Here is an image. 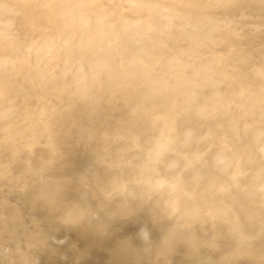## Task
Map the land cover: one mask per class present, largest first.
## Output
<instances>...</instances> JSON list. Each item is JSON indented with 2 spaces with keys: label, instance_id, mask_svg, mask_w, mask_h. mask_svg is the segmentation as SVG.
<instances>
[{
  "label": "rangeland",
  "instance_id": "374dc122",
  "mask_svg": "<svg viewBox=\"0 0 264 264\" xmlns=\"http://www.w3.org/2000/svg\"><path fill=\"white\" fill-rule=\"evenodd\" d=\"M23 1V3L21 2V0H19V4H17L18 3V1L17 0H15V1H12V0H0V48L2 49V50H0L1 52L3 51V50H8V51H10V52H13V50H15V52L18 50V53L16 52H13L11 55H15L16 56V58L18 57V61H11L10 59H11V57H10V53H8V51H7V53L9 54V60L8 59H5V57L3 56V54L4 55H6L4 52H6V51H3L2 53L3 54H0V55H2V57H4V60H5V63L6 62H8L10 65H13V63L12 62H14V64L16 65L17 64V66H15V67H17V68H14V66H7L8 65V63H6V64H4V62L2 61V63L3 64H1V65H3L4 67H5V65L10 69L11 67L12 68H14V69H16V70H18V72H17V75H18V78H21L20 80H19V82H21V80H22V77H24L25 79H23L22 80V85H21V83H19L18 82V80H16V79H18L17 77H16V74L14 73V72H16V70L14 71V69H11L12 71H14L13 73H12V71L10 70L9 71V69L8 70H6V72L7 73H5L4 74V72L5 71H1V70H5V69H0V80L2 81V84H1V81H0V88L3 90V91H6L5 92V94L7 93V89H8V91H9V93H10V91L12 90L13 92H17V90H19L20 89V91H23V92H21V93H25L27 96H28V93L30 94V93H32V92H35V90H36V93H32L31 95H29L30 97H25L23 94V96L21 95V93H20V91L18 92V93H20V94H18V93H14L13 94V92L11 93V95L12 96H10V94L8 95V93H7V96L10 98V97H13L14 95H16L17 96V94H18V99L22 96V99H23V97H25V99H27V100H23L21 103H20V101H21V98L19 99L20 101L18 102V100H17V98H16V100H17V102L18 103H20L21 104V106H20V109H19V111L17 110V106H19L18 105V103L16 102V104H17V106L16 105H14V107L16 106V110L17 111H14V110H12V109H14V108H11L10 109V107H13V105H12V99H15V97L16 96H14L13 98H10V100H11V102L10 101H7V99H8V97H5V98H7V99H4V97L2 98V103H4L3 104V107L1 108L0 107V116H1V118H0V125L2 124V128H3V132H2V129H0V264H4L5 262H7L6 264H15V262H17L16 264H25V263H27V264H47V263H49V264H54V263H57V264H154V263H159V262H162V264H163V262L164 261H169V260H171L170 261V264H241L242 262V264H264V174H262L263 172H261V171H263L264 170V168H262L263 167V165H264V124H263V122H264V95H261L263 92H264V88H263V85H264V83L262 84L261 82L263 81L264 82V79H261V77L262 78H264L262 75H264V72H263V74H262V72L261 71H263L264 70V40H262V39H264V14H263V7H264V0H262V2L260 3V1L261 0H247V1H245V0H238L237 1V3L235 2L236 0H214V2H221V4L220 3H218L217 2V4H219V5H217L216 3H214L212 0H210V3H211V1H212V4H215L214 5V7L212 8V6H207V8L206 7H204L205 8V10L206 11H204V10H202L203 9V6L202 5H205V4H208L209 3V1L208 0H205V1H207V2H204V0H203V2L204 3H201V0H199V2H198V0H193V2H198L199 3V6H200V9L198 8V6L196 5V7H194L195 6V4H194V6H191V5H193L192 4V1L191 0H184V1H186V3L184 2V1H179V0H143V2L141 1V0H132L135 4H137L138 2V4L137 5H139V6H137V5H132V7H131V9L129 8V3L127 2V1H131V0H127L126 1V3H124V2H120L121 0H109L108 2H107V0H101V2H99L100 0H91V1H89V0H81L82 2H81V4H82V6L83 7H79L80 9V13H78L77 14V10L78 9H76V8H78V6L79 5H81L80 4V2H75L76 0H74V2L76 3H71L72 1H70V0H64V2H63V0H54V2H51V3H56L55 4V6L56 7H52V6H54V4H51V3H49V1L47 2V0H39V1H37L36 0V2H34L33 0H30L31 2L30 3H28V1L29 0H22ZM33 1V2H32ZM41 1V2H40ZM53 1V0H52ZM65 1H70V3H71V5H74V8H72V9H76L75 10V12L76 13H74V10H72V13L70 12L71 10L70 9H68L67 7H69V5L68 6H66L65 7V5L64 6H62L64 3H65ZM86 1V2H85ZM88 1V2H87ZM92 1H95L94 3L92 2ZM98 1V2H97ZM125 1V0H124ZM131 1V4L133 3ZM135 1H138V2H135ZM176 1V2H175ZM178 1V2H177ZM189 1H191L190 3H191V5H189L188 4V2ZM246 2V4H245V2ZM248 1H249V3H248ZM254 1V2H253ZM259 3H258V2ZM9 2H11V3H9ZM14 2H15V5H14ZM22 4H21V3ZM47 2V3H46ZM63 2V3H62ZM96 2L97 3H99L100 5L102 4L103 5V3L105 2L106 4H104L103 6H102V8L103 7H105V11H106V13H107V10L109 11V16L106 14V16L104 15V13H105V11L102 13V14H99L100 12H102L101 10H102V8H95L96 6L95 5H97L96 4ZM111 2H112V4H111ZM160 2V3H159ZM163 4H162V3ZM180 2V3H179ZM181 2H183V3H181ZM196 2V4H198ZM226 4V6L229 8H225V5L223 4ZM232 2H233V4H235V5H233L232 4ZM235 2V3H234ZM241 2V3H240ZM9 3V4H8ZM33 3H34V5H33ZM43 3H45L46 5H45V12L44 13H42V11H41V8L42 7H44L43 5ZM93 5H91V4ZM108 3H110L111 5H114L115 7L117 6V8H113L111 5H107ZM120 3H121V5H123V3H124V6H127V5H129V6H127L128 7V13H127V15L128 14H130V12L131 13H133V15L132 14H130V16H132V17H130L131 19H130V21L128 20V18H129V15L128 16H125V15H123L122 13H125V9L127 8V7H125V9H124V6L123 7H121V5H120ZM209 3V4H210ZM241 5V7H240V5ZM66 4V3H65ZM68 4V3H67ZM89 4V5H88ZM98 4V5H99ZM162 4V5H161ZM183 4H187L186 6L185 5H183ZM231 4V6H229ZM244 4V5H243ZM261 4V5H260ZM8 5H10V6H8ZM20 5V6H19ZM36 5V6H35ZM38 5V6H37ZM48 5L50 6V7H52L53 9L52 10H55L54 12H56L55 13V17H54V12L53 11H51V10H49L50 9V7H48ZM77 5V6H76ZM85 5H87L86 7H88V9H89V11L87 10V8L85 7ZM107 5V6H106ZM140 5H141V7H140ZM144 7H143V6ZM181 5V6H180ZM189 5V6H188ZM211 5V4H210ZM224 5V7L222 8V6ZM232 5L234 6V7H237L238 5H239V7L240 8H236L235 10L234 9H231L232 8ZM254 5V6H253ZM15 6V7H14ZM47 6V7H46ZM76 6V7H75ZM90 6H92V7H90ZM179 6V7H178ZM244 6V7H243ZM251 6V7H250ZM256 6V7H255ZM259 6H261L260 8H261V10L259 11V9L260 8H258ZM1 7H4V8H1ZM7 7V9L9 10H6L5 8ZM10 7V8H9ZM20 7V8H19ZM38 7H41V8H38ZM63 7H65V8H67V9H65L64 8V10H63ZM71 7V6H70ZM99 7V6H98ZM106 7H109V8H106ZM158 7V8H157ZM170 7V8H169ZM187 9H186V8ZM208 7H210V10L209 11H212L211 9H213L214 10V8L216 7H220L219 9H220V11L219 12H217L219 9H217L216 10V8H215V12H214V14L211 12H207L208 10ZM245 7H247V8H245ZM24 8H26V10L24 9ZM36 8V9H35ZM82 8L86 11V13H85V11H82ZM86 8V9H85ZM90 8L92 9L91 10V12H90ZM111 8L113 9V11H110L111 10ZM118 8L121 10V8H122V10L121 11H123V9H124V11L121 13L122 14V18L120 17V15L121 14H119V15H117L118 17L117 18H121L122 19V22H121V19L118 21L117 20V18H116V16H114V14L118 11L119 13H120V10H118ZM145 8V9H144ZM190 8V9H189ZM225 8V10H226V12H225V10H221V9H224ZM252 10H251V9ZM256 8V9H255ZM10 9H11V12H10ZM19 9H23V10H19ZM49 11H48V10ZM93 9H94V11H93ZM100 10V12H98V14H97V11L98 10ZM117 11H116V10ZM142 9H144V10H142ZM149 9V10H148ZM198 9V10H197ZM231 9V10H230ZM239 9V10H238ZM248 9V10H247ZM254 9V10H253ZM42 10H43V8H42ZM65 10H67V11H69L68 13H67V15H66V12L67 11H65ZM127 10V9H126ZM195 13V15H194V13L192 12V11ZM202 10V11H201ZM230 10V12L228 13V11ZM239 12H238V11ZM241 10V11H240ZM5 11H7V13H8V15H6L7 13L5 12ZM16 11H18V13L16 12ZM24 12V13H21V12ZM47 11H48V13H47ZM92 11L95 13H92ZM116 11V12H115ZM143 11V12H142ZM155 11V12H154ZM162 11V12H161ZM174 11V12H173ZM200 11V12H199ZM223 11V12H222ZM231 11H236L234 14H233V12H231ZM250 11V12H249ZM255 11H256V13H257V17H256V13H255ZM65 13V15H61V14H63V13ZM111 12V13H110ZM113 12H114V14H113ZM127 12V11H126ZM135 12V13H134ZM152 12H154V13H152ZM198 12H199V14H198ZM220 12H221V14H220ZM245 12V13H244ZM19 13H20V15H19ZM38 13V14H37ZM40 13V14H39ZM52 14V15H49V14ZM70 13L71 14H74V15H72V16H74V17H76V18H74V19H77V18H80V20L79 19H77V20H75L76 22L78 21V25H77V23L76 24H74V23H72L71 21H74V20H72V19H70L71 17H67L68 15H70ZM94 14V15H92V14ZM142 13L144 14V16L142 15ZM146 13V14H145ZM193 13V14H192ZM204 13H205V15H204ZM217 13H218V15H217ZM222 13H224V15L222 16ZM227 13L230 15V17L232 18H230L229 16H227ZM230 13H232V14H230ZM241 13V14H240ZM250 13V14H249ZM258 13H260V16L261 15H263L262 17H260L259 18V14ZM9 14H11V15H9ZM75 14H77L76 16H75ZM91 14V15H90ZM111 14V15H110ZM135 14H137V15H135ZM142 15V16H140V15ZM150 15L148 18H146L145 17V15ZM213 14V15H212ZM246 15V17L244 16V15ZM255 14V15H254ZM40 15H42V16H40ZM84 15V16H83ZM96 15V16H95ZM116 15V14H115ZM163 15H164V17H163ZM192 15H194V17H192ZM196 15H198V16H196ZM199 15H201V16H199ZM238 15V16H237ZM240 15V16H239ZM250 15H253V16H250ZM46 16V17H45ZM52 16V17H51ZM61 16V17H60ZM65 16V17H64ZM81 16V17H80ZM108 16V17H107ZM113 16L116 18V19H114L113 18ZM134 16V17H133ZM135 16H138V17H135ZM140 16V17H139ZM158 16V17H157ZM167 16V17H166ZM168 16H170V18L168 17ZM191 18H190V17ZM202 16H203V18L204 19H202ZM206 16V17H205ZM235 18H234V17ZM249 16L251 17V18H249ZM62 17H64V19L65 18H67L68 20L70 19V22L71 23H69L68 25H71V26H68V25H64V23H65V21H67L66 19H65V21H63L64 23H63V25H64V29H63V25H61L62 24ZM83 17H85V18H83ZM107 17V18H106ZM110 17V18H109ZM114 20H116L114 23L116 24L117 22V25H115L116 26V28L115 29H113V27H112V25L110 24L109 25V22H111L113 19ZM123 17L124 18H126V20L128 21H125L124 20V22H127V23H124L123 22ZM151 17V18H150ZM154 17H156L155 19L158 21L159 19V21H161V23L159 22H157L155 19H153ZM198 17H200V20L198 19ZM208 17H210L209 19H208ZM214 17V18H213ZM226 17H228V18H230V19H227ZM236 17H238L237 18V20H236ZM239 17H241V18H243V20L241 19V18H239ZM246 19H245V18ZM248 17V18H247ZM254 17V18H253ZM88 18V19H87ZM108 18L109 19H111V21H109L108 20ZM144 18L147 20V19H149L148 21H145L144 20ZM193 18V19H192ZM197 18V19H196ZM263 18V19H262ZM7 19V20H6ZM81 19H82V21L84 22V23H82V21H81ZM106 19H107V21H109L108 23H107V21H106ZM139 22V21H141L142 20V22L144 21V24H145V26L146 27H144V24L142 23V22H139L140 23V25H136L137 23H135V21L136 20ZM139 19V20H138ZM150 19H153V20H155V21H153L154 23L152 24V22L150 21ZM166 19L169 21H167V22H165L166 21ZM170 19H172V20H170ZM204 20L206 23H207V25H206V23L205 22H203L202 20ZM224 19H226V20H224ZM234 19V20H233ZM240 19V20H239ZM262 19V20H261ZM61 20V21H60ZM93 21V20H98V22H97V24L95 23V24H93L94 22H90V21ZM113 20V21H114ZM132 20V21H131ZM229 21V23H228V21ZM232 20H233V22H232ZM59 21L61 22V24L59 23ZM88 21V22H87ZM113 21L111 22L112 24H113ZM163 21V22H162ZM173 21V22H172ZM174 21H175V23H174ZM193 21H194V23H193ZM199 21V22H198ZM201 21H202V23H201ZM224 21H227V22H224ZM235 21V22H234ZM245 21V22H244ZM261 21V22H260ZM263 21V22H262ZM122 23V25H121V23ZM147 22H150V24H152V25H148V23ZM165 22V23H164ZM197 22V23H196ZM218 22V23H217ZM220 22H222V23H220ZM230 22H232V23H230ZM85 23H87V24H85ZM89 23V24H88ZM120 23V25H121V27H120V25H118ZM132 23V24H131ZM134 23H135V25H134ZM138 23V24H139ZM142 23V24H141ZM158 23V25H156V24ZM166 23H168L167 25H166ZM173 23V24H172ZM191 23V24H190ZM227 23V24H226ZM246 23V24H245ZM250 23H251V25H250ZM263 23V24H262ZM66 24V23H65ZM160 24L162 25V27L160 26ZM176 26H175V25ZM203 24V25H202ZM244 24V25H243ZM249 24V25H248ZM253 24V25H252ZM255 24H256V26H255ZM74 25H76V26H78V27H76V28H78L79 29V31L77 30V29H75V26ZM94 25V26H93ZM98 25H99V27H98ZM129 25H131V26H129ZM143 26V27H139V26ZM158 26L157 28L155 27V26ZM166 25V26H165ZM169 25V26H168ZM170 25H172L173 26V29L171 30L170 29ZM200 25V26H199ZM257 25H258V27H257ZM61 26V27H60ZM65 26H68V27H65ZM72 26H74V27H72ZM103 26V27H102ZM113 26H114V24H113ZM120 28H119V27ZM128 26V27H127ZM137 26V27H136ZM153 26V30H152V27ZM164 26V27H163ZM168 26V27H167ZM172 26H171V28H172ZM178 26H181V27H178ZM190 26H191V28H190ZM194 26V27H193ZM207 26V27H206ZM245 26H246V28H245ZM74 28V29H72V30H75V31H72L71 29H69V28ZM95 27V28H94ZM112 29H111V28ZM127 27V28H126ZM133 27H134V29H133ZM167 27V29H165ZM193 27V28H192ZM68 28V29H67ZM105 29V31L107 32H104V34H105V36L107 37V34L109 35V37H108V39L104 36V34H103V32L101 31V29ZM137 28V29H136ZM140 28V29H139ZM143 30H142V29ZM145 28V29H144ZM148 28V29H147ZM156 28V29H155ZM161 28V30L162 29H165V31L164 30H162L161 32H163L162 34L159 32L160 30L159 29ZM184 28V29H183ZM203 28V29H202ZM65 29H67V32H65ZM104 29H103V31H104ZM117 29V30H116ZM119 29V30H118ZM122 29H124V31L122 30ZM149 29H151V30H149ZM159 30L158 32L156 31L155 32V30ZM179 29V30H178ZM183 29V30H182ZM188 29H189V31H188ZM250 29V30H249ZM256 29V30H255ZM68 30H70V31H68ZM77 30V31H76ZM98 30V31H97ZM116 30V31H115ZM140 30H141V32H140ZM145 30H148V32H146ZM176 30H178L179 31V36H181V37H179L178 36V33H176V32H178V31H176ZM184 30H186V31H184ZM190 30H191V32H192V34L191 33H189L190 32ZM248 30V31H247ZM82 31V32H81ZM101 31V32H100ZM114 31V32H113ZM152 31V32H151ZM171 31V32H170ZM175 33H174V32ZM75 32H77V33H75ZM117 33V35H116V33ZM128 32V33H127ZM139 32V33H138ZM142 32H144V33H142ZM167 32V33H166ZM173 32V33H172ZM186 32V33H185ZM196 32V33H195ZM256 32V33H255ZM115 33V34H114ZM121 33V34H120ZM135 33H136V35H135ZM141 33H142V35H141ZM153 35H152V34ZM160 34V35H158L157 36V34ZM172 33V34H171ZM181 33V34H180ZM187 34V33H189V35L187 36V35H185V34ZM259 33V34H258ZM261 33V34H260ZM75 34H76V36H75ZM98 34V35H97ZM119 34V35H118ZM144 34V35H143ZM149 34H151V35H149ZM168 34V35H167ZM176 34V35H175ZM198 34V35H197ZM111 35V36H110ZM134 37H133V36ZM138 35V36H137ZM141 37H140V36ZM163 35H165V38L163 37ZM170 35H173V36H170ZM191 35H193L192 36V39H191V37L189 38L191 41H192V43H191V41L188 39V37L189 36H191ZM194 35H196V36H194ZM80 36H82L83 37V42H82V38L80 37ZM90 36V37H89ZM103 36V37H102ZM118 36H120V37H118ZM147 38H145V37ZM149 36H150V38H149ZM167 36V37H166ZM176 36V37H175ZM203 36H205V38L203 37ZM229 36H230V38H229ZM81 38L80 39V41L82 42L81 44H80V42H78L77 40H79V39H75V38ZM95 37V38H94ZM99 37V38H98ZM100 37H102V38H100ZM114 37V38H113ZM139 37H140V39H143V40H145V41H141L140 39H139ZM155 37V38H154ZM169 37H170V39H171V41H170V39H169ZM175 37V38H174ZM178 37H179V39H178ZM184 37H185V39H184ZM187 37V38H186ZM195 39H194V38ZM60 38H62V40L60 39ZM64 38V39H63ZM85 38L87 39V40H85ZM88 38H91V40H89ZM104 38H105V40H104ZM117 38H118V40H117ZM126 38V39H125ZM145 38V39H144ZM169 40H168V39ZM174 38V39H173ZM181 38H183V39H181ZM204 38V39H203ZM70 39V40H69ZM97 39H99L100 41H101V43H99L100 41L99 40H97ZM102 39V40H101ZM157 39H158V41H157ZM162 39V40H161ZM178 39V40H177ZM183 41H181V40ZM187 39H188V41H187ZM194 39V40H193ZM88 40H89V42H88ZM107 40V41H106ZM136 40V41H135ZM152 40V41H151ZM165 40H166V42H165ZM177 40V43H175V41ZM180 40V41H179ZM187 42H186V41ZM62 41H67V42H65V44H67V43H71V44H68V45H65L64 43H62ZM75 41H76V43H75ZM93 41V42H92ZM94 41H95V43H94ZM154 42V43H151V42ZM163 41H164V43H163ZM195 41L196 42H198V43H201L199 46L197 45L198 43H195ZM203 41V42H202ZM52 42H59L60 44H61V48L63 49V51H62V49H61V51L60 50H52V52L55 54H57L58 52L59 53H62L63 55L65 54V56H63L62 58H64L63 60H65V57L68 59V56H66V53H65V51H67V53L69 54V57L70 58H72V57H74V55H75V58L78 60H85V61H87V63H85V61H83V63L87 66H84V65H82L81 66V64H83V63H81L80 64V62L81 61H79V62H77L78 64H79V66L76 64V62L75 61H72V60H75V59H68L69 60V62H71V63H69V62H66V61H68V60H66L65 62H62L63 63V65H68L69 67H71L69 64H72V63H75V65H77V66H72V67H74V68H76V71L78 72L76 75V78L78 79V77H79V79H80V81H81V84H82V87H84V89H83V92H82V94L83 93H85L86 94V92H87V95H86V97H83V95L81 96L80 94H79V97H76L75 96V94L80 90V93H81V87H77L78 85H74V84H72V85H74V86H72L71 85V83H72V80L70 81V79H72V78H75V73H76V71H72V69H74V68H70L71 70L69 71V68L66 66V67H64V66H62V69H60V67L59 66H61V65H59V63L61 64V62H58V61H60L61 60V57L60 56H62V54L61 55H59L58 56V60L55 62V61H53V63H51V59H49V58H51L52 56H50L51 54H53V53H47V52H49L50 50L49 49H59V48H56V46L59 44H57L56 43V45H54ZM89 44H88V43ZM98 42V43H97ZM113 42V43H112ZM119 42V43H118ZM138 42V43H137ZM144 42V43H143ZM145 42H147V43H145ZM170 42H172L173 44H179L180 42V46L178 45H176V46H173V48H175V50L176 51H174V49H172V51H174V53L173 52H170V50H171V48H172V46H171V44L172 43H170ZM189 42V43H188ZM204 42H207V46H206V43H204ZM220 42V43H219ZM43 43V44H42ZM45 43V44H44ZM76 44V46L78 45V44H80V45H78V47L77 48H79V46H80V48H82V49H80V50H83V51H80L79 50V52H77V48H76V51H75V48L74 49H72V47H75V45L74 46H72V44ZM91 43V44H90ZM141 43V44H140ZM163 43V44H162ZM166 43H168L167 45H166ZM184 43V46L186 47L185 49H184V46H182V44ZM188 43V44H187ZM191 43V44H190ZM194 43V46H189V44L190 45H192ZM32 44V45H31ZM40 44H42V46L40 45ZM50 44V45H49ZM59 44V45H60ZM87 44V45H86ZM109 44V45H108ZM143 44V45H142ZM153 44H154V47H155V49H154V47H153ZM170 44V45H169ZM186 44V45H185ZM238 44V45H237ZM244 44L246 45V46H244ZM27 45H28V47H29V45H31L32 47H33V49H34V47H36V46H39L40 47V49L42 48V50L43 49H46V50H44L45 51V53L42 51L41 52V50L39 49V48H37V49H39L40 50V52H38L39 54H41V53H43V55L41 56V55H39V57H37V55H38V53H36V51H37V49H34V53L32 54V55H29V54H31L30 53V51H32V47H31V50L29 51V49H28V51H29V53L27 52V49H25L24 48V46L27 48ZM45 45V46H44ZM49 45V46H48ZM66 46V48L68 49L69 48V50H67V49H65V51H64V47L63 46ZM87 47H86V46ZM95 45V46H94ZM104 45H106V46H104ZM126 45V46H125ZM130 45V46H129ZM142 45V46H141ZM163 45H164V47H163ZM187 45L189 46V47H187ZM211 47H210V46ZM47 46H48V48H47ZM52 48H51V47ZM69 46V47H68ZM72 46V47H71ZM83 46H85V48L83 47ZM94 46V47H93ZM143 46L145 47V49L143 48ZM147 46V47H146ZM171 46V47H170ZM182 46V47H181ZM198 46V47H197ZM205 46V47H204ZM17 47L19 48V47H21V48H19V49H24L23 50V52H22V56H23V53L25 52V50H26V52L24 53V56L23 57H25L27 54L26 53H28V56L30 57V56H34L33 58L32 57H30V59H28L27 57L28 56H26L25 57V59H28V60H26V61H22L24 58L22 57V56H19L20 54H19V49H17ZM57 47H59V46H57ZM90 47V48H89ZM106 47H107V49H106ZM130 47H132V48H130ZM152 47H153V50H152ZM157 47V48H156ZM166 47V48H165ZM167 47H168V49H167ZM179 47L181 48V51L180 52H177V49H178V51H179ZM192 47H195V49L194 48H192ZM203 47V48H202ZM88 48H89V50H88ZM95 48V49H94ZM100 48V49H99ZM135 48H136V50H135ZM150 48V49H149ZM163 48V49H162ZM177 48V49H176ZM192 50H191V49ZM199 49V48H202L201 50H203V52L201 51L200 52V49H199V51L197 50V49ZM204 48H206V49H204ZM211 48V49H210ZM85 49L87 50V51H85ZM115 49V50H114ZM160 49V50H159ZM163 51H162V50ZM170 49V50H169ZM182 49H183V51H182ZM188 49V50H187ZM190 49V50H189ZM214 49V50H213ZM38 50V51H39ZM100 50V51H99ZM110 50V51H109ZM142 50V51H141ZM159 50V51H158ZM185 50H187V51H185ZM193 50H195V51H193ZM197 50V51H196ZM58 51V52H57ZM90 51H92V52H94L95 51V53H91ZM98 51V52H97ZM105 51V52H104ZM135 51H136V53H135ZM144 51V52H143ZM145 51H147V52H145ZM165 55V57H164V55H161L162 53ZM167 51V52H166ZM189 51H192V52H189ZM210 51V53H208ZM64 52V53H63ZM77 52V53H76ZM82 53V55H83V57H81V56H79L81 53ZM87 52V53H86ZM101 52V53H100ZM109 52V53H108ZM157 53L158 52V54H156L155 55V53ZM160 52V53H159ZM168 52L169 53H172V54H169L168 55ZM177 52V53H176ZM182 52H184L183 54H189L190 53V55H191V57H192V60H189L188 59V57L190 58V55H187V57H185V55H183L182 54ZM186 52V53H185ZM188 52V53H187ZM193 52H195V53H193ZM217 52H219V53H216ZM72 53H75V54H72ZM79 53V55H77ZM85 53V54H84ZM90 53H91V55L93 54V56H91L90 57ZM117 53V54H116ZM119 53V54H118ZM139 53V54H138ZM144 53V54H143ZM152 53V54H151ZM199 53H202V55H198ZM204 53H205V55H204ZM222 53H224V54H222L223 55V59L221 58V60H220V57L219 56H222L221 54ZM259 53V54H258ZM26 54V55H25ZM37 54V55H36ZM45 54H47V55H49V58L48 57H46V56H44ZM53 54V56H54V58L53 59H55V56H57L56 54L54 55ZM72 54V55H71ZM110 54V55H109ZM136 54V55H135ZM138 54V55H137ZM161 55V56H158V55ZM166 54H167V57L169 56V59L171 58L173 61H171V60H167L168 58L166 57ZM181 54V55H180ZM195 55L194 57H193V55ZM207 54V55H206ZM218 56V54H219V56L217 57L216 55ZM13 55V56H14ZM18 55V56H17ZM35 55H36V58H38L37 60H36V58H35ZM77 55V56H76ZM97 55V56H96ZM117 55H118V57H117ZM149 55H150V57H149ZM154 55V56H153ZM171 55V56H170ZM175 55H177V56H175ZM179 55L181 56L180 58H178L179 57ZM211 57L212 55V60H211V58H208L209 56ZM224 55H226L225 57H224ZM6 56H8V55H6ZM15 56L13 57V58H15ZM72 56V57H71ZM94 56H96L98 59L96 60V58L94 57ZM99 56V57H98ZM133 56V57H132ZM175 57V58H173V57ZM185 57L183 60L185 61V62H183L182 60H181V58H183V57ZM200 56V57H199ZM202 56L203 57H205V58H207V59H205V58H203V59H201L202 58ZM208 56V57H207ZM42 57V58H41ZM59 57H60V59H59ZM89 58L90 57V59L92 60V62H91V60H86L85 58ZM104 57V58H103ZM156 57V58H155ZM161 57V58H160ZM197 57H198V59H197ZM213 57H215V59L216 58H218L219 60H218V62H216L217 60H214V58ZM12 58V59H13ZM20 58H23V59H20ZM87 58V59H88ZM103 58V59H102ZM132 58V59H131ZM137 58H141V60H139V59H137ZM162 59V61H160L159 59ZM167 58V59H166ZM187 58V59H186ZM197 59V61H198V63H197V61H195L196 59ZM224 58H226L225 60H224ZM260 59V60H258V59ZM34 59V60H33ZM52 59V60H53ZM57 59V58H56ZM93 59H94V61H93ZM131 59V60H130ZM136 59V60H135ZM143 59H145V60H143ZM156 59L160 62V64L158 63V62H156ZM164 59H165V61H164ZM177 59L179 60V62L177 61ZM191 59V58H190ZM204 60L203 62H199V60ZM257 59V60H256ZM0 60H2V59H0ZM17 60V59H16ZM36 60V61H35ZM63 60H61V61H63ZM132 60H134V61H132ZM151 60H153V61H151ZM180 60H181V62H180ZM189 61V63H190V61H191V66H190V64L189 63H187L188 61ZM205 60L206 61H209L208 63H207V66L209 67V65H210V63H211V61L213 62V60L216 62H214L215 64H211L210 66H212V67H209V69H207V68H205ZM34 63V65H35V68H37L38 66L40 67V65L44 68V70L42 69V71H44L45 73H50V70H51V66H53V64H54V67H56V63H57V65H59V66H57V67H59V68H57V69H60V72H61V70L63 71V73H61V74H57L58 73V71L56 70V72H55V70L52 68V70L53 71H51V72H53V73H50L51 75L52 74H54L55 75V77L57 78V81H55L56 79L54 78V81L53 82H51L52 80H53V77H54V75H50L51 77H49L48 76V73H47V77H49L50 79L49 80H51V78H52V80L50 81V83L49 84H52V83H55V82H57L56 84V88H57V90L56 89H54V91H56V93L53 91V95L51 94V92H52V90H53V88L55 87H53V86H51V85H49L48 84V82H49V80H48V78L45 80V78H46V74L43 72V74H45L44 75V77H43V79H41L42 78V76H43V74H41L42 76H41V78L39 77V75H37L38 74V71H39V74L41 73V67H40V69H39V67L37 68L38 69V71L36 72V70L34 71L33 69V64H32V62ZM40 61V62H39ZM132 61V62H131ZM137 61H139L140 63H138ZM151 61V62H150ZM166 61H169V64L172 62V64H168L167 65V63H166ZM193 61H195L197 64H196V66H195V62H193ZM220 61V62H219ZM258 61H261V63L260 62H258ZM17 62V63H16ZM21 64V63H23L21 66L19 65V63ZM30 64V65H32V66H30L28 63ZM35 62H37V64L35 63ZM96 62H98V63H96ZM110 62V63H109ZM131 62V63H130ZM137 62V63H136ZM142 62V63H141ZM146 62V63H145ZM163 62H165V63H163ZM182 62H183V64H182ZM193 62V63H192ZM221 62L223 63V62H226V63H224V64H221ZM0 63H1V61H0ZM12 63V64H11ZM27 63V65H29V67L27 68V69H29V68H33V69H29L30 70V72L26 69V68H24V67H26L25 66V64ZM97 65H100V66H97ZM103 63H106V64H103ZM136 63V64H135ZM161 63H163L162 65H163V67H160V66H162L161 65ZM181 63V64H180ZM218 63H220V64H218ZM259 63V64H258ZM52 64V65H51ZM140 64V65H139ZM159 64V65H158ZM173 64H176V67L175 66H172ZM186 64V65H185ZM190 66V68L188 67V65ZM193 64H194V67H192L193 66ZM199 64V65H198ZM202 64V65H201ZM218 64V65H217ZM1 65H0V68H2L1 67ZM24 65V66H23ZM38 65V66H37ZM93 65H95L96 67H94L93 68ZM133 65V66H132ZM197 65H198V71H197ZM201 65V66H200ZM217 65V66H216ZM220 65V66H219ZM222 65V66H221ZM19 66L22 68V69H26L25 71H27L26 73H24L25 71H23L21 68H19ZM37 66V67H36ZM102 66V67H101ZM106 66H107V68H106ZM159 66V67H158ZM169 66V67H168ZM172 66V67H171ZM182 66H185V67H183V70H184V68H185V70H187L186 68H188V70H193L192 72L194 73V76L193 77H195V80H193V82H190V81H188V79H190V75H192L190 72L191 71H182ZM204 66V67H203ZM213 66H215V68H213ZM229 66H230V68H229ZM91 67V68H90ZM100 67V68H99ZM164 67H167V68H165V70L167 69V71H168V69H169V71H171L169 74H170V76H171V78H170V76L168 77L169 78V81L166 79V76L165 75H167L168 74V72L167 71H164ZM171 67V68H170ZM173 67H175L174 69H172ZM178 67V68H177ZM192 67V68H191ZM217 67H219V69H220V67L222 68L221 70H219ZM235 67H236V69H235ZM261 67V68H260ZM67 68V69H66ZM87 68H89V69H87ZM95 69V71L94 70H91V69ZM97 68V69H96ZM103 68V69H102ZM104 68H105V70L106 69H108V70H106V73H105V70H104ZM163 69V70H161V69ZM202 68V69H201ZM204 68V69H203ZM211 68H213V72L211 71L212 69ZM224 68H227V69H224ZM240 70L238 73H240V74H238V73H236L237 71H238V69ZM263 68V69H262ZM21 69V70H20ZM56 69V68H55ZM65 69V70H64ZM160 69V70H159ZM176 69H178L179 70V72H177L178 70H176ZM180 69H181V71H182V73H185V74H181L180 73ZM200 69V70H199ZM207 69V70H206ZM215 69V70H214ZM219 70L218 71V77H217V70ZM224 69V70H223ZM233 69H234V71H233ZM257 69H259L258 71L261 73V74H259V72L257 71ZM68 71V73L66 72H64V71ZM75 70V69H74ZM80 70H82V71H80ZM90 70V71H89ZM102 70V71H101ZM133 70V71H132ZM173 70H174V72L176 73L177 72V75L175 74V73H173ZM225 71H227L228 70V72L226 73V75L224 74V72ZM230 70V71H229ZM248 70H249V72H248ZM8 71H9V74H8ZM19 71H21V74H20V72ZM23 71V72H22ZM33 71V72H32ZM84 71V72H83ZM86 71V72H85ZM97 71H98V73H97ZM100 71V72H99ZM134 71H135V73H134ZM162 71V72H161ZM195 71H197V73L199 74H196L195 73ZM200 71H202L201 73L203 74H208V72L210 73V74H208L207 76H206V79H204L205 77H203V79H201L200 81H199V79H200V75H202V74H200ZM206 71H207V73H206ZM211 71V72H210ZM242 71H244L243 73H242ZM257 71V72H256ZM12 73V75H11V73ZM32 72V73H31ZM34 72H36V75H35V73ZM71 72H74V73H71ZM82 72V73H81ZM92 72V73H91ZM108 72V73H107ZM162 74H161V73ZM163 72H164V75H163ZM166 72H167V74H166ZM190 74V75H187L188 73ZM215 72V73H214ZM220 72H221V74H220ZM230 72L232 73V74H234L235 76H236V78L234 79V75H232V74H230ZM235 72V73H234ZM255 72V73H254ZM22 73H24V74H22ZM29 73H31V75L29 74ZM34 73V74H33ZM57 75H59V76H57ZM71 73V74H70ZM89 73V74H88ZM93 73H95L98 77H99V79H98V77L97 76H93ZM101 73V74H100ZM134 73V74H133ZM148 73H150L151 75H152V73H153V75L151 76L150 74L149 75H146V74H148ZM173 75H172V74ZM179 73H180V75H179ZM211 73H214V74H211ZM228 73H229V76L231 75V78L228 76ZM241 73L243 74V76L245 75V77L244 78H251V81H250V85H251V83H252V86L255 88V86L257 87V85H260V83L262 84V87L260 86V87H257V88H255V89H253V87L251 86L250 87V85L249 86H247L246 84H249L248 82H249V79H247V80H245L244 78H243V76L241 75ZM246 73H247V75H246ZM253 73V74H252ZM258 75H257V74ZM2 74H4L5 75V77H4V75H2ZM15 74V75H14ZM25 74H27V76H32V79H30L31 77L29 76L28 78H29V80L27 81V76L25 77ZM29 74V75H28ZM65 74V75H64ZM67 74L68 75H70V76H68L69 77V79H67L68 77H64V76H67ZM78 74H80V75H78ZM86 74V75H85ZM88 74V75H87ZM94 74V75H95ZM168 74V75H169ZM204 74H203V76H204ZM226 76V78H227V80H229L230 79V81L232 82L233 81V83H232V85L233 84H235L236 83V87L233 85V87H232V85H231V82L230 81H227L226 80V78H225V76ZM8 75V76H7ZM22 75H24V76H22ZM83 77H82V76ZM128 75V76H127ZM185 76V78H183V76ZM210 75H213V77L212 76H210ZM218 78V79H221V77L223 76V78H222V80H221V82H220V80H218L217 78H215V76ZM238 75L240 76L241 75V77H240V81L242 82V87L243 88H249V89H247V90H249V91H246V89H242V87L240 86V84H239V82H238ZM252 75H253V77H252ZM2 76V77H1ZM10 76V77H9ZM19 76H22V77H19ZM72 76H74V77H72ZM152 77L153 78V76H154V78L152 79V78H148V77ZM162 76V78H163V80H162V78H160ZM164 76H165V78H164ZM172 76H173V78H172ZM177 78V80H178V78H180V76L182 77V79L180 80V81H177L176 79H175V77ZM178 76V77H177ZM186 76H187V78H186ZM190 76V77H189ZM196 76H197V79H198V81H199V84L202 82V84H203V82L205 81V86H204V84H203V88H202V86L200 87V85L199 84H192V83H194V82H196ZM209 76V78H214L213 80L214 81H212L211 79H207V77ZM38 77V78H37ZM87 77V79L89 80H86L85 78ZM89 77H91V78H89ZM94 77V78H93ZM104 77V78H103ZM115 77V78H114ZM138 78V80H137V78ZM143 77V78H142ZM193 77H191V80L192 79H194ZM6 78H8V79H6ZM14 78H16V79H14ZM36 80H34V79ZM82 78H84V79H82ZM96 78H97V80H96ZM110 78V79H109ZM122 78V79H121ZM125 78V79H124ZM132 78H133V80H132ZM145 78V79H144ZM146 78L149 80V79H152L151 80V83L149 82V81H147L146 80ZM158 78V79H157ZM202 78V77H201ZM225 78V79H224ZM242 78V79H241ZM11 79H12V81H14V80H16V81H14V83L11 81ZM40 79V80H39ZM65 79H66V82L68 83H66V82H64L65 81ZM96 81H95V80ZM103 79V80H102ZM116 79H118L117 81H116ZM143 80V82H140V81H142ZM154 79H155V81H159L158 83H159V85L157 84L156 85V83H155V81H154ZM160 79L162 80V81H160ZM168 81H166V80ZM170 79H171V81H170ZM173 79H175V80H173ZM185 79V80H184ZM232 79V80H231ZM236 79H237V81H236ZM4 80V81H3ZM9 80H10V82H9ZM30 80H34V82H30ZM44 80V82L46 81V83H44V85L42 86V81ZM60 80H62L61 82H58V81H60ZM75 80V79H74ZM85 80H86V83H85ZM94 80V81H93ZM100 80V81H99ZM102 80V81H101ZM111 80L113 81V82H116V83H114L115 85V87H113V86H111V85H113L112 84V82H111ZM126 80V82H124ZM137 80V81H136ZM146 80V81H145ZM185 81L186 82V80L188 81V82H190V83H188V85H191V86H187V83H184V82H182V81ZM202 80H204V81H202ZM209 80V81H208ZM225 80H226V83H229L230 82V84H228V85H226V83L225 84H223L224 82H225ZM254 82H253V81ZM23 81H24V83H23ZM25 81H27V82H25ZM38 81L40 82V83H38ZM92 81H93V83H92ZM110 81V82H109ZM122 81H123V84L122 85H120L121 83H122ZM127 81H129V83H131V81H133L130 85H132V84H134V83H136V85H132V86H134V88H135V90H133V88L131 89V87L129 86V87H127V85H126V83H127ZM145 81V82H144ZM165 81V83H161V82H164ZM173 81H174V83H176L175 85H177L176 87H174L175 85H174V83H173ZM211 81V82H210ZM216 81V82H215ZM246 82V84H245V82ZM261 81V82H260ZM16 82H17V87H19L20 85L23 87V84L26 86V87H29V88H27V90L29 89V90H31V92L29 91H26L25 92V86H24V90L22 89V88H19V89H15L14 87L16 86ZM62 82H64V83H62ZM76 82V83H75ZM74 83L75 84H78V82L79 81H75ZM91 82V83H90ZM121 82V83H120ZM138 82H140V83H138ZM146 82H148L149 84H151V86H149V84L147 85V83ZM169 82H171L172 84H170V85H168V86H166L167 85V83H169ZM179 82H182V83H184L183 85H180V83ZM211 84H210V83ZM222 83L223 84V86L220 84H218L217 83V85H216V87L218 86V88H217V90L218 89H220L219 91L221 92V93H219V91H218V93L220 94V95H218L219 97H221V98H219V97H217V91H215V89H214V84L213 83ZM256 82H257V84H256ZM5 83H7L6 85H5ZM11 83H12V86H10L11 85ZM28 83V84H27ZM31 83V84H30ZM35 83V84H34ZM60 83V84H59ZM64 85V88L65 87H67V91L66 90H64V88L62 87L63 85ZM95 83V84H94ZM99 83V85H97ZM124 83H125V85H124ZM142 83V84H141ZM146 83V84H145ZM153 83H154V85H156L157 86V88H156V86H154L153 85ZM181 83V84H182ZM198 83V82H197ZM18 84H20V85H18ZM34 84V85H33ZM48 86H47V85ZM65 84H66V86H65ZM70 84V85H69ZM108 84H110V85H108ZM163 85V87H162V89H161V86ZM178 84L180 85V86H182L181 88H182V90L184 89L185 90V87L187 88H191V89H188V93H189V95L190 96H188V93H187V89L183 92V93H185V96H184V94L183 95H180V96H178L180 93H178L179 91H180V86H178ZM237 84H239L238 86L240 87V90H238V92H236V93H238V95L235 93V91H237V89L236 88H238L239 89V87L237 86ZM7 87V85H9L10 87L9 88H7L6 89V87ZM13 85H14V87H13ZM33 85V86H32ZM46 85V87H47V89H49L48 91H44V89L45 90H47L44 86ZM54 85V84H53ZM69 85V86H68ZM87 85V86H86ZM118 87H117V86ZM120 85V86H119ZM129 85V84H128ZM142 87H141V86ZM146 85H147V87L148 88H146ZM161 85V86H160ZM164 85H165V89H163L164 88ZM174 85V86H173ZM199 85V86H198ZM244 85V86H243ZM2 86H4L3 88L5 89H3L2 88ZM20 86V87H21ZM38 86V89H36L35 87H37ZM49 86H51L52 87V89H50L51 87H49ZM80 86V85H79ZM92 87V88H90V87ZM105 86H107V87H105ZM110 86V87H109ZM125 87V89H126V91H124V89H122L123 87ZM136 86V87H135ZM158 86H159V90H161V91H165L166 92V90L167 89H169L170 88V86H173L174 87V89H173V87H171L170 89H172L173 91L171 92L172 94H174V96H175V99L176 100H174V96L172 95H170L171 93H168L169 91H170V89H169V91H167L166 93L165 92H163V93H165V97H166V100L167 101H169L168 99L170 98V96L172 97L171 99H173V100H171V102H165V98H164V94H163V96H162V92L161 91H159L158 90ZM192 86H193V88L195 87L196 88V86H198L197 87V90H192ZM211 86H212V88H211ZM224 86H225V88L227 89H225L224 88ZM230 87V89H231V92L233 91L232 89L235 87V89H234V92L231 94V92H229L228 91V87ZM11 87H13V89H15V90H13ZM33 87H34V90H33ZM68 87H72L71 89H74L75 91H77L76 93H74V95H72V93L70 94V92L69 91H71V89L69 88V90H68ZM114 88V91L112 90V88ZM120 87V88H119ZM127 87V88H126ZM139 88L138 90L136 89V88ZM151 87L152 88H154V89H151ZM168 87V88H167ZM177 87H179L178 89V92L176 91L177 89H175V88H177ZM184 87V88H183ZM201 88V93H200V88ZM207 87L209 88V90L210 91H208L207 90ZM220 87V88H219ZM41 88V89H40ZM98 88H99V90H98ZM103 88V89H102ZM116 88V89H115ZM129 88V89H128ZM141 88H143V90L145 91V93H144V91H142V89ZM146 88V89H145ZM167 88V89H166ZM251 88H252V91H251ZM261 89V92H262V89H263V92L261 93L260 91V95L262 96V98H261V96L259 97V96H257L256 95V97H255V94L258 92V90L259 89ZM11 89V90H10ZM40 89V91H41V93H43V94H45V95H47V93H50L49 95L51 96L50 98L52 99V97H54V99H52V101H50L49 102V100H50V98L48 97L49 95H47V97H48V100H47V97H45V96H43V98H42V95L43 94H41L40 93V91H38ZM77 89V90H76ZM105 89V90H104ZM107 89V90H106ZM110 89V90H109ZM131 89V90H130ZM199 89V90H198ZM204 89H205V91H204ZM257 89V90H256ZM86 92H85V91ZM109 90V91H108ZM132 91L131 92V94H130V92L129 93H127V91ZM147 90H149V92L147 91ZM150 90H151V92L153 93V92H155L154 94H152L151 92H150ZM175 90V91H174ZM203 90V91H202ZM212 90V91H211ZM228 91V92H225V97L227 96V97H229V95H230V97L232 96V98L233 97H238L237 99L235 98V100H234V98L233 99H231V100H234L233 102L235 103V105H234V103L233 104H229L228 102H231L230 100H228V99H226L225 97H222L224 94H223V92L224 91ZM241 90H245V92L244 93H248V92H251L250 93V97H248L247 95L246 96H244L245 94L243 93V91H241ZM253 90H255L254 92L255 93H253ZM113 91V92H112ZM192 91V92H191ZM195 91V92H194ZM197 91H198V93L199 94H202V92H204L203 94L205 95V97L207 96L208 98H209V96H208V92L210 93V92H212L213 94L211 95V93L209 94L210 95V98L208 99L207 97L205 98L203 95L201 96V95H199L198 93H197ZM207 91V92H206ZM223 91V92H222ZM104 92V93H103ZM112 92V93H111ZM115 92H117L118 94H116ZM125 92V93H124ZM161 92V93H160ZM174 92V93H173ZM176 92H177V94H176ZM241 92V94H239ZM259 92L257 93V94H259ZM3 93V92H2ZM110 93L113 95H110ZM114 93V94H113ZM149 94V96H152V98H150L151 100H152V102H151V100H149V98H148V94ZM158 93V94H157ZM167 93L169 94L168 96H169V98L166 96L167 95ZM187 93V94H186ZM214 93H216V94H214ZM34 94H36V96L34 95ZM38 94V95H37ZM72 95V97L70 96V95ZM85 94H84V96H85ZM121 94V95H120ZM130 94V95H129ZM144 94V95H143ZM147 94V95H146ZM151 94V95H150ZM194 94V95H193ZM197 94V95H196ZM223 94V95H222ZM252 94H253V96H252ZM264 94V93H263ZM19 95H21L20 97H19ZM70 96V98H68L69 96ZM77 95V94H76ZM89 95V96H88ZM119 97H118V96ZM124 95V96H123ZM155 95V96H154ZM159 97H158V96ZM191 95H193V97L191 96ZM214 95H215V99H214ZM222 95V96H221ZM234 95H236V96H234ZM241 95V96H240ZM3 96H4V94H3ZM33 96H35V97H37V96H40V97H37V98H35V97H33ZM126 96V97H125ZM145 96V97H144ZM162 96V97H161ZM182 96H184L183 97V99H182ZM190 97V99H197V98H199V99H197L198 100V103H199V107L200 106H202V108L205 110L206 108L205 107H207V109H206V111L205 112H203L204 110H202V108L201 109H199V107H198V103H196L197 102V100L195 101V100H192V101H190L189 99H188V97ZM241 98H240V97ZM1 97H2V95H1ZM76 97V98H75ZM142 97H144L143 99H144V101H143V99H142ZM181 97V98H180ZM192 97V98H191ZM197 97V98H196ZM202 97V98H201ZM212 97V98H211ZM253 97V98H252ZM255 97V98H254ZM31 100H33V101H30L29 102V100L30 99ZM33 98V99H32ZM38 98H39V100H38ZM79 99V103H78V99ZM83 98L85 99L86 98V100L84 101L83 100ZM158 98V99H157ZM161 98V101H162V98L164 99L163 101L165 102V104H163L164 102L162 101V103H161V101L159 102V104L161 103V104H163V105H165V109L161 106V104H160V108L158 109V107H157V104H158V102L156 103V101H159V99ZM168 98V99H167ZM185 98V99H184ZM186 98H187V100L190 102H188V101H186ZM224 98V99H223ZM239 98H240V100L241 101H237V100H239ZM246 98H247V100H246ZM248 98H249V100H248ZM251 98L253 99V100H251ZM257 98V100H259V101H261V102H256L255 104H251L250 103V101H252V102H254V99H256ZM4 99V100H3ZM29 99V100H28ZM37 99V102L38 101H42V103H41V101L39 102V103H37V104H35L36 103V101L35 100ZM46 99V101H48V103L47 102H45L44 100ZM64 99H65V101H64ZM75 99V100H74ZM82 101H81V100ZM87 99H88V101H87ZM142 99V100H141ZM155 99H157V100H155ZM180 99H182L181 101H179ZM201 99H205L206 101H208L209 100V102H213L212 103V107H210L209 106V102H207L208 103V105H207V103L206 102H204V100H202L203 102H201ZM212 99H214V100H212ZM218 99V100H217ZM221 99V100H220ZM228 100L227 101V104H225L224 105V107H222L223 109H225V107L227 108L225 111H223L222 112V108H220L221 106H223V104L224 103H222V101L223 100ZM245 99V100H244ZM6 100V101H5ZM9 100V99H8ZM66 100H67V102H69L68 103V105H70L72 108H69V107H67V106H63L62 107V103H66ZM77 100V101H76ZM94 100V101H93ZM145 100H146V102H145ZM257 100H255V101H257ZM0 101H1V98H0ZM35 101V102H34ZM77 103H76V102ZM83 101L86 103V101H87V103H88V105H89V107H90V109H89V111L87 110V111H85L87 108H89V107H87L86 105H85V103L83 104ZM111 101H112V103H111ZM114 101V102H113ZM148 101V102H147ZM155 101V102H154ZM178 101V103H176ZM194 101V102H193ZM200 101V102H199ZM216 101V102H215ZM220 101V102H219ZM242 101H243V103H242ZM247 102L248 104H246V105H249L248 107H250V108H248L246 105H245V102ZM249 101V102H248ZM263 101V102H262ZM15 102V101H14ZM32 102H34V104L32 103ZM45 102V103H44ZM59 102V103H58ZM116 102V103H115ZM132 102V104L133 105H131L130 103ZM150 102H151V104H150ZM218 102V103H217ZM224 102V101H223ZM238 102L240 103L239 105H237L238 104ZM2 103H0V106L2 105ZM8 105H7V104ZM28 103H30V105H35V107L37 108H35L36 110H38L39 109V111H38V113H37V111H36V114H32L31 112H33V110H34V106H32L33 107V109H32V107L28 104ZM32 103V104H31ZM43 103H44V107H43ZM55 103V104H54ZM76 103V104H75ZM80 103H82L81 105H84V106H81L80 105ZM86 103V104H87ZM116 104V105H114V104ZM146 103V104H145ZM153 103V104H152ZM168 103V104H167ZM173 103H175V104H182V105H180L179 106V108H178V105H175L177 108L175 109L174 107V105H172ZM184 103V104H183ZM187 103H189V104H187ZM195 103V104H194ZM202 103V104H201ZM204 103H206V105L205 106H203L204 105ZM215 103H217V104H215ZM221 105H220V104ZM225 103H226V101H225ZM250 103V104H249ZM260 103H261V105H260ZM6 104V105H5ZM9 104H11V105H9ZM39 104V105H38ZM51 104L52 106H50V107H54V111H56L55 112V114L56 115H58L57 113L60 111L61 112V110L60 109H64V110H62V112L64 111V112H66V116L65 117H62V115L64 114L65 115V113H63L62 114V112H61V117L58 115V117L57 118H55V123L52 125V127H54L53 129H54V132H53V129H51V131L49 132V130H48V132H46V133H49V135L51 134V132L52 133H54L55 134V136H54V138L55 139H59V141L60 142H62V140H64V144L63 143H61L60 144V142H58V144L57 143H55V141L56 140H54V142L52 141V142H50V141H48V140H51L52 138H53V136H52V134H51V138L49 139V138H47V135H46V138L44 137V133L42 132L41 133V127H42V129L44 130V132L45 131H47V123H50L49 125H51L52 123V121L54 120L53 118H54V114L52 113V112H50L51 110H52V108H50L49 107V105ZM61 104V105H60ZM67 104V103H66ZM187 104V106H185ZM191 104V105H190ZM242 104V105H241ZM258 104V105H257ZM5 105V106H4ZM41 106L40 108H38L37 106ZM45 105H48L47 106V108L45 107ZM57 105V106H56ZM60 105V106H59ZM92 105V106H91ZM166 105H168V107H166ZM169 105H172V106H170V107H172L173 109H171L170 107H169ZM184 105V108L182 107ZM216 107H215V106ZM217 105H219L218 107H217ZM251 105H253V106H258L257 107V109H259V110H257L256 109V107H253L252 108V106ZM259 105H260V107H259ZM6 106H8V108L6 107ZM79 106V107H78ZM87 108H86V107ZM159 106V105H158ZM174 106V107H173ZM228 106H229V110H228ZM235 106L237 107L238 106V108H235ZM241 106H243L242 108H243V111H242V109H241ZM43 107V108H42ZM49 107V108H48ZM57 107V109H55ZM61 107V108H60ZM65 107H67V109H65ZM82 109H81V108ZM94 107V108H93ZM185 107H187V108H185ZM198 107V108H197ZM231 107H234V109H232ZM19 108V107H18ZM44 108H46L45 109V111L48 109V110H50V111H48V113H47V111L45 112L44 111ZM68 108L69 109H72V112H74L75 111V113H77L78 114V112H79V114L81 113V114H84V115H82V116H85V114H87L88 116H85V118L83 117V119H82V116L81 115H79L80 117H78L77 119L75 118V117H77L76 115L77 114H75V113H68L66 110H68ZM76 108V109H75ZM85 108V110H83ZM168 108H170L169 110H168ZM209 108V109H208ZM211 108V109H210ZM216 108V109H215ZM220 108V109H219ZM245 108H247L248 110H246ZM5 109V111L4 112H2L3 110ZM79 109H81L82 111L80 112L79 111ZM91 109H93V110H91ZM158 109V110H157ZM161 109V110H160ZM162 109H164L165 111H163ZM167 109V110H166ZM183 109V110H182ZM189 109V111H187L186 112V110H188ZM215 109V110H214ZM236 109V110H235ZM252 109V110H251ZM255 109V110H254ZM30 110V111H29ZM40 110H42V111H44V113H42ZM107 110H109V112H110V114H109V112L107 111ZM173 110V112L175 113H178V114H174V117L172 116L173 114H170L168 111H172ZM174 110H176V111H174ZM178 110H180V111H178ZM201 110V111H200ZM209 110V111H208ZM210 110H211V113L212 112H214L215 114H210L209 115V113H210ZM214 110V111H213ZM238 110H240L239 112H238ZM245 110H246V112H245ZM262 110H263V113H262ZM11 111H13V113L11 112ZM53 111V110H52ZM70 111V110H69ZM77 111V112H76ZM83 111H85V113L83 112ZM148 111H149V113H148ZM158 111V112H157ZM208 111V112H207ZM222 113H224V114H222ZM231 113H230V112ZM248 111H250L249 112V114H248ZM254 111H260V112H257L258 114H256V112H254ZM5 112H6V114H5ZM59 112V113H60ZM89 112H90V115H89ZM151 112V113H150ZM155 112H157V114L155 113ZM179 112H180V115H179ZM200 112V113H199ZM201 112H203V113H201ZM218 112V113H217ZM236 112H238V114L236 113ZM252 112V113H251ZM16 113V114H15ZM19 113V114H18ZM35 113V112H34ZM50 113V114H49ZM67 113H68V115H67ZM91 113H93V115L91 114ZM102 113H104V114H102ZM152 113H154V114H152ZM158 113H162L160 116H161V118H159L158 116H159V114ZM164 113H165V116H164ZM172 113V112H171ZM184 113V115H183V117L185 116V114H186V116H185V118H183V117H181V114H183ZM206 113H207V116H205L206 115ZM220 113H221V116H220V118L217 116V115H220ZM245 113H247L246 114V116H245ZM254 113H255V115H254ZM10 115V116H8V115ZM16 115V116H18V115H23V116H20L21 118H27V119H32V121L33 120H35V122L36 123H38V121H37V119H36V117H38L39 116V119H41L40 121H41V123H38V124H35V122L34 123H32L33 125L32 126H30V127H28L29 128V130H31V127H32V130L30 131V132H27V131H29V130H27L28 128L26 127V129L23 127V125H22V128H24L25 130H26V132H24L25 134H22V132H21V130H20V133H21V136L23 137V135H24V137H26V140H25V138L23 139L24 141H23V143H21V141L19 142V140H20V135H18V137H16V135L14 136V133L15 134H17L16 133V130H14L13 128V126H14V124L13 123H17V124H19L20 125V123H23L24 121H26L27 119H22V121L23 122H21V119H20V117H17V119L16 120H18V119H20V121H18V122H16V121H12V120H14L12 117H11V115ZM32 114V115H31ZM38 114H41V115H38ZM44 114V115H43ZM53 114V115H52ZM69 114H72L71 115V117L69 116ZM75 114V115H74ZM107 114V116H105ZM168 114V115H167ZM201 114H205L204 116L203 115H201ZM230 114V115H229ZM241 114V115H240ZM245 116V117H243V115ZM253 114V115H252ZM260 114H261V116H260ZM2 115H6V117L8 116V117H10V118H12V119H7L5 116H2ZM29 115H31V117H33V118H31ZM35 115H36V117H35ZM63 115V116H64ZM102 115H104V116H102ZM108 115H109V117H108ZM111 115V116H110ZM152 115V116H151ZM153 115H156L155 117H157V123H156V121H155V117L153 116ZM177 115V116H176ZM189 115V116H188ZM208 115H209V117H208ZM213 115V116H212ZM227 115H229L227 118H226V116ZM233 115V116H232ZM236 115V116H235ZM248 115H252L253 117H254V119H253V117H251L250 116V118L252 119V121L253 122H255V123H252V121H250L249 120V116ZM258 115H259V117H258ZM52 116H53V118H52ZM75 116V117H74ZM100 116V117H99ZM164 116V117H163ZM169 116H172L173 118H170ZM190 116H192L193 118H191ZM223 116V117H222ZM263 116V117H262ZM46 117H49V118H47L46 119ZM60 117V118H59ZM67 117V118H66ZM103 117L105 118V119H103ZM155 119H154V118ZM175 117H178V118H175ZM189 117V118H188ZM204 117H206L207 119H205ZM233 117V118H232ZM235 117V118H234ZM238 117V119H236ZM240 117H243V118H240ZM63 118V119H62ZM75 118V119H74ZM159 118V119H158ZM163 118V119H162ZM164 118H166V119H164ZM179 118H181L182 120H184V123H183V121H181L180 122V119ZM187 118H188V120L190 121V119H192V121H188L187 120ZM195 118V119H194ZM212 118V119H211ZM216 118H219V120L221 119V121H219V120H217ZM230 118V120H228V122H225V120L227 121V119H229ZM240 118V119H239ZM244 118H246V119H244ZM256 118H258V120H256ZM260 118V119H259ZM1 119H3V121L1 120ZM7 119V120H6ZM45 119V120H44ZM59 119H62V120H67V122L69 121V123L70 122H72V123H67V125H65L63 122H61V123H63L62 125L60 124V121H62V120H60L59 121ZM69 119V120H68ZM72 119H74V121H72ZM80 119H82L81 121H79ZM109 119H112V120H110L109 122H112L113 124H108L109 122H108V120ZM168 119L170 120V121H168ZM177 119H179V121L176 120ZM210 119V120H209ZM215 119V121H213ZM223 119H225V120H223ZM261 119H262V121H261ZM4 120H6V121H4ZM29 120H27L28 121V123L30 122ZM44 120V121H43ZM58 120V121H57ZM65 120V121H66ZM85 120V121H84ZM159 120H160V124H159ZM166 120V121H165ZM174 120V121H173ZM208 120H209V122H208ZM212 120V125H210L211 124V121ZM217 120V121H216ZM233 120V121H232ZM236 120V121H235ZM242 120V121H241ZM11 121V122H10ZM59 122V125H61V126H58L56 123L57 122ZM82 122L83 121V125H82V123H79V122ZM104 121H105V123H106V121H107V123L106 124H104ZM154 121V122H153ZM162 121V122H161ZM164 121L166 122L165 124H166V126H165V124H164ZM194 121V122H193ZM204 121H205V123H204ZM224 123H223V122ZM241 121V123H242V128H241V123H239ZM247 121V122H246ZM256 121H258V123L256 124ZM2 122V123H1ZM10 122V123H9ZM47 122V123H46ZM76 122L79 124H77L76 126H80V127H76V126H74V127H72V125H75L76 124ZM168 122H170V124H168ZM175 122V123H174ZM180 122V123H179ZM186 122V123H185ZM187 122H188V124H187ZM192 122V123H191ZM206 122L207 123H210V124H207V125H209V127H210V129H209V127L208 126H205V124H206ZM214 122H219L218 124L216 123H214ZM231 122V124L229 125V123ZM236 122H238V123H236ZM246 124H245V123ZM261 124H260V123ZM4 123H6L5 125H4ZM25 123V122H24ZM23 123V124H24ZM31 123V122H30ZM29 123V125H31ZM101 123H103V124H101ZM162 123V124H161ZM183 123V124H182ZM193 123H195V124H197V127H195V128H197V129H195L194 128V126H195V124H193ZM233 123V124H232ZM10 124V125H9ZM16 124V125H17ZM35 124V125H34ZM44 124H46L44 127H43V125ZM56 124V125H55ZM108 124V125H107ZM155 124V125H154ZM171 124H172V126H171ZM174 124H175V126H174ZM176 124H178V125H176ZM182 124V126H180ZM187 126H186V125ZM221 124V125H220ZM225 124V125H224ZM228 124V125H227ZM239 124V125H238ZM247 124H249V125H247ZM252 124H253V127H252ZM260 124V125H259ZM6 125H8V126H6ZM28 125V124H27ZM64 125L66 126V127H64ZM71 125V128H74L77 132H75V131H71V130H68V129H66V128H69V126ZM115 125V126H114ZM162 125V126H161ZM169 125V126H168ZM185 125V126H184ZM190 125H191V127H190ZM214 125V126H213ZM216 125V126H215ZM218 125V126H217ZM223 125V126H222ZM236 125H237V127H236ZM255 125V126H254ZM39 128V130L40 131H37L38 130V128ZM55 126H56V128H55ZM58 126V127H57ZM62 126H63V128H65L66 129V131H65V129H63L62 128ZM83 127V129H82V127ZM106 126V127H105ZM158 126V127H157ZM171 126V128H169L168 129V127H170ZM177 126V127H176ZM192 126H193V128H192ZM227 127V126H229V127H227V129H230L229 131L225 128V127ZM231 126H233V128L231 127ZM259 126V127H258ZM17 127V126H16ZM16 127H15V129H16ZM34 127H36V128H34ZM45 127H46V130H45ZM51 127V126H50ZM59 127L60 128H62V130L61 129H59ZM86 127V128H85ZM103 127H105V128H103ZM164 127H166L167 129H165ZM173 127H176V128H179V129H173L172 130V128ZM183 127H185V128H183V130L184 131H182V130H180V129H182ZM189 127V128H188ZM208 128L207 129V131L208 130H211V132H209L208 133V135L209 134H211V133H213V134H211V135H209L208 137H205L204 135H206L207 136V133L205 134V130H206V128ZM211 127H213V128H211ZM217 127V128H216ZM222 127H224V128H222ZM247 127H248V129H247ZM250 127V128H249ZM18 128H20V126L19 127H17V132H19L18 130ZM22 128H20V129H22ZM58 128V129H57ZM70 128V129H71ZM79 128H81V129H79ZM85 128V129H84ZM161 128H163V129H161ZM190 128H192V129H190ZM256 128V129H255ZM33 129H35V130H33ZM37 129V130H36ZM50 129V128H49ZM110 129H111V131H110ZM171 129V130H170ZM194 129L197 131H194ZM215 129L217 130H219V129H224V130H217L216 132H215ZM225 129H226V133H225ZM239 131H238V130ZM241 129L243 130V131H245L244 133L241 131ZM261 129H263V130H261ZM81 130V131H80ZM86 131V132H84V131ZM160 130V131H159ZM162 130V131H161ZM166 130H167V132H166ZM168 130H170V133H171V135H170V133H169V131ZM175 130V131H174ZM179 130V131H178ZM191 130H193V131H191ZM214 130V131H213ZM234 130H236V131H234ZM67 133V134H65V132ZM72 133H71V132ZM79 131H80V133H79ZM83 131V132H82ZM159 131V132H158ZM171 131H173L174 133H172ZM177 131V132H176ZM187 131L190 133V131H191V134H189V133H187ZM221 131V132H220ZM232 132V134L231 133H229L228 134V132ZM14 132V133H13ZM32 132H34L35 134H37L38 132H40V135L41 134H43V135H41L40 137L42 138V139H47V140H39V142H36V141H38L37 139H36V136L32 133ZM37 132V133H36ZM71 134H70V133ZM82 132V133H81ZM113 132V133H112ZM163 132H165L164 134H163ZM186 132V134H184ZM198 132H200V133H198ZM217 132H218V134H217ZM226 134V138H228V139H226L225 140V138H224V133ZM246 132H247V134H246ZM254 132V133H253ZM19 133V134H20ZM32 133V134H31ZM58 133H59V135H58ZM74 133H75V135H74ZM84 133V134H83ZM112 133V134H111ZM160 133H162L163 135H165V136H163L162 134L160 135ZM166 133H167V135H166ZM180 133V134H179ZM182 133H183V136H182ZM194 133H196V134H194ZM204 133V134H203ZM221 133V134H220ZM235 133V134H234ZM236 133H237V135H236ZM243 133V134H242ZM252 133V134H251ZM31 134V135H30ZM53 134V135H54ZM66 135V137H68V138H66L65 137V135ZM69 134V135H68ZM79 134V135H78ZM198 134H201V135H199L198 136ZM214 134H215V136H214ZM220 134V135H219ZM244 134H245V136H244ZM56 135H58V138H57V136ZM63 136L62 137V139L61 138H59L60 136ZM79 136V137H77V136ZM110 135H112V136H110ZM156 135V136H155ZM178 135V136H177ZM185 135H186V137H185ZM192 135V136H191ZM195 135V136H194ZM213 135V136H212ZM217 135V136H216ZM233 135V136H232ZM239 135V136H238ZM27 136H30V137H32V138H29V137H27ZM35 136V137H34ZM43 136V137H42ZM71 136H72V138H71ZM75 136L77 137V138H75ZM156 137V138H154V137ZM164 137L163 138V140H162V138H160V137ZM170 136V137H169ZM175 136V137H174ZM180 136H181V138H182V140H180L181 138H180ZM188 136V137H187ZM190 136V137H189ZM197 136V137H196ZM211 136V137H210ZM219 136H220V138H219ZM230 136H231V138H230ZM242 136V137H241ZM243 136H244V138H243ZM13 137V138H12ZM21 137V138H22ZM38 137H39V135H38ZM37 137V138H38ZM39 137V138H40ZM50 137V136H49ZM158 137V138H157ZM166 137V138H165ZM175 138V140H174V138ZM177 137V138H176ZM179 137V138H178ZM201 137H203V139H200ZM204 137H205V139H204ZM223 137V138H222ZM235 137V138H234ZM19 140H18V139ZM29 138V139H28ZM53 138V139H54ZM169 138H171V139H169ZM173 138V139H172ZM207 138V139H206ZM212 138H214L213 139V142H211V146L209 145V143H210V141H212ZM217 138V139H216ZM234 138V139H233ZM237 138H240V139H237ZM251 138V139H250ZM52 139V140H53ZM61 139V140H60ZM70 139V140H69ZM75 139H77V140H75ZM189 139H190V142H189ZM197 139H200V140H197ZM224 139V140H223ZM242 139V142L240 141ZM16 140H18V141H16ZM36 140V141H35ZM154 140H158V141H155V143H153V145L154 146H156L157 148H160V146H161V144L160 143H162V146H163V148L161 147V151H160V149L158 150L157 148H155L156 149V151H155V149H154V147H153V145L151 144V142L150 141H152V142H154ZM160 140L162 141V142H160ZM166 140V141H165ZM173 140V141H172ZM178 140V141H177ZM180 140V141H179ZM186 140V141H185ZM193 142H192V141ZM197 140V141H196ZM207 140H208V142H207ZM216 140V141H215ZM251 140V141H250ZM253 140V141H252ZM15 141L18 143L19 142V144H16L15 143ZM27 143H26V142ZM28 141H29V143L30 142H33V141H35V142H33V145H36L37 143H38V145H36V146H34V147H30V146H33V145H31L32 143H28ZM42 141L43 142H45L44 144L42 143ZM66 141V142H65ZM163 141H165V142H163ZM170 141H172V142H170ZM200 141H202V142H200ZM203 141H205L206 142V144H202L203 143ZM223 141V142H222ZM231 141V142H230ZM233 141V142H232ZM235 141V142H234ZM236 141L238 142V143H236ZM240 141V142H239ZM246 141V142H245ZM255 141V142H254ZM48 142H49V146H47L48 145ZM70 142V143H69ZM157 142V143H156ZM158 142H159V145H158ZM168 142V143H167ZM176 142V143H175ZM200 142V144H197V143H199ZM229 142V143H228ZM27 145H26V144ZM36 143V144H35ZM40 143V144H39ZM50 143H51V145L52 146H56V148H55V146L54 147H52V146H50ZM53 143H54V145H53ZM67 143V144H66ZM172 144V145H170V144ZM189 143L191 144V146H189ZM194 143V144H193ZM219 143V144H218ZM242 143H243V145H242ZM252 143V144H251ZM259 143V144H258ZM20 144H23V145H20ZM29 144V145H28ZM63 144V145H62ZM164 144V145H163ZM176 144H177V146H176ZM185 144V148H186V150L185 149H183L184 148V145ZM188 144V145H187ZM197 144V145H196ZM221 144H222V146H223V148H222V146H221ZM229 144H230V146L231 147H229ZM231 144H233V146L231 145ZM25 145V149H24V146ZM61 145V146H60ZM65 145H66V147H65ZM145 145V146H144ZM180 145V146H179ZM195 145V146H194ZM199 145H200V149H198L199 148ZM213 145H215L214 147H213ZM217 145V146H216ZM219 145V146H218ZM240 145H241V147H240ZM254 145V146H253ZM260 145V146H259ZM262 145H263V147H262ZM28 148H30L29 149V151L26 149L27 147ZM60 146V147H59ZM63 146V147H62ZM172 147V149H173V151H172V149H171V147ZM175 146V148H173ZM182 146V147H181ZM202 146H205V147H202ZM207 146V147H206ZM224 146H225V148H224ZM247 146V147H246ZM251 146V147H250ZM36 147V148H35ZM39 148V150H37L38 148ZM64 148V149H62V148ZM147 147V148H146ZM153 148V150L151 151H149V149H152ZM165 147V148H164ZM188 147V148H187ZM192 147H194V149L192 148ZM208 147H209V149H208ZM210 147H213L214 149H212L211 148V150L212 151H210ZM219 147V148H218ZM233 147V148H232ZM238 147V148H237ZM245 147V148H244ZM250 147V148H249ZM253 147V148H252ZM257 147V148H256ZM262 147V148H261ZM34 148H35V150H37V151H35L34 150ZM51 148V149H50ZM142 148H146V149H142ZM171 149V150H169V149ZM181 148H182V150H181ZM192 148V149H191ZM202 148H204L203 150H201ZM206 148V149H205ZM217 148V149H216ZM220 148H221V151H219L220 150ZM53 149V150H52ZM164 149V150H163ZM166 149H168V150H166ZM177 149V150H176ZM188 149L190 150V151H188ZM196 149H197V151L198 152H201V153H198V152H195L196 151ZM224 149H226V150H224ZM230 149V150H229ZM237 149V150H236ZM252 149V150H251ZM257 149V150H256ZM259 149V150H258ZM27 150V151H26ZM30 150H32V151H30ZM55 150V151H54ZM59 150V151H58ZM145 152H144V151ZM163 150V151H162ZM179 150V151H178ZM192 150V151H191ZM199 150H201V151H199ZM209 151V153H207L206 151ZM216 151V152H218L217 154H216V152H214V151ZM232 150V151H231ZM249 150V151H248ZM33 151H34V153H33ZM38 151H40V155L39 154H37L36 155V152L38 153ZM54 151V152H53ZM148 151V153H146ZM175 151H177L176 153H175ZM185 151V152H184ZM196 153L194 156H192L191 154H194V152ZM248 151V152H247ZM259 151V152H258ZM152 153L151 155H150V153ZM160 152V153H159ZM183 152V153H182ZM191 154H190V153ZM205 152V156L203 155L202 156V154ZM210 152H211V154H210ZM228 152V153H227ZM236 152V153H235ZM238 152V153H237ZM30 153H32V154H34V156H35V158L33 157V155L32 154H30ZM69 153V154H68ZM168 153V154H170L169 156L168 155H166V154ZM185 153V154H184ZM187 153H188V155H187ZM221 153H223V155L221 154ZM254 153V154H253ZM125 154V155H124ZM157 154H160V155H157ZM162 154H165L164 156H161ZM182 154H184L183 156H182ZM199 154H200V156H199ZM215 154H216V156H215ZM221 154V155H220ZM226 154V155H225ZM39 155V156H38ZM43 155V156H42ZM145 155V156H144ZM147 155H150V157L149 156H147ZM153 155L155 156V157H153ZM157 155V156H156ZM175 155V156H174ZM187 155V156H186ZM197 155V156H196ZM207 155V156H206ZM225 155V156H224ZM231 155V156H230ZM245 155V156H244ZM253 155H254V157H253ZM257 155V156H256ZM37 156V157H36ZM135 156V157H134ZM146 156H147V158H146ZM151 156H152V158H156L155 160L154 159H152L151 158ZM161 156V157H160ZM167 156V157H166ZM173 156V157H172ZM178 157V159H177V157ZM180 156L182 157V158H180ZM186 158H185V157ZM213 156V157H212ZM219 156V157H218ZM244 156V157H243ZM38 157H40L39 159H38ZM42 157V158H41ZM149 157V158H148ZM168 157H169V160H168ZM172 157V158H171ZM176 157V158H175ZM184 157V158H183ZM194 157H195V160H194ZM197 157V158H196ZM200 157V158H199ZM205 157V158H204ZM208 157V162H207V160H206V158ZM225 157H226V159H225ZM131 158V160L129 161V159ZM143 158V159H142ZM160 158L161 159H163L164 160V158H165V161H164V163H163V165H162V163L161 162H163V160L161 161L160 160ZM190 158V159H189ZM200 160H199V159ZM204 158V159H203ZM231 160H230V159ZM238 158V159H237ZM125 159H126V161H125ZM140 159H141V161L142 160H145V161H142V163H141V161H140ZM151 159V160H150ZM158 159H159V161H158ZM176 160V162H175V160ZM192 159H193V161H192ZM225 159V160H224ZM235 159H237L236 160V163H234V165H233V162L235 161ZM247 159V160H246ZM252 159V160H251ZM262 159V160H261ZM153 160V161H152ZM172 160H174V161H172ZM180 160V161H179ZM183 160H184V162H183ZM186 160V161H185ZM198 160V161H197ZM206 160V161H205ZM215 162H214V161ZM234 160V161H233ZM137 163H136V162ZM155 161V162H154ZM170 163H169V162ZM192 161V162H191ZM211 161V162H210ZM213 161V162H212ZM226 161V162H225ZM129 162H130V164H129ZM140 162V163H139ZM145 162H147V164L149 163V162H152V163H154V164H156V166L154 165V164H152V166H150L151 165V163L149 164V165H147ZM186 162L188 163V162H190V163H192V164H190V163H188V165L186 164ZM196 162V164H194ZM252 162V163H251ZM138 163H139V165H138ZM179 163V164H178ZM197 163H198V165H197ZM200 163V164H199ZM207 163H209V165L207 164ZM213 163V164H212ZM220 163H221V166H220ZM231 163V164H230ZM247 163V164H246ZM133 164V165H132ZM187 166H186V165ZM207 166H206V165ZM226 164H229V165H226ZM239 164V165H238ZM242 164H243V167H240V166H242ZM136 165V166H135ZM145 165H147V166H145ZM171 165V166H170ZM180 165V166H179ZM183 165V166H182ZM192 165V166H191ZM203 165V166H202ZM247 167H245V166ZM256 165V166H255ZM259 165V166H258ZM142 166H143V168H142ZM156 167V169H157V171H156V169L154 168V167ZM185 166V167H184ZM190 166V167H189ZM195 166H197V167H195ZM206 166V167H205ZM212 166V167H211ZM231 166H233V168L231 167ZM252 166V167H251ZM262 166V167H261ZM136 167L138 168L139 167V169L141 170V172H140V170L139 169H137L136 170ZM148 167V168H147ZM162 167L164 168V169H162ZM171 167V168H170ZM183 167V168H182ZM194 167V168H193ZM218 167V168H217ZM224 167V168H223ZM235 167V168H234ZM238 167V168H237ZM251 167V168H250ZM256 167H259L257 170H256ZM129 168V169H128ZM134 168V169H133ZM145 168H146V171H145ZM176 168V169H175ZM188 168V169H187ZM193 168V169H192ZM199 168V169H198ZM227 168V169H226ZM237 168V170H235ZM241 168V169H240ZM250 170H249V169ZM253 168V169H252ZM133 169V170H132ZM147 169H148V171H147ZM153 169V170H152ZM186 169V170H185ZM196 169V170H195ZM216 169H218V170H216ZM234 169V170H233ZM245 169V170H244ZM261 171H260V170ZM129 170V171H128ZM135 170V171H134ZM178 170H180V171H178ZM183 172H182V171ZM194 170H195V173H196V175L199 177V179H198V177L196 176V179L194 180V179H191V180H188V177H191V176H193L195 173H194ZM203 170H207V171H203ZM209 170V171H208ZM226 170H227V173H226ZM233 170V171H232ZM242 170H244V172L245 173H247V174H245V173H243V171ZM247 170H249V171H247ZM44 171V172H43ZM138 171V172H137ZM173 171V172H172ZM192 171H193V173H192ZM214 171V172H213ZM229 171H231V172H229ZM237 171V172H236ZM241 171V172H240ZM259 171V172H258ZM35 172V173H34ZM138 174H137V173ZM142 172L144 173V174H142ZM146 172V173H145ZM148 172V173H147ZM162 172V173H161ZM175 172V173H174ZM188 172V173H187ZM201 175V176H199L198 175V173ZM207 172V173H206ZM209 172H211V173H209ZM225 172V173H224ZM229 172V173H228ZM248 172H249V174H248ZM178 173V174H177ZM192 173V174H191ZM205 173V174H204ZM238 173H240L241 175L238 177V179H236L237 178V176L239 175ZM141 176H140V175ZM156 174H157V176H159V177H157L156 176ZM176 174V175H175ZM189 174V175H188ZM238 174V175H237ZM144 175H146V176H144ZM148 175V176H147ZM149 175H150V179H149ZM163 175V176H162ZM188 175V176H187ZM203 175V176H202ZM227 175V176H226ZM231 175H233V176H231ZM237 175V176H236ZM243 175L245 176V177H243ZM47 176V177H46ZM138 176V177H137ZM177 176V177H176ZM178 176H181V177H187V180L186 181H179V178H178ZM211 176V177H210ZM225 176V177H224ZM235 176H236V178H235ZM253 176V177H252ZM126 177V178H125ZM141 177V178H140ZM145 177H147V179L145 178ZM155 177H156V179H155ZM165 177V178H164ZM204 177V178H203ZM233 177V178H232ZM240 177H241V179H240ZM243 177V178H242ZM49 178V179H48ZM114 178V179H113ZM129 178V179H128ZM136 178V179H135ZM152 178H153V180H152ZM162 178H164V180H162ZM212 178V179H211ZM230 178V179H229ZM236 179V182L237 183H233V180L235 181V179ZM246 178V179H245ZM28 179V180H27ZM134 180V182L133 181H131V180ZM139 179V180H138ZM141 179V180H140ZM143 179H145L144 181L145 182H142L143 181ZM203 179V180H202ZM224 179H227V181H229L228 182V184L230 185H228V184H226V180L224 181ZM232 179V180H231ZM113 180V181H112ZM117 180H118V182H117ZM138 182H137V181ZM147 180H148V182H147ZM150 180V181H149ZM155 180V181H154ZM211 180V181H210ZM218 180V181H217ZM231 180V181H230ZM238 180V181H237ZM241 180V181H240ZM122 181V182H121ZM123 181H125V182H123ZM131 181V182H130ZM158 181V182H157ZM162 181V182H161ZM167 181V182H166ZM177 181H179V182H177ZM210 181V182H209ZM225 183H224V182ZM258 181V182H257ZM112 182V183H111ZM121 182V183H120ZM160 182V183H159ZM169 182V183H168ZM213 182V183H212ZM239 182L241 183V184H239ZM263 182V183H262ZM119 183V184H118ZM125 183V184H124ZM143 183V184H142ZM173 183V184H172ZM185 183V184H184ZM111 184H113L112 186H111ZM116 184V185H115ZM124 184V185H123ZM127 184H129L128 185V187H127ZM137 184V185H136ZM141 184H142V186H141ZM145 184V185H144ZM154 184V185H153ZM159 184V185H158ZM162 184V185H161ZM173 186H172V185ZM178 184V185H177ZM211 184V185H210ZM220 184H222V185H220ZM237 186H236V185ZM135 185V186H134ZM168 186L169 187V189H168V187L166 186L165 188H164V186ZM182 185V186H181ZM132 186H134V187H132ZM146 186V187H145ZM148 186V187H147ZM150 186L153 188V187H155L154 189H152V188H150ZM157 186L159 187L158 189H157ZM175 186V187H174ZM189 186V187H188ZM263 186V187H262ZM24 187V188H23ZM118 187V188H117ZM120 187V188H119ZM125 187V188H124ZM162 187V188H161ZM188 187V188H187ZM260 187V188H259ZM130 188V189H129ZM134 188V189H133ZM140 188V189H139ZM145 188V189H144ZM173 188V189H172ZM197 188V189H196ZM125 189V190H124ZM139 189V190H138ZM164 189V190H163ZM135 190V191H134ZM137 190H138V192H137ZM142 190V191H141ZM155 190H157V191H155ZM169 190H170V192H169ZM197 190V191H196ZM59 191V192H58ZM117 191V192H116ZM119 191V192H118ZM140 191V192H139ZM168 191V192H167ZM132 192H134V193H132ZM142 192V193H141ZM148 192H149V194H148ZM163 192V193H162ZM165 192V193H164ZM172 192V193H171ZM175 194H174V193ZM34 193V194H33ZM38 193V194H37ZM110 195H109V194ZM123 193V194H122ZM126 193V194H125ZM129 193V194H128ZM138 193V194H137ZM146 193V194H145ZM157 193V194H156ZM196 193H197V195H196ZM141 194H143V195H141ZM196 196H195V195ZM114 195H115V197H114ZM135 195V196H134ZM136 195H137V197H136ZM141 195V196H140ZM145 195V196H144ZM157 195V196H156ZM162 195V196H161ZM170 195V196H169ZM20 196V198H18ZM150 196V197H149ZM173 196V197H172ZM181 196V197H180ZM45 197H47V198H45ZM61 197H62V199H61ZM110 197V198H109ZM120 197V198H119ZM122 197V198H121ZM148 197V198H147ZM166 197H167V199L169 200H167L166 199ZM207 197H216V198H218V199H216L217 201H214V200H212V201H208V200H206V198ZM54 198H56V199H54ZM57 198L59 199H61V200H57ZM108 198V199H107ZM124 198H126L127 200H125ZM144 199V202H143V199ZM165 198V199H164ZM170 198V199H169ZM176 198V199H175ZM121 199V200H120ZM150 199H152V200H150ZM52 200H53V202H52ZM54 200H56V201H54ZM62 200H64V201H62ZM125 200V201H124ZM153 200H154V202H153ZM164 200V201H163ZM175 200V201H174ZM179 201V202H178ZM58 202V203H57ZM82 202H83V204H82ZM135 202V203H134ZM149 202V203H148ZM219 202V203H218ZM52 203V205H50ZM61 204V205H59L60 207L62 206V208H64V210H65V213H66V207H68L69 205V207H72V208H69V209H71L70 211H72V212H70V211H67V214H65L64 213V215H68V217L70 216L71 217V219L70 218H68L67 216V218L68 219H70V221L68 222V221H66V217L65 218H63L65 221H63L61 218L62 217H64V215L62 214L63 212H64V210H63V212H62V210H58L57 208H60V207H58V204ZM64 203V204H63ZM66 203L68 204V205H66ZM81 205H80V204ZM101 203V204H100ZM160 203V204H159ZM170 203V204H169ZM176 203V204H175ZM54 204H55V206H56V209L55 208H53V207H55L54 206ZM77 204V205H76ZM88 204V205H87ZM99 204V205H98ZM152 204V205H151ZM186 204L188 205V206H190L191 207V209H192V211L191 212H194L193 214H195V216H194V221H195V225H193L191 228H188V229H186L185 231H184V233H183V237L181 238V240L178 242H175L174 244H172V246H170V247H168V248H166V249H168L167 251H166V249H163V250H161L159 247L161 246V244H163L164 243V241H162V237H160V236H162L163 235V232L165 231V230H167V229H169L173 224L175 225V224H180V223H183L184 221H186V219L188 220H190V219H192V215H190L191 213H188V214H184V213H177L176 215L174 214L173 215V213H171L170 212V209L172 210L173 208H174V210L176 209V208H179V207H184V206H186ZM97 205V206H96ZM118 205V206H117ZM122 205V206H121ZM126 205V206H125ZM155 205V206H154ZM168 205H169V207H168ZM21 206V207H20ZM23 206V207H22ZM53 206V207H52ZM82 206V207H81ZM87 206V207H86ZM89 206V207H88ZM101 206V207H100ZM102 206H104L105 208H107L106 210H105V208H103ZM110 206V207H109ZM151 208H150V207ZM42 207V208H41ZM46 209H45V208ZM52 207V209L53 210H55L56 211V213L52 210V209H50V208ZM79 207V208H78ZM100 209H99V208ZM121 207H123V208H121ZM158 207V208H157ZM167 207V208H166ZM172 207V208H171ZM214 207H218L217 208V211H218V213H217V215L216 216H213V217H210L211 219H209V220H207V221H201L202 220V214L201 213H205V212H213V210L215 211V208ZM10 208V209H9ZM38 208L41 210V213L39 214L38 213V211H36V209L38 210ZM95 208H98V209H95ZM125 208V209H124ZM140 208V209H139ZM157 208V209H156ZM23 209V211H21ZM43 209H44V211H43ZM52 210V212L50 213V211ZM69 209H67V210H69ZM82 209V210H81ZM84 209V210H83ZM89 209V210H88ZM109 209V210H108ZM162 209V210H161ZM200 209V212L198 213L197 211ZM35 210V211H34ZM39 210V211H40ZM48 212H46V211ZM76 212H75V211ZM81 210V211H80ZM86 210H88V211H86ZM113 210V211H112ZM131 210V211H130ZM135 210V211H134ZM167 210V211H166ZM43 211V212H42ZM58 211V212H57ZM60 211V212H59ZM110 211V212H109ZM159 211V212H158ZM161 211V212H160ZM23 212V213H22ZM80 212V213H79ZM131 212V213H130ZM150 212V213H149ZM166 212H168V213H166ZM197 212V213H196ZM25 213H27V215L25 214ZM30 213V214H29ZM34 213H38V215H39V217H37ZM48 214V215H46V216H44V214ZM61 213V214H60ZM69 213V214H68ZM87 213V214H86ZM133 213H134V215H133ZM140 213V214H139ZM164 213H165V215H164ZM29 214V215H28ZM52 214H53V216H52ZM55 214H58V215H55ZM72 214V215H71ZM74 214H76V215H74ZM81 216H80V215ZM113 214V215H112ZM120 214V215H119ZM126 214H128V215H126ZM146 214V215H145ZM170 214V215H169ZM201 214V215H200ZM35 215V216H34ZM41 215H42V217L44 218V219H38V218H40L41 217ZM59 215H63L60 219L62 220V222L64 223H62L61 222V220H58L59 219ZM79 215V216H78ZM131 215V216H130ZM145 215V216H144ZM169 215V216H168ZM22 216V217H21ZM34 216V217H33ZM49 216V217H48ZM51 216V217H50ZM55 216V217H54ZM77 216V217H76ZM21 217V218H20ZM30 217H32L31 219L33 220V218H35L36 219V217H37V219L35 220V222H36V226H35V223L33 222V224H32V222L29 224V221H31L30 220ZM41 217V218H42ZM72 217H74V218H72ZM127 217V218H126ZM219 217V218H218ZM20 218V219H19ZM53 218V219H52ZM81 218V219H80ZM162 218V219H161ZM214 218V219H213ZM224 218H225V220H224ZM22 219V223H24V222H27V223H25L26 225H28V227H26L25 226V224H22L19 220H21ZM57 219V221H55V220ZM74 219H75V221H74ZM148 219V220H147ZM155 219V220H154ZM198 219V220H197ZM220 219V220H219ZM46 220H48V221H46ZM78 220V221H77ZM183 220V221H182ZM98 222V223H96V222ZM154 221H155V225H154ZM226 221L227 222H229V225L226 223ZM20 222V223H19ZM39 224H38V223ZM49 222V223H48ZM52 222V223H51ZM61 222V223H60ZM66 222V223H65ZM72 222H74V223H72ZM112 224H111V223ZM219 222V223H218ZM68 223V224H67ZM77 223V224H76ZM106 223V224H105ZM149 223V224H148ZM169 223V224H168ZM208 223V224H207ZM20 224H22V225H20ZM51 224V225H50ZM67 226H66V225ZM71 224V225H70ZM122 224V225H121ZM202 224V225H201ZM18 225V227L17 228H15L16 226ZM32 225H33V227H32ZM72 225H74V226H72ZM109 225V226H108ZM120 225V226H119ZM207 225V226H206ZM212 225V226H211ZM213 226H215L214 228H213ZM21 227V228H20ZM23 227H25L26 229H24V230H27L26 232H28V230H29V233L31 234V232L33 233L32 235H30L29 233H28V235H27V237H26V233L24 234V232L22 231V229H23ZM51 227V228H50ZM117 229H116V228ZM135 227V228H134ZM148 227V228H147ZM194 227V228H193ZM206 227V228H205ZM210 227V228H209ZM28 228H30V229H28ZM46 228V229H45ZM102 228V229H101ZM111 228V229H110ZM123 228V229H122ZM132 228V229H131ZM144 228V229H143ZM213 228V229H212ZM215 228H216V231H220V232H222L224 235H225V237L227 236V238H224V239H221V242L217 245V248L216 249H211V248H208V247H202V246H191V236L193 235V234H195V233H201V234H203V235H208V234H210L212 231H214L215 230ZM218 228V229H217ZM238 228V229H237ZM241 228V229H240ZM44 229H45V231H44ZM50 229V230H49ZM220 229V230H219ZM222 229V230H221ZM235 229H237V230H235ZM11 230L13 231V232H11ZM30 230H31V232H30ZM36 230V234L40 237V240H39V237L37 236H35V232H33V231H35ZM38 230H40L39 232H38ZM42 230H43V236H42V238H41V232H42ZM52 230V231H51ZM84 230V231H83ZM95 230V231H94ZM120 230V231H119ZM129 230V231H128ZM189 230H190V232H189ZM229 230H230V233H229ZM17 233H16V232ZM47 231V232H46ZM87 231V232H86ZM110 231V232H109ZM118 231V232H117ZM149 231H151V232H149ZM227 231V232H226ZM16 234H15V233ZM154 232V233H153ZM192 232V233H191ZM11 233L13 234H15V236L17 237H15L14 239L16 240H13V239H11L10 237L12 236L13 237V235H11ZM21 233V234H20ZM63 233V234H62ZM76 233V234H75ZM90 233V234H89ZM130 233V234H129ZM237 233V234H236ZM243 233V234H242ZM25 235V237H24V235ZM96 236H95V235ZM119 234V235H118ZM187 236H186V235ZM229 236H228V235ZM234 234V235H233ZM239 234V235H238ZM248 234V235H247ZM35 236V238L38 240V242H37V240L35 241L34 240V238H33V240L32 241H34L33 243H31L30 244V242H29V240H26V239H29L30 237L29 236H32V237H34ZM243 235V236H242ZM254 235V236H253ZM24 238H23V237ZM45 236V237H44ZM53 236V237H52ZM230 236H234V238L232 239V238H230ZM249 236V237H248ZM7 237H8V239H7ZM20 237H21V239H20ZM29 237V238H28ZM31 237V238H32ZM92 237V238H91ZM106 237V238H105ZM118 237V238H117ZM129 237V238H128ZM189 237V238H188ZM238 237V238H237ZM90 238V239H89ZM125 238H126V240H125ZM235 238H236V240H235ZM239 238H240V240H239ZM45 239V240H44ZM71 239V240H70ZM92 239V240H91ZM186 239V240H185ZM228 239V240H227ZM243 239H246V240H243ZM11 240V241H10ZM12 240H13V243L15 244L14 246H13V244H6V242L8 243H12ZM25 240V241H24ZM68 240H69V242H68ZM94 240V241H93ZM103 240V241H102ZM129 240V241H128ZM239 240V241H238ZM242 240V241H241ZM6 241V242H5ZM18 241V242H17ZM40 241H43V242H40ZM65 241H66V245H65ZM97 241V242H96ZM120 241H121V243H120ZM236 241V242H235ZM246 241V242H245ZM25 242H29L28 244H30V246L26 243V244H24ZM35 242H37V243H35ZM45 242V244H42V243H44ZM51 242V243H50ZM58 242H60V243H58ZM74 242H76V244L74 243ZM92 242V243H91ZM234 242V243H233ZM244 242V243H243ZM21 243V244H20ZM40 243V245H38L37 246V244H39ZM51 245H50V244ZM90 243V244H89ZM116 243V244H115ZM130 243V244H129ZM238 243L240 244V245H238ZM243 243V244H242ZM32 244L34 245L33 247H31L32 246ZM36 244V245H35ZM47 244V245H46ZM59 244H61L60 245V247L58 246ZM69 244V245H68ZM100 244H101V246H100ZM105 244V245H104ZM230 244V245H229ZM5 245H6V247H5ZM24 245H25V247H24ZM43 245V246H42ZM44 245H46V246H44ZM87 245V246H86ZM103 245V246H102ZM224 245V246H223ZM234 245V246H233ZM249 245V246H248ZM251 245V246H250ZM11 246H13V247H16V249H19V251L18 250H15V248L13 249V247L11 248ZM47 246H49L50 247V249H49V247H47ZM60 249V250H62V251H60L57 247ZM86 246V247H85ZM96 246V247H95ZM187 246H188V248H187ZM2 247H4L3 249H1ZM23 247V248H22ZM30 247V248H29ZM39 248L38 250H37V248ZM43 247H46L45 249L43 248ZM56 247V248H55ZM75 247V248H74ZM102 247V248H101ZM193 247H194V249H193ZM250 247V248H249ZM25 248V249H24ZM27 248V249H26ZM34 248V249H33ZM62 248V249H61ZM66 250H65V249ZM78 248V249H77ZM104 248V249H103ZM128 248V249H127ZM175 248V249H174ZM223 248H225V251H224V249ZM244 248V249H243ZM8 249L10 250V249H13V250H15L16 251V254H14V251H12L11 250V253L12 254H10V255H13L14 254V258L12 257V256H10V255H8L9 253H7L8 252ZM22 249V250H21ZM24 249V250H23ZM42 249H44V250H47V252L46 251H44V250H42ZM55 250V251H53V250ZM68 249H70V250H68ZM72 249V250H71ZM79 249H81V250H79ZM97 249V250H96ZM170 249H171V251H170ZM178 249V250H177ZM189 250L190 252H191V258L188 260V261H186V262H183V260L181 259L182 258V254H183V252L184 251H186V250ZM241 249H243V250H241ZM246 249V250H245ZM2 250H4V251H6V255L4 254V251H3V254H2ZM28 251L27 253L26 252H24V251ZM42 250V252H43V254L45 253V254H49L47 257H46V255L45 256H43V254H42V252H40V251ZM83 250V251H82ZM102 250V251H101ZM158 250V251H157ZM210 250V251H209ZM229 250V251H228ZM240 250V251H239ZM17 251H18V253L20 252V254H18L17 253ZM22 251L25 253V255L26 254H32V255H35V252H36V255L37 254H42V255H38V258H37V256H36V260L39 262H37V261H32L33 260V258L35 257V256H33L32 258L31 257H29V258H27V261L25 260V261H21L20 263H19V259H18V257L21 259V260H23L21 257L23 256V258L25 259V255H23L24 253H22ZM32 251L34 252V254L32 253ZM56 251H58V254L56 253ZM60 251V252H59ZM64 251V252H63ZM71 251H74V253H71ZM76 251L77 252H79V254L78 253H76ZM80 251L82 252V254H83V252L85 253V254H83V255H81V253H80ZM91 251V252H90ZM164 251V252H163ZM176 251V252H175ZM239 251V252H238ZM243 251V252H242ZM245 251V252H244ZM38 252V253H37ZM49 252V253H48ZM87 252V253H86ZM89 252V253H88ZM139 252V253H138ZM195 252V253H194ZM217 252V253H216ZM236 252H237V254H236ZM247 252V253H246ZM57 255H56V254ZM110 253V254H109ZM219 253V254H218ZM244 253V254H243ZM248 253H250V254H248ZM30 254V255H31ZM60 254V255H59ZM91 254V255H90ZM109 254V255H108ZM166 254H167V256H166ZM210 254V255H209ZM224 254V255H223ZM233 254V255H232ZM239 254V255H238ZM18 255H20V256H18ZM52 255V256H51ZM79 255H81V256H79ZM126 255V256H125ZM129 255V256H128ZM133 255V256H132ZM174 255V256H173ZM176 255V256H175ZM194 255H196V256H194ZM242 255V256H241ZM3 256H5V257H3ZM8 256H9V258H10V261L9 260H7V259H9L8 258ZM17 256V257H16ZM29 256V255H28ZM44 257L43 258V261L41 260V258L42 257ZM54 256V257H53ZM67 256V257H66ZM78 256V257H77ZM105 256V257H104ZM111 256V257H110ZM119 256V257H118ZM141 256V257H140ZM158 256V257H157ZM206 256V257H205ZM213 256V257H212ZM234 256V257H233ZM250 256V257H249ZM262 256V257H261ZM39 257H41L40 258V260L41 261H39ZM46 257V258H45ZM67 259H66V258ZM76 257V258H75ZM82 257H84V259H82ZM107 257V258H106ZM5 258V259H4ZM11 258H12V260H11ZM16 258L18 259V260H16ZM31 258V259H30ZM52 258V259H51ZM57 258V259H56ZM64 259V261H63V263H62V261L61 260H63ZM70 258V259H69ZM129 258V259H128ZM136 258V259H135ZM173 258L175 259L174 260V262L172 261L173 260ZM179 258H180V260H179ZM237 258V259H236ZM246 258H247V260H246ZM29 259V260H28ZM50 259V260H49ZM61 259V260H60ZM79 259V260H78ZM102 259V260H101ZM109 259V260H108ZM115 259H117V260H115ZM139 259L141 260V261H139ZM151 259V260H150ZM261 259V260H260ZM15 260V261H14ZM31 260V261H30ZM54 260H56V261H54ZM77 260H78V262H77ZM104 260V261H103ZM111 260V261H110ZM129 260V261H128ZM213 260V261H212ZM215 260V261H214ZM222 260V261H221ZM227 260V261H226ZM239 260V261H238ZM11 261H13L12 263H11ZM53 261V262H52ZM70 261H71V263H70ZM204 261V262H203ZM226 261V262H225ZM231 261V262H230ZM23 262H25V263H23ZM40 262H42V263H40ZM224 262V263H223Z\"/></svg>",
  "mask_w": 264,
  "mask_h": 264
},
{
  "label": "bare ground",
  "instance_id": "6f19581e",
  "mask_svg": "<svg viewBox=\"0 0 264 264\" xmlns=\"http://www.w3.org/2000/svg\"><path fill=\"white\" fill-rule=\"evenodd\" d=\"M12 1H15V0H12ZM17 1H18L17 4H19V0H17ZM26 1H27V0H26ZM33 1L36 2V0H33ZM33 1H32V2H33ZM37 1H39V0H37ZM41 1H42V0H41ZM41 1H40V2H41ZM48 1H49V0H47V2H48ZM70 1H72L71 3H75V2L78 3V2H80V4H81V2H82L83 0H82V1H81V0H76L75 2H74V0H70ZM70 1H65L66 4L64 3L62 6L65 5V7H66V6L69 5V7H67V8L71 10L72 8H74V5H75L76 3H75L74 5H71ZM89 1H91V0H89ZM108 1H109V0H107V2H108ZM111 1H112V0H111ZM126 1H127V0H125V1H124V0H121L120 2H121V3H122V2L126 3ZM131 1H132V0H131ZM131 1H127V2L129 3V5H130V6H129V5H127V6H129L130 9H131V7H132L133 4H134V5H137V4L139 3L138 1H135V2H138L137 4H135V3L132 1L133 3L131 4ZM141 1L143 2V0H141ZM144 1H145V0H144ZM172 1H173V0H172ZM179 1H184V0H179ZM186 1H187V0H186ZM186 1H184V2L186 3ZM191 1H192V4H193V3L195 4V6H194V4L191 5V3H190ZM191 1L188 2V4L190 3L189 5L194 6V7H196V5H197L198 8L200 9V6H201V5L199 6V3H198L199 0H198V2L196 1L198 4H196V2H193V0H191ZM208 1H209V3H210V0H208ZM212 1L214 2V0H212ZM212 1H211V3H210L211 5H210L209 3H208V4H205V5H202V6H203V9H202V10L206 11L204 7L207 8L208 5H209V6H212V5H213V6H212V8H213L215 4H212ZM215 1H216V0H215ZM232 1H233V0H232ZM237 1H238V0H236L235 2L237 3ZM242 1H243V0H242ZM245 1H247V0H245ZM245 1H244V2H245ZM249 1H250V0H249ZM249 1H248V3H249ZM255 1H256V0H255ZM21 2L23 3L22 0H21ZM21 2H20V3H21ZM30 2H31V1L29 0L28 3H30ZM47 2H46V3H47ZM51 2H54V0H53V1H52V0L49 1V3H51ZM63 2H64V0H63ZM63 2H62V3H63ZM85 2H86V1H85ZM87 2H88V1H87ZM92 2L94 3L95 1H92ZM97 2H98V1H97ZM97 2H96L97 5H95V6H96L95 8H99V9L102 8V6H103L104 4H106V3L104 2L103 5L101 4V5H102V6H101V5H100L99 3H97ZM99 2H101V0H100ZM175 2H176V1H175ZM177 2H178V1H177ZM204 2H207V1L204 0ZM204 2H203V0H201V3H204ZM217 2H218V1H217ZM217 2H214V3L217 4ZM235 2H234V3H235ZM250 2H251V1H250ZM253 2H254V1H253ZM257 2H258V1H257ZM261 2H262V0L260 1V3H261ZM9 3H11V2H9ZM9 3H8V4H9ZM22 3H21V4H22ZM67 3H68V4H67ZM121 3H120V5H121ZM124 3H123V5H121V7L124 6ZM159 3H160V2H159ZM161 3H162V2H161ZM179 3H180V2H179ZM181 3H183V2H181ZM218 3L221 4L220 1H219ZM222 3H223V2H222ZM240 3H241V2H240ZM251 3H252V2H251ZM258 3H259V2H258ZM43 4H44V5H43L44 7H42L43 10H42L41 7H38V8H41L42 13H44V12H45L44 10L46 9V8H45V5H46V4H45V3H43ZM51 4H54V6H52V7H56V6H55L56 3H51ZM90 4H91V3H90ZM98 4H99V5H98ZM111 4H112V2H111ZM111 4L108 3L107 5L109 6V5H111ZM162 4H163V3H162ZM162 4H161V5H162ZM223 4H224V3H223ZM232 4H233V2H232ZM238 4H239V3H238ZM245 4H246V2H245ZM14 5H15V2H14ZM33 5H34V3H33ZM88 5H89V4H88ZM91 5H92V4H91ZM107 5H106V6H107ZM183 5H185V4H183ZM186 5H187V4H186ZM186 5H185V6H186ZM189 5H188V6H189ZM206 5H207V6H206ZM217 5H219V4H217ZM221 5H222V4H221ZM224 5H225V8L227 9L228 7L226 6V4H224ZM224 5L222 6V8L224 7ZM233 5H235V4H233ZM233 5H232V8H231V9H234V10H235L237 7H238V8L241 7L240 4H239L240 7H239V5H238L237 7H234ZM243 5H244V4H243ZM260 5H261V4H260ZM8 6H10V5H8ZM19 6H20V5H19ZM35 6H36V5H35ZM37 6H38V5H37ZM70 6H71V7H70ZM76 6H77V5H76ZM76 6H75V7H76ZM86 6H87V5H85V7H86ZM92 6H93V5H92ZM92 6H90V7H92ZM98 6H99V7H98ZM104 6H105V5H104ZM111 6H112L113 8L115 7L114 5H111ZM127 6H124V9H125V7H127ZM137 6H139V5H137ZM142 6H143V5H142ZM180 6H181V5H180ZM202 6H201V7H202ZM229 6H231V4H230ZM253 6H254V5H253ZM10 7H11V6H10ZM10 7H9V8H10ZM14 7H15V6H14ZM46 7H47V6H46ZM48 7H50V6L48 5ZM52 7H50L49 10H51V11L54 12L55 10H52V9H53ZM65 7H63V10H64ZM79 7H83L82 4L79 5L78 8H76V9H78V10L76 11L77 14L80 13V10H79L80 8H79ZM88 7H89V6H88ZM88 7H86V8H87V10L89 11ZM140 7H141V5H140ZM143 7H144V6H143ZM178 7H179V6H178ZM243 7H244V6H243ZM250 7H251V6H250ZM255 7H256V6H255ZM260 7H261V6H259L258 8H260ZM1 8H4V7H1ZM19 8H20V7H19ZM67 8H65V9H67ZM86 8H85V9H86ZM106 8H109V7H106ZM115 8H117V6H116ZM157 8H158V7H157ZM169 8H170V7H169ZM185 8H186V7H185ZM215 8H216V7H215ZM215 8H214V10L211 9V10L213 11V12H212V11H209V10H210V7H208V9H207L208 11H207V12H210V13L212 12V13L214 14V12H215ZM219 8H220V7H217L216 10L219 9ZM225 8H224V9H221V10H225ZM229 8H230V7H229ZM229 8H228V9H229ZM245 8H247V7H245ZM263 8H264V7H263ZM5 9L8 10L7 7H6ZM24 9L26 10V8H24ZM35 9H36V8H35ZM76 9H72V10H74V13H76V12H75ZM104 9H105V7L102 8V10H101L102 12H100V10L97 9V10H98V11H97V14H98V12H100L99 14H102V13L105 11ZM109 9H110V8H109ZM124 9H123V11H124ZM126 9H127V10H126ZM126 9H125V13H122V12H123V11H121L122 8H121V10L118 8V10H120V13L115 9V10L117 11V12L115 11V12H116V13H115L116 15L114 14V12H113V14H114V16H116V18L118 17L117 15H119V14H121V13H122L123 15L126 14L125 16H128V15H129L128 20L130 21V19H131L130 17H132V16H130V14L133 15V13H131L133 10L130 12V14L127 15L128 11H129V10H128V7H127ZM144 9H145V8H144ZM144 9H142V10H144ZM186 9H187V8H186ZM189 9H190V8H189ZM231 9H230V10H231ZM250 9H251V8H250ZM255 9H256V8H255ZM19 10L21 11V10H23V9H19ZM47 10H48V9H47ZM49 10H48V11H49ZM72 10L70 11L71 13H72ZM91 10H92V9L90 8V12H91ZM148 10H149V9H148ZM197 10H198V9H197ZM202 10H201V11H202ZM230 10H229V11L227 10L228 13L230 12ZM238 10H239V9H238ZM238 10H237V11H238ZM247 10H248V9H247ZM251 10H252V9H251ZM253 10H254V9H253ZM260 10H261V8L259 9V11H260ZM8 11H9V10H8ZM43 11H44V12H43ZM48 11H47V13H48ZM65 11H67V10H65ZM82 11H85V10L82 8ZM93 11H94V9H93ZM93 11H92V13H94ZM110 11H113V9L111 8ZM126 11H127V12H126ZM191 11H192V10H191ZM219 11H220V9H219L217 12H219ZM240 11H241V10H240ZM263 11H264V9H263ZM5 12L7 13V11H5ZM10 12H11V9H10ZM12 12H13V11H12ZM12 12H11V13H12ZM16 12L18 13V11H16ZM68 12H69V11L66 12V15H67ZM142 12H143V11H142ZM154 12H155V11H154ZM154 12H152V13H154ZM161 12H162V11H161ZM173 12H174V11H173ZM192 12H193V11H192ZM199 12H200V11H199ZM199 12H198V14H199ZM222 12H223V11H222ZM225 12H226V10H225ZM231 12H233V11H231ZM235 12H236V11H234L233 14H234ZM238 12H239V11H238ZM249 12H250V11H249ZM21 13H24V12L22 11ZM45 13H46V12H45ZM55 13H56V12H54V17H55ZM62 13H63V12H62ZM71 13H70V15H68L67 17H68V18L71 17L70 19L74 20V21H71V22L74 23V24L77 23V25H78V21L80 20V18H77V19H79V20L76 22L75 20H77V19H74V18H76V17L72 16V15H74V14H71ZM85 13H86V11H85ZM92 13H91V14H92ZM110 13H111V12H110ZM134 13H135V12H134ZM193 13H194V12H193ZM193 13H192V14H193ZM228 13H227V16L230 17V15H229ZM236 13H237V12H236ZM236 13H235V14H236ZM244 13H245V12H244ZM255 13H256V11H255ZM37 14H38V13H37ZM39 14H40V13H39ZM77 14H75V16H76ZM80 14H81V13H80ZM91 14H90V15H91ZM94 14H95V13H94ZM94 14H92V15H94ZM106 14L109 16V11H108V10H107V13H106V11H105L104 15L106 16ZM122 14L120 15L121 18H122ZM145 14H146V13H145ZM213 14H212V15H213ZM220 14H221V12H220ZM230 14H232V13H230ZM240 14H241V13H240ZM249 14H250V13H249ZM258 14H259V18L263 16V15L260 16V13H258ZM263 14H264V12H263ZM6 15H8V13H7ZM9 15H11V14H9ZM19 15H20V13H19ZM49 15H52V14L50 13ZM61 15L63 16V15H65V13H63V14H61ZM78 15H79V14H78ZM102 15H103V14H102ZM110 15H111V14H110ZM135 15H137V14H135ZM139 15H140V14H139ZM142 15L144 16L143 13H142ZM142 15H140V16H142ZM194 15H195V13H194ZM194 15H192V17H194ZM204 15H205V13H204ZM217 15H218V13H217ZM223 15H224V13H222V16H223ZM243 15H244V14H243ZM254 15H255V14H254ZM40 16H42V15H40ZM83 16H84V15H83ZM95 16H96V15H95ZM108 16H107V17H108ZM114 16H113V18L116 19ZM140 16H139V17H140ZM146 16H147V17H146ZM149 16H150L149 14H148V15H145L146 18H148ZM196 16H198V15H196ZM199 16H201V15H199ZM237 16H238V15H237ZM239 16H240V15H239ZM244 16L246 17V15H244ZM250 16H253V15H250ZM250 16H249V18H251ZM257 16H258V15H257V13H256V17H257ZM45 17H46V16H45ZM51 17H52V16H51ZM60 17H61V16H60ZM64 17H65V16H64ZM64 17H62V19H61V20H62V24H61V22H60L61 20L59 21V23H60L61 25H63V23H64L63 21H65V19H66L67 21H65L66 24L64 23V25H68L69 23H71V22H70V19H69V20H68L67 18L64 19ZM80 17H81V16H80ZM107 17H106V18H107ZM133 17H134V16H133ZM135 17H138V16H135ZM157 17H158V16H157ZM163 17H164V15H163ZM166 17H167V16H166ZM168 17L170 18V16H168ZM189 17H190V16H189ZM205 17H206V16H205ZM233 17H234V16H233ZM245 17H244V18H245ZM83 18H85V17H83ZM109 18H110V17H109ZM109 18H108V20L111 21V19H109ZM111 18H112V17H111ZM113 18H112V19H113ZM121 18H120V19H121ZM150 18H151V17H150ZM155 18H156V17H154L153 19H155ZM164 18H165V17H164ZM190 18H191V17H190ZM209 18H210V17H208V19H209ZM213 18H214V17H213ZM226 18H227V19H230L231 17H230V18L226 17ZM234 18H235V17H234ZM237 18H238V17H236V20H237ZM239 18H241V17H239ZM247 18H248V17H247ZM253 18H254V17H253ZM257 18H258V17H257ZM263 18H264V17H263ZM263 18H262V19H263ZM87 19H88V18H87ZM114 19H113V20H114ZM118 19H119V18H117V20H118ZM120 19H119V20H120ZM153 19H150V21L152 22V24L154 23L153 21L156 20V19H155V20H153ZM192 19H193V18H192ZM196 19H197V18H196ZM198 19L200 20V17H198ZM202 19H204L203 16H202ZM202 19H201V20H202ZM231 19H232V18H231ZM241 19L243 20V18H241ZM245 19H246V18H245ZM262 19H261V20H262ZM6 20H7V19H6ZM113 20H112V21H113ZM119 20H118V21H119ZM124 20L127 21L126 18L123 17V22H124ZM135 20H136V19H135ZM138 20H139V19H138ZM144 20H145V21H148L149 19L146 20V19L144 18ZM159 20H160V19H159ZM159 20H158V21H159ZM170 20H172V19H170ZM224 20H226V19H224ZM233 20H234V19H233ZM233 20H232V22H233ZM239 20H240V19H239ZM81 21H82V19H81ZM89 21H90V20H89ZM106 21H107V19H106ZM109 21H107V23H108ZM112 21H111V22H112ZM115 21H116V20L113 21L114 26H113V24H112L111 22H109V25L111 24L112 27H113V29L116 28L115 25H117V23H118V22H117V23L115 24V23H114ZM131 21H132V20H131ZM156 21H157V20H156ZM156 21H155V22H156ZM158 21H157V22H158ZM167 21H168V20L166 19L165 22H167ZM202 21L205 22L204 20H202ZM202 21H201V23H202ZM227 21H228V20H227ZM227 21H224V22H227ZM87 22H88V21H87ZM90 22H94L93 24H95V23L97 24L98 20H97V21H96V20H93V21H90ZM121 22H122V19H121ZM121 22H120V23H121ZM127 22H128V21H127ZM127 22H124V23H127ZM137 22H138V21L136 20L135 23H137ZM139 22H142V20L139 21ZM139 22H138V23H139ZM159 22L161 23V21H159ZM159 22H158V23H159ZM162 22H163V21H162ZM165 22H164V23H165ZM168 22H169V21H168ZM172 22H173V21H172ZM198 22H199V21H198ZM208 22H209V21H208ZM208 22H207V23H208ZM232 22H230V23H232ZM234 22H235V21H234ZM244 22H245V21H244ZM260 22H261V21H260ZM262 22H263V21H262ZM82 23H84V22L82 21ZM120 23H119L118 25H120ZM135 23H134V25H135ZM138 23L136 24L137 26L140 25V23H139V24H138ZM142 23L144 24V21H143ZM142 23H141V24H142ZM147 23H148V25H152V24H150V22H147ZM158 23H157V24L155 23V24L158 25ZM174 23H175V21H174ZM193 23H194V21H193ZM196 23H197V22H196ZM205 23H206V22H205ZM207 23H206V25H207ZM217 23H218V22H217ZM220 23H222V22H220ZM228 23H229V21H228ZM85 24H87V23H85ZM88 24H89V23H88ZM131 24H132V23H131ZM145 24H146V23H145ZM145 24H144V27H146ZM167 24H168V23H166V25H167ZM172 24H173V23H172ZM190 24H191V23H190ZM226 24H227V23H226ZM245 24H246V23H245ZM262 24H263V23H262ZM64 25H63V29H64ZM71 25H72V24H71ZM71 25H68V26H71ZM121 25H122V23H121ZM121 25H120V27H121ZM166 25H165V26H166ZM174 25H175V24H174ZM202 25H203V24H202ZM243 25H244V24H243ZM248 25H249V24H248ZM250 25H251V23H250ZM252 25H253V24H252ZM68 26H65V27H68ZM74 26H75V29H77V30L79 31V29L76 28V27H78V26H76V25H74ZM74 26H72V27H74ZM93 26H94V25H93ZM122 26H123V25H122ZM129 26H131V25H129ZM137 26H136V27H137ZM154 26H155V25H154ZM160 26L162 27L161 24H160ZM168 26H169V25H168ZM168 26H167V27H168ZM171 26H172V25H170V29L172 30V29H173V26H172V28H171ZM175 26H176V25H175ZM199 26H200V25H199ZM255 26H256V24H255ZM60 27H61V26H60ZM98 27H99V25H98ZM102 27H103V26H102ZM114 27H115V28H114ZM118 27H119V26H118ZM120 27H119V28H120ZM127 27H128V26H127ZM127 27H126V28H127ZM139 27H143V26L141 25V26H139ZM155 27L157 28L158 26H155ZM163 27H164V26H163ZM167 27H166L165 29H167ZM178 27H181V26H178ZM193 27H194V26H193ZM193 27H192V28H193ZM206 27H207V26H206ZM257 27H258V25H257ZM94 28H95V27H94ZM110 28H111V27H110ZM151 28H152V30H153V26H152ZM156 28H155V29H156ZM175 28H176V27H175ZM175 28H174V29H175ZM190 28H191V26H190ZM245 28H246V26H245ZM258 28H259V27H258ZM67 29H68V28H67ZM67 29H65V32H67ZM69 29L72 30V29H74V28H71V27H70ZM103 29H104V28H103ZM103 29H101V31H102L103 34H104V32H106V31H105V29H104V31H103ZM111 29H112V28H111ZM133 29H134V27H133ZM136 29H137V28H136ZM139 29H140V28H139ZM141 29H142V28H141ZM144 29H145V28H144ZM147 29H148V28H147ZM158 29H159V28H158ZM158 29L155 30V32H156V31L158 32V31L160 30L159 32L162 34L163 32H161V31H162V30L165 31V29H162V30H161V28H160L159 30H158ZM174 29H173V30H174ZM183 29H184V28H183ZM183 29H182V30H183ZM202 29H203V28H202ZM77 30H76V31H77ZM116 30H117V29H116ZM116 30H115V31H116ZM118 30H119V29H118ZM122 30L124 31V29H122ZM142 30H143V29H142ZM149 30H151V29H149ZM178 30H179V29H178ZM178 30H176V31H178ZM249 30H250V29H249ZM255 30H256V29H255ZM68 31H70V30H68ZM72 31H75V30H72ZM97 31H98V30H97ZM101 31H100V32H101ZM145 31L148 32V30H145ZM176 31H175V32H176ZM184 31H186V30H184ZM188 31H189V29H188ZM247 31H248V30H247ZM81 32H82V31H81ZM113 32H114V31H113ZM140 32H141V30H140ZM151 32H152V31H151ZM170 32H171V31H170ZM173 32H174V31H173ZM173 32H172V33H173ZM175 32H174V33H175ZM75 33H77V32H75ZM106 33H107V32H106ZM106 33H105V34H106ZM115 33H116V32H115ZM115 33H114V34H115ZM117 33H118V32H117ZM117 33H116V35H117ZM127 33H128V32H127ZM138 33H139V32H138ZM142 33H144V32H142ZM142 33H141V35H142ZM166 33H167V32H166ZM172 33H171V34H172ZM176 33H178V36H179V31L176 32ZM185 33H186V32H185ZM185 33H184V34H185ZM189 33L192 34L191 30H190ZM189 33H187V34L189 35ZM195 33H196V32H195ZM255 33H256V32H255ZM105 34H104V36H105ZM120 34H121V33H120ZM144 34H145V33H144ZM144 34H143V35H144ZM151 34H152V33H151ZM151 34H149V35H151ZM156 34H157V33H156ZM163 34H164V33H163ZM180 34H181V33H180ZM187 34H185V35H187ZM258 34H259V33H258ZM260 34H261V33H260ZM97 35H98V34H97ZM118 35H119V34H118ZM135 35H136V33H135ZM152 35H153V34H152ZM158 35H160V34H157V36H158ZM167 35H168V34H167ZM175 35H176V34H175ZM188 35H187V36H188ZM197 35H198V34H197ZM75 36H76V34H75ZM110 36H111V35H110ZM132 36H133V35H132ZM137 36H138V35H137ZM139 36H140V35H139ZM170 36H173V35H170ZM192 36H193V35L189 36L188 39H189L190 37H191V39H192ZM194 36H196V35H194ZM80 37L82 38V39H81V38H80V39H81L82 42H83V37H82V36H80ZM89 37H90V36H89ZM102 37H103V36H102ZM102 37H100V38H102ZM105 37H106V36H105ZM108 37H109V35L107 34V37H106V38L108 39ZM118 37H120V36H118ZM133 37H134V36H133ZM140 37H141V36H140ZM140 37H139V39H140ZM144 37H145V36H144ZM163 37L165 38V35H163ZM166 37H167V36H166ZM175 37H176V36H175ZM175 37H174V38H175ZM179 37H181V36H179ZM179 37H178V39H179ZM203 37L205 38V36H203ZM94 38H95V37H94ZM98 38H99V37H98ZM113 38H114V37H113ZM145 38H146V37H145ZM145 38H144V39H145ZM149 38H150V36H149ZM154 38H155V37H154ZM174 38H173V39H174ZM186 38H187V37H186ZM193 38H194V37H193ZM204 38H203V39H204ZM229 38H230V36H229ZM60 39L62 40V38H60ZM63 39H64V38H63ZM75 39H79V38L76 37ZM80 39L77 40V41L80 42V44H81L82 42L80 41ZM88 39L91 40V38H88ZM125 39H126V38H125ZM146 39H147V38H146ZM146 39H145V40H146ZM167 39H168V38H167ZM169 39H170V37H169ZM169 39H168V40H169ZM171 39H172V38H171ZM171 39H170V41H171ZM178 39H177V40H178ZM181 39H183V38H181ZM181 39H180V40H181ZM184 39H185V37H184ZM188 39H187V41H188ZM194 39H195V38H194ZM194 39H193V40H194ZM69 40H70V39H69ZM85 40H87V39L85 38ZM89 40H88V42H89ZM97 40H99V39H97ZM101 40H102V39H101ZM104 40H105V38H104ZM117 40H118V38H117ZM140 40H141V41H145V40H143V39H140ZM161 40H162V39H161ZM177 40L175 41V43H177ZM180 40H179V41H180ZM189 40H190V39H189ZM262 40H264V39H262ZM99 41H100V40H99ZM106 41H107V40H106ZM118 41H119V40H118ZM135 41H136V40H135ZM151 41H152V40H151ZM151 41H150V42H151ZM157 41H158V39H157ZM181 41H182V40H181ZM185 41H186V40H185ZM187 41H186V42H187ZM190 41H191V40H190ZM65 42H67V41H65ZM65 42L62 41V43H64V44H65ZM88 42H87V43H88ZM92 42H93V41H92ZM165 42H166V40H165ZM182 42H183V41H182ZM202 42H203V41H202ZM52 43L54 44L55 42H52ZM56 43H57V42H56ZM56 43H55L54 45H56ZM58 43H59V42H58ZM58 43H57V44H58ZM75 43H76V41H75ZM75 43L72 44V46L75 45V47H72V46H71V47H72V49L75 48V51H76V48H77L78 45H80V44H78V45L76 46ZM83 43H84V42H83ZM94 43H95V41H94ZM97 43H98V42H97ZM99 43H101V41H100ZM112 43H113V42H112ZM118 43H119V42H118ZM137 43H138V42H137ZM143 43H144V42H143ZM145 43H147V42H145ZM151 43H154V42H151ZM163 43H164V41H163ZM163 43H162V44H163ZM170 43H172V42H170ZM180 43H181V42H180ZM180 43H179V44H176V45H177V46H178V45L180 46V45H181ZM188 43H189V42H188ZM188 43H187V44H188ZM191 43H192V41H191ZM191 43H190V44H191ZM195 43H198V42L195 41ZM204 43H206V46H207V42H204ZM219 43H220V42H219ZM42 44H43V43H42ZM42 44H40V45L42 46ZM44 44H45V43H44ZM59 44H60V43H59ZM59 44L57 45V46H59V47L56 46V48H59V49H49L50 51L47 52V53H53L52 50H55V51H56V50H60V51H61V49H62V48H61V44H60V45H59ZM68 44H71V43H67V44H65V45H68ZM88 44H89V43H88ZM90 44H91V43H90ZM140 44H141V43H140ZM167 44H168V43H166V45H167ZM190 44H189V46H194V43H193L192 45H190ZM200 44H201V43H198L197 45L199 46ZM31 45H32V44H31ZM31 45H29V47H28V45H27V48L24 46V48L27 49V52H28V53H29V51L31 50V47H32ZM40 45H39V46H40ZM49 45H50V44H49ZM49 45H48V46H49ZM86 45H87V44H86ZM86 45H85V46H86ZM108 45H109V44H108ZM142 45H143V44H142ZM142 45H141V46H142ZM169 45H170V44H169ZM172 45H173V46H176V45L173 44V43L171 44V46H172ZM185 45H186V44H185ZM237 45H238V44H237ZM30 46H31V47H30ZM39 46L34 47V49H37V48L40 49ZM44 46H45V45H44ZM48 46H47V48H48ZM62 46H63V45H62ZM85 46H83V47L85 48ZM94 46H95V45H94ZM94 46H93V47H94ZM104 46H106V45H104ZM125 46H126V45H125ZM129 46H130V45H129ZM171 46H170V47H171ZM173 46H172L171 50H170V49H169V50H170V52H173V53H174V51H176V50H175V48H173ZM177 46H176V47H177ZM182 46H184V43L182 44ZM182 46H181V47H182ZM189 46L187 45V47H189ZM198 46H197V47H198ZM209 46H210V45H209ZM244 46H246V45L244 44ZM50 47H51V46H50ZM63 47H64V51H65V49H67V48H66V46H63ZM68 47H69V46H68ZM86 47H87V46H86ZM146 47H147V46H146ZM153 47H154V44H153ZM153 47H152V50H153ZM163 47H164V45H163ZM204 47H205V46H204ZM210 47H211V46H210ZM19 48H21V47H19ZM19 48L17 47V49H19ZM51 48H52V47H51ZM79 48H80V46H79ZM79 48H77V52H79V50L82 49V48H80V49H79ZM89 48H90V47H89ZM89 48H88V50H89ZM130 48H132V47H130ZM143 48L145 49L144 46H143ZM156 48H157V47H156ZM165 48H166V47H165ZM177 48H178V47H177ZM177 48H176V49H177ZM185 48H186V47L184 46V49H185ZM192 48L195 49V47H192ZM202 48H203V47H202ZM202 48H199V49H200V52H201V51L203 52V50H201ZM28 49H29V51H28ZM34 49H33V47H32V51H30L31 54H29V55H32V54L34 53V52H33ZM39 49H37L36 53L40 52V50H41V52L43 51V52L45 53L44 50H46V49H43V50H42V48H41L40 50H39ZM94 49H95V48H94ZM99 49H100V48H99ZM106 49H107V47H106ZM149 49H150V48H149ZM154 49H155V47H154ZM162 49H163V48H162ZM162 49H161V50H162ZM167 49H168V47H167ZM172 49H174V51H172ZM190 49H191V48H190ZM190 49H189V50H190ZM196 49H197V48H196ZM199 49H197V50L199 51ZM204 49H206V48H204ZM210 49H211V48H210ZM0 50H2V49L0 48ZM15 50H16V49H15ZM15 50H13V52H15ZM19 50H20V51H19V54H20L19 56H22V52H23L24 49H23V50H22V49H19ZM38 50H39V51H38ZM67 50H69V48H68ZM114 50H115V49H114ZM135 50H136V48H135ZM159 50H160V49H159ZM159 50H158V51H159ZM187 50H188V49H187ZM187 50H185V51H187ZM191 50H192V49H191ZM197 50H196V51H197ZM213 50H214V49H213ZM3 51H6V50H3ZM3 51H2V52H3ZM7 51H8V50H7ZM7 51L4 52V53H5L6 55H8V56L4 55L1 51H0V54H3V56L5 57V59H8V60H9V58L11 57V59H10L11 61H18V57L16 58V56H15L16 54H15V55L13 54V55L15 56V58H13L14 56L11 55L13 52H10V51H11V50H10V51H8V53H10V57H9V54L7 53ZM46 51H47V50H46ZM62 51H63V49H62ZM62 51H61V52H62ZM80 51H83V50H80ZM85 51H87V50L85 49ZM99 51H100V50H99ZM109 51H110V50H109ZM141 51H142V50H141ZM153 51H154V50H153ZM162 51H163V50H162ZM180 51H181V48L179 47V51H178V49H177V52H180ZM182 51H183V49H182ZM193 51H195V50H193ZM16 52L18 53V50H17ZM16 52H15V53H16ZM25 52H26V50H25ZM25 52H24V53H25ZM57 52H58V51H57ZM77 52H76V53H77ZM90 52H91V53H95V51H94V52L90 51ZM97 52H98V51H97ZM104 52H105V51H104ZM143 52H144V51H143ZM145 52H147V51H145ZM160 52H161V51H160ZM160 52H159V53H160ZM166 52H167V51H166ZM177 52H176V53H177ZM189 52H192V51H189ZM24 53H23V56H24ZM28 53H26L27 55H26V54H25V55L28 56ZM63 53H64V52H63ZM65 53H66V56H68V59H70V60H71V59H75V60H72V61H75V62H76V61H77V62L81 61L80 64L83 63V61H85V60H79V59L77 60V59H76V58L78 57L77 55H79V53L76 55V56H77L76 58H75V55H74V57L71 56L72 58H70V57H69V54L67 53V51H65ZM80 53H81V52H80ZM86 53H87V52H86ZM91 53H90V57L93 56V54L91 55ZM100 53H101V52H100ZM108 53H109V52H108ZM135 53H136V51H135ZM154 53H155V52H154ZM161 53H162V52H161ZM183 53H184V52H182V54H183ZM185 53H186V52H185ZM187 53H188V52H187ZM193 53H195V52H193ZM208 53H210V51H209ZM215 53H216V52H215ZM217 53H219V52H217ZM217 53H216V54H217ZM34 54H35V53H34ZM41 54L43 55V53H41ZM41 54L38 53V55H37V54H36V55H37V57H39V55H41ZM53 54H54V53H53ZM53 54H51L50 56H52V57L54 58ZM55 54H56V53H55ZM55 54H54V55H55ZM61 54H62V53H59V52H58V53L56 54L57 56H55V59H53L52 57L49 58V55H47V54H45L44 56H46V57H48L49 59H51V63H53V61L56 62V61L58 60V56L61 55ZM72 54H75V53H72ZM72 54H71V55H72ZM84 54H85V53H84ZM116 54H117V53H116ZM118 54H119V53H118ZM138 54H139V53H138ZM138 54H137V55H138ZM143 54H144V53H143ZM151 54H152V53H151ZM156 54H158V52L155 53V55H156ZM169 54H172V53H169V52H168V55H169ZM197 54H198V53H197ZM210 54H211V53H210ZM216 54H215V55H216ZM220 54H221V53H220ZM222 54H224V53H222ZM222 54H221V55H222ZM258 54H259V53H258ZM36 55H35V58H36ZM42 55H41V56H42ZM81 55H82V53H81L79 56H81ZM109 55H110V54H109ZM135 55H136V54H135ZM161 55H164V54L162 53ZM161 55L159 54L158 56H161ZM172 55H173V54H172ZM180 55H181V54H180ZM180 55H179L178 58L181 57ZM183 55H185V54H183ZM187 55H190V53H189V54H186L185 57H187ZM192 55H193V54H192ZM198 55H202V53H199ZM204 55H205V53H204ZM206 55H207V54H206ZM17 56H18V55H17ZM23 56H22V57H23ZM26 56H25V57H26ZM63 56H65V54H64V55L62 54V56H60V57H61V60L64 59V58H62ZM96 56H97V55H96ZM96 56H94V57H95L96 60H97L98 58H97ZM153 56H154V55H153ZM170 56H171V55H170ZM175 56H177V55H175ZM194 56H195V55H193V57H194ZM208 56H209V55H208ZM208 56H207V57H208ZM212 56H213V55H212ZM212 56H211V57L209 56L208 58H211V60H212ZM216 56H217V55H216ZM218 56H219V54H218ZM218 56H217V57H218ZM225 56H226V55H224V57H225ZM4 57H2V55H0V59H2V60H0V61H1L0 65L3 64L2 61L4 62V64L8 63V62L5 63ZM25 57H23L24 59H23V58H20V59H23L22 61H26V60L30 59V57H32V56H30V57L28 56V57H27L28 59H25ZM33 57H34V56H33ZM33 57H32V58H33ZM60 57H59V59H60ZM81 57H83V55H82ZM90 57H89V58L87 57L88 59H87V58H85V59H86V60H91ZM98 57H99V56H98ZM117 57H118V55H117ZM132 57H133V56H132ZM149 57H150V55H149ZM164 57H165V55H164ZM166 57H167V54H166ZM172 57H173V56H172ZM182 57H183V56H182ZM185 57L181 58V60H182L183 62H185V61L183 60ZM199 57H200V56H199ZM219 57H220V60H221V58L223 59V55H222V56H219ZM12 58H13V59H12ZM41 58H42V57H41ZM56 58H57V59H56ZM78 58H79V57H78ZM103 58H104V57H103ZM103 58H102V59H103ZM150 58H151V57H150ZM155 58H156V57H155ZM160 58H161V57H160ZM167 58H168V59H167ZM167 58H166L167 60H171V61H173L171 58L169 59V56H168ZM173 58H175V57H173ZM190 58H191V59H190ZM190 58L188 57L189 60H192L191 55H190ZM203 58H205V57L202 56L201 59H203ZM213 58H214V60H217L216 62H218V60H219L218 58H216V59H215V57H213ZM16 59H17V60H16ZM37 59H38V58H36V60H37ZM52 59H53V60H52ZM68 59L65 57V60H63V61H61V60L58 61V62H61V64L59 63V65H61V66L57 65V63H58V62H57V63H56V67H54V64H53V66H51V67L55 70V72H56V70L58 71V73L56 72L57 74H61V73H63L62 70H61V72H60V69H62V66H64V67L67 66V67L69 68V71L71 70L70 68H71L72 66H77V65L79 66V64H78L77 62H76L77 65H75V63L69 64L71 67H69L68 65H66V66L63 65L62 62H65V61L68 60ZM131 59H132V58H131ZM131 59H130V60H131ZM137 59H139V58H137ZM158 59H159V58H158ZM175 59H176V58H175ZM186 59H187V58H186ZM195 59H196V58H195ZM197 59H198V57H197ZM197 59H196L195 61H197ZM201 59L199 60V62H200V61H201V62L204 61V60L202 61ZM205 59H207V58H205ZM225 59H226V58H224V60H225ZM257 59H258V58H257ZM257 59H256V60H257ZM33 60H34V59H33ZM36 60H35V61H36ZM135 60H136V59H135ZM139 60H141V58H140ZM143 60H145V59H143ZM159 60L162 61V59H159ZM181 60H180V62H181ZM214 60H213V62L211 61L210 65H211L212 63H213V64L216 63ZM258 60H260V59H258ZM37 61H38V60H37ZM93 61H94V59H93ZM132 61H134V60H132ZM132 61H131V62H132ZM151 61H153V60H151ZM151 61H150V62H151ZM164 61H165V59H164ZM177 61L179 62L178 59H177ZM187 61H188V60H187ZM195 61H193V62H195ZM225 61H226V60H225ZM31 62H32V61H31ZM33 62H34V61H33ZM33 62H32L33 66L30 65L31 63L29 64V63L27 62L30 66H32V67L34 68V69H33V68L31 67V68H29V69H33L34 71L36 70V72H37V71H38L37 68H38L39 66L37 65L38 67L36 66L37 68H35V65H34ZM39 62H40V61H39ZM66 62H69V60L66 61ZM66 62H65V63H66ZM91 62H92V60H91ZM131 62H130V63H131ZM134 62H135V61H134ZM137 62L140 63L139 61H137ZM137 62H136V63H137ZM156 62H158V63L160 64V62H159L157 59H156ZM183 62H182V64H183ZM193 62H192V63H193ZM208 62H209V61H206V60H205V62H204V63H205V64H204V65H205V68L208 67V66H207V63H208ZM214 62H215V63H214ZM219 62H220V61H219ZM258 62L261 63V61H258ZM12 63H13V65H10L9 63H8V65H7V64H6V65H7V66H14V65H15L14 62H12ZM12 63H11V64H12ZM16 63H17V62H16ZM18 63H19V62H18ZM23 63H24V62H23ZM23 63H21V64L19 63V65L21 66ZM27 63L25 64L26 67H24V68H26V69L29 67V65H27ZM35 63L37 64V62H35ZM69 63H71V62H69ZM85 63H87V61H85ZM96 63H98V62H96ZM96 63H95V64H96ZM109 63H110V62H109ZM136 63H135V64H136ZM141 63H142V62H141ZM145 63H146V62H145ZM163 63H165V62H163ZM163 63H161V65H162ZM166 63H167V65H168V64H169V61H166ZM166 63H165V64H166ZM187 63H189V61H188ZM190 63H191V61H190ZM190 63H189V64H190ZM197 63H198V61H197ZM197 63L195 62V66H196ZM224 63H226V62H223V63L221 62V64H224ZM103 64H106V63H103ZM159 64H158V65H159ZM170 64H172V62H171ZM170 64H169V65H170ZM180 64H181V63H180ZM218 64H220V63H218ZM218 64H217V65H218ZM258 64H259V63H258ZM6 65H5V67H4L3 65H1L2 68H0V69H5V68L7 67ZM51 65H52V64H51ZM82 65L86 66L84 63L81 64V66H82ZM96 65H97V64H96ZM139 65H140V64H139ZM185 65H186V64H185ZM187 65H188V64H187ZM198 65H199V64H198ZM198 65H197V71H198ZM201 65H202V64H201ZM201 65H200V66H201ZM210 65H209V67H212V66H210ZM217 65H216V66H217ZM15 66H17V64H16ZM15 66H14V68H17V67H18V66H17V67H15ZM20 66H19V68L22 67V66H21V67H20ZM23 66H24V65H23ZM27 66H28V67H27ZM57 66H59L60 69H57V68H59V67H57ZM97 66H100V65H97ZM132 66H133V65H132ZM172 66H175V67H176V64H173ZM172 66H171V67H172ZM190 66H191V64H190ZM190 66L188 65L189 68H190ZM206 66H207V67H206ZM219 66H220V65H219ZM221 66H222V65H221ZM40 67H41V73L39 74V71H40V70H39L37 75H39V77L41 78V76H42L41 74H43V72H44L45 70H44V68H43L41 65H40ZM40 67H39V69H40ZM86 67H87V66H86ZM94 67H96V66L93 65V68H94ZM101 67H102V66H101ZM158 67H159V66H158ZM160 67H163V65L160 66ZM168 67H169V66H168ZM171 67H170V68H171ZM175 67H173L172 69H174ZM183 67H185V66H182V71H183V72L188 70V68H186L187 70H185V68H184V70H183ZM192 67H194V64H193ZM192 67H191V68H192ZM203 67H204V66H203ZM209 67H208L207 69H209ZM7 68H8V67H7ZM7 68H6L5 70H1V71H2V72L5 71V72H4V74H5V73H7L6 70L9 69V68H8V69H7ZM14 68L11 67V68L9 69V71H10L11 69H14ZM52 68H51V70H50V73H53V72H51V71H53ZM55 68H56V69H55ZM72 68H74V67H72ZM90 68H91V67H90ZM93 68H92L91 70H94V71H95V69H93ZM99 68H100V67H99ZM106 68H107V66H106ZM165 68H167V67H164V71H167V69L165 70ZM177 68H178V67H177ZM213 68H215V66H213ZM213 68H211V69H212V70H211L212 72H213ZM217 68L219 69V67H217ZM229 68H230V66H229ZM260 68H261V67H260ZM263 68H264V67H263ZM263 68H262V69H263ZM17 69H18V68H17ZM21 69H22V68H21ZM21 69H20V70H21ZM26 69H25V70H26ZM29 69H27V70L30 72ZM42 69H43L44 71H42ZM66 69H67V68H66ZM74 69H75V70H74ZM74 69H72V71H76V68H74ZM87 69H89V68H87ZM96 69H97V68H96ZM102 69H103V68H102ZM160 69H161V68H160ZM160 69H159V70H160ZM201 69H202V68H201ZM203 69H204V68H203ZM207 69H206V70H207ZM221 69H222V68L220 67L219 70H221ZM224 69H227V68H224ZM224 69H223V70H224ZM235 69H236V67H235ZM237 69H238V68H237ZM15 70H16V69H14V71H15ZM22 70L25 71L24 69H22ZM64 70H65V69H64ZM104 70H105V68H104ZM106 70H108V69H106ZM106 70H105V73H106ZM161 70H163V69H161ZM176 70H178V69H176ZM199 70H200V69H199ZM214 70H215V69H214ZM216 70H217V69H216ZM219 70H217V72H216V73H217V77H218V71H219ZM223 70H222V71H223ZM258 70H259V69H257V71H258ZM9 71H8V74H9ZM11 71H12V70H11ZM14 71H12V73H13ZM23 71H22V72H23ZM77 71H78V70H77ZM77 71H76V73H75V75H74L75 78L70 79V81L72 80L71 85L74 84V85H78L77 87H81V93H80V90L77 92V91H75L74 89H71L72 87H68V90H69V88L71 89V91H69V92H70V94L72 93V95H74V93L77 92V93H76L77 95L75 94L76 97H79V94H80L81 96L83 95V97H86L87 92H86L85 90H84V91L86 92V94H85V93L82 94L83 89H84V87H82V84H83V83L81 84V81H80L79 77H78V79L76 78V76H77L76 74L78 73ZM80 71H82V70H80ZM89 71H90V70H89ZM101 71H102V70H101ZM132 71H133V70H132ZM168 71H169V69H168ZM168 71H167V72H168ZM182 71H181V69H180V73H181V74H185V73H182ZM188 71H191V72H190L191 74L193 73V72H192L193 70H188ZM197 71H195L196 74H198ZM211 71H210V72H211ZM229 71H230V70H229ZM233 71H234V69H233ZM239 71H240V70L238 69V71H237L236 73H238ZM257 71H256V72H257ZM17 72H18V70H16V72H14V73L16 74V77L18 78ZM19 72H20V74H21V71H19ZM26 72H27V71H25L24 73H26ZM32 72H33V71H32ZM32 72H31V73H32ZM36 72H34L35 75H36ZM64 72H65V73H66V72L68 73L67 70L64 71ZM83 72H84V71H83ZM85 72H86V71H85ZM99 72H100V71H99ZM161 72H162V71H161ZM161 72H160V73H161ZM167 72H166V74H167ZM170 72H171V71H169L168 74H169ZM177 72H179V70H178ZM177 72L175 73L174 70H173V73H175L176 75H177ZM198 72H199V71H198ZM201 72H202V71H200V74H202ZM223 72H224V71H223ZM227 72H228V70L225 71L224 74L226 75ZM243 72H244V71H242V73H243ZM248 72H249V70H248ZM258 72H259V71H258ZM261 72H262V74H263L264 70L261 71ZM10 73H11V72H10ZM12 73H11V75H12ZM24 73H22V74H24ZM31 73H29V74L31 75ZM34 73H33V74H34ZM44 73H45V72H44ZM47 73H48V72H47ZM47 73H45V74H46V78L44 77L45 74H43V76H42L41 79H43V77H44L45 80H46L47 78H48V80H49V79H50L49 77H51L52 75H54V74L51 75L50 73H48V76H49V77H47ZM56 73H55V74H56ZM71 73H74V72H71ZM71 73H70V74H71ZM81 73H82V72H81ZM91 73H92V72H91ZM97 73H98V71H97ZM107 73H108V72H107ZM134 73H135V71H134ZM134 73H133V74H134ZM180 73H179V75H180ZM187 73H188V72H187ZM206 73H207V71H206ZM214 73H215V72H214ZM214 73H211V74H214ZM232 73H233V72H232ZM232 73L230 72V74H232ZM234 73H235V72H234ZM242 73H241V75L243 76ZM254 73H255V72H254ZM4 74H2V75H4ZM15 74H14V75H15ZM29 74H28V75H29ZM57 74H56V75H57ZM88 74H89V73H88ZM88 74H87V75H88ZM94 74H95V73H93V76H97V75H98V74H97V75H96V74L94 75ZM100 74H101V73H100ZM149 74H150V73H148V74H146V75H149ZM161 74H162V73H161ZM168 74L165 75V76H166V79L169 81V78H168V77L170 76V74H169V75H168ZM171 74H172V73H171ZM203 74H204V73H203ZM203 74L200 75L202 78L200 77L199 81H200L201 79H203V77H205L204 79H206V76H207L208 74H210V73L208 72V74H207V75L204 74V76H203ZM220 74H221V72H220ZM224 74H223V75H224ZM238 74H240V73H238ZM252 74H253V73H252ZM256 74H257V73H256ZM259 74H261V73L259 72ZM30 75H29V76H30ZM50 75H51V76H50ZM64 75H65V74H64ZM78 75H80V74H78ZM85 75H86V74H85ZM150 75H151V74H150ZM152 75H153V73H152ZM152 75H151V76H152ZM163 75H164V72H163ZM172 75H173V74H172ZM187 75H190V74L188 73ZM198 75H199V74H198ZM221 75H222V74H221ZM221 75H220V76H221ZM225 75H224V76H225ZM232 75H234V74H232ZM241 75H240V76L238 75V77H239V78H238V79H239L238 82H239V84L241 83L240 86L242 87V82H243L242 80H243V79L241 78V79H242V80H241L242 82H241V81H240V77H241ZM246 75H247V73H246ZM257 75H258V74H257ZM7 76H8V75H7ZM22 76H24V75H22ZM22 76H19V77H22ZM26 76H27V74H25V77H26ZM29 76H27V81L29 80V78H28ZM57 76H59V75H57ZM68 76H70V75L67 74V76H64V77L66 78V77H68ZM74 76H72V77H74ZM81 76H82V75H81ZM127 76H128V75H127ZM165 76H164V78H165ZM182 76H183V75H182ZM190 76L193 77V76H194V73H193L192 75H190ZM190 76H189V77H190ZM210 76L213 77V75H210ZM214 76H215V75H214ZM220 76H219V77H220ZM228 76H229V73H228ZM236 76H237V75H236ZM236 76L234 75V79L236 78ZM262 76L264 77V75H262ZM1 77H2V76H1ZM4 77H5V75H4ZM9 77H10V76H9ZM30 77H31L30 79H32V76H30ZM52 77H53V76H52ZM70 77H71V76H70ZM82 77H83V76H82ZM97 77H98V76H97ZM174 77H175V76H174ZM177 77H178V76H177ZM191 77H190V79H188V81L193 82V80H195V77H193L194 79H192V80H191ZM217 77L215 76V78H217ZM219 77H218V78H219ZM229 77L231 78V75H230ZM244 77H245V75L243 76V78H244ZM252 77H253V75H252ZM37 78H38V77H37ZM54 78L56 79L55 81H57V78L55 77V75H54V77H53V80H52V78H51L52 81H51V80H49V82H48L47 80H46V81H47L48 84H49L50 81H51V82L54 81ZM89 78H91V77H89ZM93 78H94V77H93ZM103 78H104V77H103ZM114 78H115V77H114ZM136 78H137V77H136ZM142 78H143V77H142ZM148 78H152V77L149 76ZM153 78H154V76H153ZM153 78H152V79H153ZM160 78H162V76H161ZM170 78H171V76H170ZM172 78H173V76H172ZM183 78H185V76H183ZM186 78H187V76H186ZM208 78H209V76L207 77V79H208ZM218 78H217V79H218ZM222 78H223V76L221 77V79H218V80H220V82H221ZM225 78H226V76H225ZM225 78H224V79H225ZM227 78H228V77H227ZM227 78H226V80H227ZM253 78H254V77H253ZM6 79H8V78H6ZM14 79H16V78H14ZM20 79H21V78H18V79H16V80H18V82H19ZM23 79H25V78L22 77V80H23ZM33 79H34V78H33ZM35 79H36V78H35ZM35 79H34V80H35ZM67 79H69V77H68ZM74 79H75V80H74ZM82 79H84V78H82ZM85 79L88 80L87 77H86ZM98 79H99V77H98ZM109 79H110V78H109ZM121 79H122V78H121ZM124 79H125V78H124ZM144 79H145V78H144ZM152 79H149V80H150V81H149V80L146 78V80L149 81L150 83H151V80H152ZM157 79H158V78H157ZM166 79H165V80H166ZM175 79L177 80L176 77H175ZM175 79H173V80H175ZM179 79L181 80L182 77L180 76V78H178L177 81H180ZM209 79H211L212 81H214V80H213L214 78H213V79H212V78H209ZM244 79L247 80V79H249V78L247 77V78H244ZM261 79H264V78L261 77ZM16 80H14V81H16ZM22 80H21V82H22ZM34 80H30V82L32 83V82H34ZM39 80H40V79H39ZM76 80L79 81L78 84H75V83H76V82H75ZM86 80H85V83H86ZM94 80H95V79H94ZM94 80H93V81H94ZM96 80H97V78H96ZM96 80H95V81H96ZM102 80H103V79H102ZM102 80H101V81H102ZM117 80H118V79H116V81H117ZM132 80H133V78H132ZM137 80H138V78H137ZM137 80H136V81H137ZM141 80H142V79H141ZM146 80H145V81H146ZM162 80H163V78H162ZM162 80L160 79V81H162ZM167 80H166V81H167ZM184 80H185V79H184ZM184 80H183L182 82H184V83H187V82H188L187 80H186V82H185ZM226 80H225V82H224L223 84L226 83ZM231 80H232V79H231ZM0 81H1V80H0ZM3 81H4V80H3ZM11 81H12V79H11ZM14 81H12V82L14 83ZM27 81H25V82H27ZM35 81H36V80H35ZM41 81H42V80H41ZM46 81H45V82H44V80L42 81V82H43V83H42V86L44 85V83H46ZM61 81H62V80H60V81H58V82H61ZM88 81H89V80H88ZM93 81H92V83H93ZM99 81H100V80H99ZM145 81H144V82H145ZM154 81H155V79H154ZM168 81H167V82H168ZM170 81H171V79H170ZM199 81H198L197 76H196V82H194V83H192V84H193V85H194V84H195V85H196V84H199ZM202 81H204V80H202ZM208 81H209V80H208ZM227 81H230V79L227 80ZM236 81H237V79H236ZM250 81H251V78L249 79V82H248L249 84H246L245 81H244V82H245V84H246L247 86H249V85H250ZM252 81H253V80H252ZM9 82H10V80H9ZM21 82H19V83H21ZM64 82H66V79H65ZM64 82H62V83H64ZM74 82H75V83H74ZM109 82H110V81H109ZM111 82H112V84H113V85H111V86L115 87V86H114V85H115L114 83H116V82H113L112 80H111ZM117 82H118V81H117ZM124 82H126V80H125ZM132 82H133V81H131V83H132ZM140 82H143V80L140 81ZM140 82H138V83H140ZM156 82H157V83H156ZM158 82H159V81H155L156 85H157V84L159 85ZM182 82H179L180 85H183V84H184V83H182ZM190 82H188V83H190ZM197 82H198V83H197ZM210 82H211V81H210ZM210 82H209V83H210ZM215 82H216V81H215ZM230 82H231V81H230ZM230 82H229V83H226V85L230 84ZM253 82H254V81H253ZM260 82H261V81H260ZM23 83H24V81H23ZM31 83H30V84H31ZM38 83H40V82L38 81ZM56 83H57V82L52 83V84H49V85H51V86H53V87L55 86V87L53 88L51 94L53 93L54 89L57 90V88H56V85H57V84H56ZM62 83H61V84H62ZM66 83H67V82H66ZM90 83H91V82H90ZM120 83H121V82H120ZM131 83H129V81H127V83H126L127 87L130 86L131 89L133 88V90H135L134 86H132V85H136V83L130 85ZM146 83H147V85L149 84L148 82H146ZM146 83H145V84H146ZM161 83L163 84V83H165V81H164V82H161ZM173 83H174V81H173ZM176 83H177V82H176ZM176 83H174V85H175ZM181 83H182V84H181ZM188 83H187V86H188V87L192 85V84H191V85H188ZM204 83H205V81L203 82V84H204ZM212 83H213V82H212ZM217 83H218V82H217ZM217 83H213V84L215 85V86H214V89L216 88L215 91H217V94H216V93H214V94H216L217 97H219L218 95H220L219 93H221L219 90H220L221 88L219 87L220 89H218V90H217V88H218V86H219L220 84H221L222 86H223V84H222V83H220V84L218 83L219 85L216 87ZM232 83H233V81L231 82V85H232ZM261 83L263 84L264 82L262 81ZM261 83H260V85H257V87H260V86L262 87V84H261ZM1 84H2V81H1ZM6 84H7V83H5V85H6ZM27 84H28V83H27ZM34 84H35V83H34ZM34 84H33V85H34ZM53 84H54V85H53ZM59 84H60V83H59ZM67 84H68V83H67ZM94 84H95V83H94ZM122 84H123V81H122V83H121L120 85H122ZM128 84H129V85H128ZM141 84H142V83H141ZM162 84H161V85H162ZM165 84H166V83H165ZM170 84H172V83L169 82V83H167L166 86H168V85H170ZM203 84H202V82H201V83L199 84L200 87L202 86V88H203V87L205 86V84H204V86H203ZM210 84H211V83H210ZM239 84H237V86H238ZM256 84H257V82H256ZM5 85H4V86H5ZM18 85H20V84H18ZM21 85H22V83H21ZM21 85H20V86H21ZM33 85H32V86H33ZM46 85H47V84H46ZM46 85H45L44 87L47 89ZM62 85H63V84H62ZM69 85H70V84H69ZM69 85H68V86H69ZM74 85H72V86H74ZM79 85H80V86H79ZM97 85H99V83H98ZM108 85H110V84H108ZM120 85H119V86H120ZM124 85H125V83H124ZM126 85H125V86H126ZM147 85H146V88H148L149 86H151V84H149L148 87H147ZM153 85H154V83H153ZM156 85H154V86H156ZM161 85H160V86H161ZM174 85H173V86H174ZM180 85L178 84V86H180ZM195 85H194V86H195ZM199 85H198V86H199ZM233 85L236 87V83L233 84ZM233 85H232V87H233ZM0 86H1V85H0ZM4 86H2V88H3ZM10 86H12V83H11ZM10 86L7 85V87H6V86H5V87H6V89H7V88H9ZM20 86L17 87V82H16V86H15V87H14V85H13V87H14L16 90L19 89V88H22V89H23L25 85L23 84V87H22V86L20 87ZM47 86H48V85H47ZM51 86H49V87H51ZM65 86H66V84H65ZM86 86H87V85H86ZM116 86H117V85H116ZM140 86H141V85H140ZM173 86H170V88L173 87ZM176 86H177V85H175L174 87H176ZM183 86H184V85H183ZM198 86H196V88L194 87L195 89H194L193 86H192V90H193V89H194V90H197V87H198ZM228 86H229V85H228ZM228 86H227V87H228ZM243 86H244V85H243ZM251 86H252V83H251L250 87H251ZM5 87H4V88H5ZM13 87H11V88L13 89ZM25 87H26V86H25ZM29 87H30V86H29ZM29 87H26V88H25V89H26L25 92L29 90V89L27 90V88H29ZM62 87L64 88V85H63ZM89 87H90V86H89ZM105 87H107V86H105ZM109 87H110V86H109ZM117 87H118V86H117ZM122 87H123V86H122ZM127 87H126V88H127ZM135 87H136V86H135ZM141 87H142V86H141ZM162 87H163V85L161 86V89H162ZM168 87H169V86H168ZM168 87H167V88H168ZM174 87H173V89H174ZM181 87H182V86H180V88H179V87L175 88V89H177V90H176L177 92H178V90L180 89V91H179L178 93H180V92H181V93H180L178 96L183 95V94H184V96H185V93H183V92H184L188 87H187V88L185 87V90H184V89L182 90ZM200 87H199V88H200ZM235 87L232 89V90H233L232 92H231L230 87H228V88H229L228 91L230 90L229 92H231V94H232V93L234 92ZM238 87H239V86H238ZM252 87H253V86H252ZM257 87L255 86V88H257ZM4 88H3V89H4ZM35 88L38 89V86L35 87ZM90 88H92V87H90ZM111 88H112V87H111ZM119 88H120V87H119ZM146 88H145V89H146ZM156 88H157V86H156ZM167 88H166V89H167ZM170 88H169V89H170ZM178 88H179V89H178ZM183 88H184V87H183ZM211 88H212V86H211ZM224 88H225V86H224ZM255 88L253 87V89H255ZM263 88H264V85H263ZM15 89H13V90H15ZM40 89H41V88H40ZM40 89H39L38 91H40ZM50 89H52V87H51ZM102 89H103V88H102ZM115 89H116V88H115ZM122 89H124V91H126L125 87H123ZM128 89H129V88H128ZM131 89H130V90H131ZM136 89L138 90L139 88L137 87ZM141 89H142V91H144L143 88H141ZM151 89H154V88L151 87ZM163 89H165V85H164V88H163ZM169 89H167L166 92L169 91ZM188 89H191V88H188ZM188 89H187V93L189 92ZM212 89H213V88H212ZM225 89H226V88H225ZM236 89H237V91H235V93L238 92V90H240V87H239V89H238V88H236ZM242 89H246V91H249V90H250V89L247 88V87H246V88H243V87H242ZM247 89H249V90H247ZM258 89H259V88H258ZM4 90H5V89H4ZM10 90H11V89H10ZM23 90H24V89H23ZM31 90H32V89H31ZM31 90H29V91L31 92ZM33 90H34V87H33ZM48 90H49V89H47V90L44 89V91H48ZM64 90L67 91V87H65ZM76 90H77V89H76ZM98 90H99V88H98ZM104 90H105V89H104ZM106 90H107V89H106ZM109 90H110V89H109ZM109 90H108V91H109ZM112 90L114 91V88H112ZM158 90H159V86H158ZM198 90H199V89H198ZM207 90L210 91L208 87H207ZM226 90H227V89H226ZM226 90H225L224 92L222 91L223 94H224V95L222 94L223 96L221 95L222 97H225V92H228V91H226ZM256 90H257V89H256ZM11 91H12V90H11ZM11 91H10V93H9V91H8V89H7V93H8V95L10 94V96H12V95L16 92V91H15V92L12 91L13 94L11 95V93H12ZM19 91H20V89L17 90L16 93H18ZM29 91H28V92H29ZM41 91H42V90H41ZM41 91H40V93H41ZM49 91H50V90H49ZM49 91H48V92H49ZM57 91H58V90H57ZM113 91H112V92H113ZM147 91L149 92V90H147ZM159 91H161V90H159ZM172 91H173V90L170 89V91H169L168 93H171ZM174 91H175V90H174ZM202 91H203V90H202ZM204 91H205V89H204ZM211 91H212V90H211ZM218 91H219V93H218ZM241 91H243V90H241ZM251 91H252V88H251ZM254 91H255V90H253V93H255ZM259 91L261 92V89H259L258 92H259ZM2 92H3V93H2ZM5 92H6V91H3V90L0 88V98H1L0 103H2V98H3V97H4V99H7V98H5V97H8V96H7V93L5 94ZM21 92H23V91H20V93H21ZM54 92L56 93V91H54ZM112 92H111V93H112ZM129 92H130V94H131L132 91H129V90H128L127 93H129ZM150 92H151V90H150ZM161 92H162V96H163V94H164V98H165V102H166V101H167V100H166V97H165V93H166V92H165V91H161ZM161 92H160V93H161ZM163 92H165V93H163ZM177 92H176V94H177ZM191 92H192V91H191ZM194 92H195V91H194ZM206 92H207V91H206ZM244 92H245V90L243 91V93H244ZM258 92H257V93H258ZM260 92H259V94L256 93V94H255V97H256V95L259 96V97H260L261 95H264V94H263V93H264V92H263V89H262V92H263V93L261 92V93H262L261 95H260ZM20 93H18V94H20ZM26 93H27V92H26ZM32 93H36V90H35V92H32ZM32 93H30V94L28 93V96H27L25 93H21V95L23 94L25 97H26V96H27V97H30L29 95H31ZM103 93H104V92H103ZM111 93H110V95H112ZM115 93L118 94L117 92H115ZM124 93H125V92H124ZM144 93H145V91H144ZM151 93H152V92H151ZM154 93H155V92H153L152 94H154ZM168 93H167L166 96L169 98V96H168L169 94H168ZM173 93H174V92H173ZM187 93H186V94H187ZM197 93H198V91H197ZM200 93H201V88H200ZM203 93H204V92H202V94H199V93H198V94L201 95V96L203 95V96L205 97V95H204ZM210 93H211V95L213 94L212 92H210ZM210 93H209V92L207 93L208 96H209V98H210V95H209ZM250 93H251V92L244 93V94H245L244 96H246V95L248 94L249 96H248V95H247V96L250 97ZM3 94H4V96H3ZM18 94H17V96H18ZM41 94H43V93H41ZM49 94H50V93H47V95H49ZM51 94H50V95H51ZM53 94H54V93H53ZM53 94H52V95H53ZM70 94H69V95H70ZM84 94H85V96H84ZM113 94H114V93H113ZM130 94H129V95H130ZM147 94H148V93H147ZM147 94H146V95H147ZM157 94H158V93H157ZM236 94L238 95V93H236ZM239 94H241V92H240ZM1 95H2V97H1ZM21 95H19V97H20ZM23 95H22V96H23ZM34 95L36 96V94H34ZM37 95H38V94H37ZM47 95L43 94V95H42V98H43V96L47 97ZM50 95L48 96L49 98L52 96V95H51V96H50ZM69 95H68V96H69ZM72 95H70V96L72 97ZM120 95H121V94H120ZM143 95H144V94H143ZM150 95H151V94H150ZM170 95H171V96H172V95L174 96V94H172V93H171ZM193 95H194V94H193ZM193 95H191V96L193 97ZM196 95H197V94H196ZM232 95H233V94H232ZM14 96H16V95H14ZM14 96H13V97H14ZM17 96L15 97V99H12V102H11L10 98H13V97H10V98L8 97L9 100L7 99V101H10V102L12 103V105H13V107H10V109H11V108H14V109H12V110H14V111H17V110L19 111L20 106H21L20 103H21L23 100H24V101L27 100V99H25V97H23V99H22V96H21V97H20V98H21V101H20V100H19L20 98L18 99ZM35 96H33V97H35ZM53 96H54V95H53ZM70 96H69L68 98H70ZM81 96H80V97H81ZM88 96H89V95H88ZM112 96H113V95H112ZM117 96H118V95H117ZM123 96H124V95H123ZM154 96H155V95H154ZM157 96H158V95H157ZM162 96H161V97H162ZM171 96H170L169 99L167 98V99L169 100V101H167V102H171V100H173V99H171V98H172ZM184 96H182V99H183ZM188 96H190L189 93H188ZM188 96H187V97H188ZM234 96H236V95H234ZM240 96H241V95H240ZM240 96H239V97H240ZM252 96H253V94H252ZM37 97H40V96H37ZM37 97H35V98H37ZM48 97H47V100H48ZM76 97H75V98H76ZM80 97H79V98H80ZM118 97H119V96H118ZM125 97H126V96H125ZM144 97H145V96H144ZM144 97H142V99H143ZM149 97L152 98V96H149V94H148V98H149ZM158 97H159V96H158ZM192 97H191V98H192ZM206 97H207V96H206ZM206 97H205V98H206ZM226 97H227V96H226ZM226 97H225V98H226ZM229 97H230V95H229ZM229 97H227L226 99H228ZM255 97H254V98H255ZM263 97H264V96H263ZM16 98H17L18 102L20 101V103L17 102ZM86 98H87V97H86ZM86 98H85V99L83 98V100L85 101ZM150 98H149V100H151ZM180 98H181V97H180ZM196 98H197V97H196ZM201 98H202V97H201ZM207 98H208V97H207ZM209 98H208V99H209ZM211 98H212V97H211ZM219 98H221V97H219ZM233 98H234V100H235V98L237 99L238 97L236 96V97H233ZM233 98H232V96H231V97L228 99V100L231 101V102H228L230 105L234 103V102H233L234 100H231V99H233ZM240 98H241V97H240ZM240 98H239V100H237V101H241ZM252 98H253V97H252ZM252 98H251V100H253ZM261 98H262V96H261ZM4 99H3V100H4ZM29 99H30V98H29ZM29 99H28V100H29ZM32 99H33V98H32ZM52 99H54V97H52ZM52 99L50 98L49 102L52 101ZM77 99H78V98H77ZM142 99H141V100H142ZM157 99H158V98H157ZM157 99H155V100H157ZM182 99H180V100L178 99V100L181 101ZM184 99H185V98H184ZM188 99H189L190 101L195 100V99H193V98L190 99V97H188ZM197 99H199V98H197ZM197 99H196V100H197ZM214 99H215V95H214ZM214 99H212V100H214ZM223 99H224V98H223ZM223 99H222V100H223ZM226 99L223 100L224 102L222 101V103H224V104H223V106H221L220 108L224 107V105L227 104V101H228V100H226ZM263 99H264V98H263ZM34 100H35V99H34ZM38 100H39V98H38ZM74 100H75V99H74ZM80 100H81V99H80ZM163 100H164V99L162 98V101H163ZM174 100H176V99H175V96H174ZM196 100H195V101H196ZM202 100H204V102H206V103L209 102V100L206 101L205 99H201V102H203ZM217 100H218V99H217ZM220 100H221V99H220ZM244 100H245V99H244ZM246 100H247V98H246ZM248 100H249V98H248ZM255 100H257V98L254 99V102L250 101V103H251V104H255L256 102L259 101V100H257V101H255ZM5 101H6V100H5ZM14 101H15V102H14ZM30 101H33V100L30 99L29 102H30ZM35 101H36L35 104H37V103H39L41 100L37 102V99H36ZM35 101H34V102H35ZM44 101L48 103V101H46V99H45ZM64 101H65V99H64ZM76 101H77V100H76ZM76 101H75V102H76ZM81 101H82V100H81ZM84 101H83V104L85 103ZM87 101H88V99H87ZM87 101H86V103H87ZM93 101H94V100H93ZM143 101H144V99H143ZM160 101H161V98L159 99V101H156V103L158 102V104H157L158 109L160 108V104L162 103V101H161V103L159 104ZM182 101H183V100H182ZM186 101H188L187 98H186ZM225 101H226V103H225ZM16 102L18 103L19 106H17ZM34 102H32V103L34 104ZM45 102H44V103H45ZM79 102H80V101H79V99H78V103H79ZM113 102H114V101H113ZM145 102H146V100H145ZM147 102H148V101H147ZM151 102H152V100H151ZM151 102H150V104H151ZM154 102H155V101H154ZM163 102H164V101H163ZM165 102H164L163 104H165ZM188 102H189V101H188ZM193 102H194V101H193ZM199 102H200V101H199ZM215 102H216V101H215ZM219 102H220V101H219ZM244 102H245V101H244ZM248 102H249V101H248ZM259 102H261V101H259ZM259 102H258V103H259ZM262 102H263V101H262ZM32 103H31V104H32ZM41 103H42V101H41ZM44 103H43V107H44ZM50 103H51V102H50ZM58 103H59V102H58ZM66 103H67V104H66ZM66 103H65V104L62 103V107H63L64 105L67 106V107L70 106V105H68L69 102H67V100H66ZM76 103H77V102H76ZM76 103H75V104H76ZM86 103H85V105L87 106L88 103H87V104H86ZM111 103H112V101H111ZM115 103H116V102H115ZM176 103H178V101H177ZM189 103H190V102H189ZM189 103H187V104H189ZM196 103H198V100H197ZM206 103H204L203 106H205ZM209 103H210L209 106L212 107V103H213V102H212V103L209 102ZM217 103H218V102H217ZM217 103H215V104H217ZM222 103H221V104H222ZM242 103H243V101H242ZM250 103H249V104H250ZM263 103H264V102H263ZM3 104H4V103H2V105L0 106L1 108L3 107ZM6 104H7V103H6ZM6 104H5V105H6ZM28 104L30 105V103H28ZM33 104L30 105L31 107L34 106V110H33V112H31V113H32V114H36V111H37V113H38L39 109L36 110L37 108H36L35 105H33ZM54 104H55V103H54ZM81 104H82V103H80V105H81ZM113 104H114V103H113ZM130 104L133 105L132 102H131ZM145 104H146V103H145ZM152 104H153V103H152ZM163 104H161V106H162V107H163V106L165 107V105H163ZM167 104H168V103H167ZM171 104H172V103H171ZM174 104H175V103H173L172 105H174ZM183 104H184V103H183ZM187 104H186L185 106H187ZM194 104H195V103H194ZM201 104H202V103H201ZM219 104H220V103H219ZM221 104H220V105H221ZM239 104H240V103L238 102L237 105H239ZM246 104H248V103L245 102V105H246ZM5 105H4V106H5ZM7 105H8V104H7ZM9 105H11V104H9ZM14 105L17 106V110L15 109L16 106L14 107ZM38 105H39V104H38ZM48 105H49V104H48ZM48 105H45V107L47 108ZM60 105H61V104H60ZM60 105H59V106H60ZM114 105H116V104H114ZM158 105H159V106H158ZM172 105H169V107L172 106ZM175 105H178V104H175ZM175 105H174V106H175ZM180 105H182V104L180 103V104L178 105V108H179ZM190 105H191V104H190ZM207 105H208V103H207ZM207 105H206V106H207ZM234 105H235V103H234ZM241 105H242V104H241ZM255 105H256V104H255ZM257 105H258V104H257ZM260 105H261V103H260ZM260 105H259V107H260ZM262 105H263V104H262ZM262 105H261V106H262ZM36 106H37V105H36ZM50 106H52V105L50 104L49 107H50ZM56 106H57V105H56ZM81 106H84V105H81ZM86 106H85V107H86ZM91 106H92V105H91ZM174 106H173V107H174ZM214 106H215V105H214ZM218 106H219V105H217V107H218ZM231 106H232V105H231ZM239 106H240V105H239ZM246 106L248 107L249 105H246ZM251 106H252V108H253V107H256V106H253V105H251ZM263 106H264V105H263ZM6 107L8 108V106H6ZM18 107H19V108H18ZM37 107L40 108L41 106H37ZM43 107H42V108H43ZM49 107H48V108H49ZM54 107H55V106H54ZM54 107H50V108H52L53 111H52V110L50 111V110L47 109L48 111H50V112H52V113L54 114V118H53V116H52V118L54 119V120L51 122L52 124L49 125L50 123H47V122H46L47 125H46V124L43 125V127H44L45 125L47 126V131H45V132H44V130L42 129V127H41V129H40V130H41V133H42V132L44 133V137L46 138V135H47V138H49V139H50L52 136H53V138H54L55 134L51 132V134H52V136H51V134L49 135V133H46V132H48V130H49V132H50L51 129L54 128V127H52V125L55 123V122H54V121H55V118H57L58 115L61 117V112H62V110H64L63 108L60 109L61 112L59 111L60 113L58 112V113H57L58 115H56V114H55L56 111H54ZM67 107H65V109H67ZM78 107H79V106H78ZM87 107H89V105H88ZM87 107H86V108H87ZM164 107H163V108H164ZM166 107H168V105H166ZM182 107L184 108V105H183ZM198 107H199V103H198ZM198 107H197V108H198ZM200 107L202 108V106H200ZM200 107H199V109H201ZM215 107H216V106H215ZM226 107H227V106H226ZM226 107H225V109L222 108V109H223L222 112L225 111V110L227 109ZM242 107H243V106H241V109H242V111H243V108H242ZM257 107H258V106H257ZM257 107H256V109H257ZM35 108H36V109H35ZM46 108H44V111H45ZM60 108H61V107H60ZM69 108H72V107L70 106ZM69 108H68V110H66L68 113H70V112H71V113H75V111L72 112V109H69ZM80 108H81V107H80ZM82 108H83V107H82ZM82 108H81V109H82ZM93 108H94V107H93ZM170 108L173 109L172 107H170ZM170 108H168V110H169ZM174 108L176 109L177 107L175 106ZM185 108H187V107H185ZM205 108L207 109V107H205ZM220 108H219V109H220ZM231 108L234 109V107H231ZM235 108H238V106H237V107L235 106ZM248 108H250V107H248ZM32 109H33V107H32ZM55 109H57V107H56ZM75 109H76V108H75ZM81 109H79L80 112L82 111ZM89 109H90V107L87 108L86 110H85V108H84L83 110H85V111L88 110V111H89ZM158 109H157V110H158ZM164 109H165V108H164ZM164 109H162V110L165 111ZM171 109H170V110H171ZM206 109L204 110V109L202 108V110H204L203 112H205ZM208 109H209V108H208ZM210 109H211V108H210ZM215 109H216V108H215ZM215 109H214V110H215ZM245 109L248 110L247 108H245ZM0 110H1V109H0ZM35 110H36V111H35ZM47 110H46V111H47ZM69 110H70V111H69ZM91 110H93V109H91ZM160 110H161V109H160ZM166 110H167V109H166ZM182 110H183V109H182ZM214 110H213V111H214ZM228 110H229V106H228ZM235 110H236V109H235ZM246 110H245V112H246ZM251 110H252V109H251ZM254 110H255V109H254ZM257 110H259V109H257ZM4 111H5V109H4L2 112H4ZM29 111H30V110H29ZM40 111H41L42 113H44V111H42V110H40ZM46 111H45V112H46ZM48 111H47V113H48ZM85 111H83V112L85 113ZM107 111L109 112V110H107ZM174 111H176V110H174ZM178 111H180V110H178ZM187 111H189V109L186 110V112H187ZM200 111H201V110H200ZM208 111H209V110H208ZM208 111H207V112H208ZM239 111H240V110H238V112H239ZM11 112L13 113V111H11ZM34 112H35V113H34ZM76 112H77V111H76ZM157 112H158V111H157ZM157 112H155V113L157 114ZM168 112H169L170 114H173V113H174L173 110L171 111L172 113H171L170 111H168ZM203 112H201V113H203ZM220 112H221V111H220ZM222 112H221V113H222ZM225 112H226V111H225ZM229 112H230V111H229ZM238 112H236V113L238 114ZM240 112H241V111H240ZM249 112H250V111H248V114H249ZM254 112H256V111H254ZM257 112H260V111H257ZM257 112H256V114H258ZM0 113H1V112H0ZM63 113H65V115H64ZM68 113H67V115H68ZM81 113H82V112H81ZM81 113L79 114V112H78L79 115H81V116L84 115V114H81ZM148 113H149V111H148ZM150 113H151V112H150ZM175 113H176V112H175ZM175 113H174V114H175ZM187 113H188V112H187ZM199 113H200V112H199ZM212 113L215 114L214 112H212ZM212 113H211V110H210L209 115L212 114ZM217 113H218V112H217ZM221 113H220V115H217L219 118H220V116H221ZM230 113H231V112H230ZM251 113H252V112H251ZM260 113H261V112H260ZM262 113H263V110H262ZM262 113H261V114H262ZM5 114H6V112H5ZM15 114H16V113H15ZM18 114H19V113H18ZM32 114H31V115H32ZM49 114H50V113H49ZM53 114H52V115H53ZM62 114L64 115V116L62 115V117H65V116H66V112H64V111L62 112ZM75 114H77V113H75ZM75 114H74V115H75ZM78 114L76 115L77 117L74 116L76 119H77L78 117H80ZM91 114L93 115V113H91ZM102 114H104V113H102ZM109 114H110V112H109ZM152 114H154V113H152ZM158 114H159L158 117L161 118L160 115H161L162 113H161V114L158 113ZM174 114L172 115L173 117H174ZM176 114H178V113H176ZM222 114H224V113H222ZM246 114H247V113H245V116H246ZM261 114H260V116H261ZM263 114H264V113H263ZM0 115H1V114H0ZM7 115H8V114H7ZM23 115H24V114H23ZM23 115H21V114L18 115V116L14 115V114L11 115V117L13 116V117L15 118V119H14V118L12 117V118L14 119V120H12V121H16V122H18V121H20V119H21V122H23L25 119H27L26 117H25V118H24V117H23V118L20 117V116H23ZM31 115H29V116L31 117ZM38 115H41V114H38ZM43 115H44V114H43ZM55 115H56L57 117H56ZM71 115H72V114H69L70 117H71ZM89 115H90V112H89ZM167 115H168V114H167ZM179 115H180V112H179ZM183 115H184V113L181 114V117H183ZM201 115H203V114H201ZM204 115H205V114H204ZM204 115H203V116H204ZM209 115H208V117H209ZM229 115H230V114H229ZM229 115H227L226 118H227ZM240 115H241V114H240ZM242 115H243V114H242ZM252 115H253V114H252ZM252 115H248L250 121H252V119L250 118V116L253 117ZM254 115H255V113H254ZM2 116H5V117H6V115H2ZM8 116H10V115H8ZM8 116L6 117L7 119L10 118V117H8ZM41 116H42V115H41ZM85 116H88V115L85 114ZM85 116H82V119H83V117L85 118ZM102 116H104V115H102ZM105 116H107V114H106ZM105 116H104V117H105ZM110 116H111V115H110ZM151 116H152V115H151ZM153 116L155 117L156 115H153ZM164 116H165V113H164ZM164 116H163V117H164ZM172 116H169V117H170V118H173ZM176 116H177V115H176ZM185 116H186V114H185ZM185 116H184L183 118H185ZM188 116H189V115H188ZM205 116H207V113H206ZM210 116H211V115H210ZM212 116H213V115H212ZM232 116H233V115H232ZM235 116H236V115H235ZM245 116L243 115V117H245ZM17 117H20V119L16 120ZM35 117H36V115H35ZM60 117H59V118H60ZM99 117H100V116H99ZM104 117H103V119H105ZM108 117H109V115H108ZM154 117H153V118H154ZM190 117L193 118L192 116H190ZM222 117H223V116H222ZM229 117H230V116H229ZM243 117H240V118H243ZM246 117H247V116H246ZM258 117H259V115H258ZM262 117H263V116H262ZM0 118H1V116H0ZM12 118H10V119H12ZM31 118H33V117H31ZM37 118H38V119H37ZM47 118H49V117H46V119H47ZM66 118H67V117H66ZM71 118H72V117H71ZM75 118H74V119H75ZM80 118H81V117H80ZM155 118H156V119H155ZM155 118H154V119H155V121H156V120H157V117H155ZM159 118H158V119H159ZM175 118H178V117H175ZM188 118H189V117H188ZM188 118H187V120H188ZM204 118L207 119L206 117H204ZM219 118H216V119L219 120ZM230 118H231V117H230ZM230 118L227 119V121H226L225 119H223V120H225V122H228V120H230ZM232 118H233V117H232ZM234 118H235V117H234ZM240 118H239V119H240ZM7 119H6V120H7ZM22 119H24V120L22 121ZM36 119H37V121L39 120L38 123H41V121H40L41 119H39V116L36 117ZM62 119H63V118H62ZM62 119H59V121L62 120ZM74 119H72V121H74ZM82 119H80L79 121H81ZM162 119H163V118H162ZM164 119H166V118H164ZM179 119H180V122L183 121V123H184V120H182L181 118H179ZM179 119H177V120L179 121ZM194 119H195V118H194ZM211 119H212V118H211ZM221 119H222V118H221ZM221 119H220L219 121H221ZM236 119H238V117H237ZM244 119H246V118H244ZM253 119H254V117H253ZM259 119H260V118H259ZM263 119H264V118H263ZM1 120L3 121V119H1ZM6 120H4V121H6ZM27 120H29V119H27ZM27 120L24 121L25 123L23 122L24 124H23V123H20V125L17 124V123H13V124H14V126H13L14 128H13V129L16 130V133H17V134H15V133L13 132V133H14V136L16 135V137H18V135H20V140H19L18 138H17V139L19 140V142L21 141V143H23V141H24L23 139H24V138H25V140H26V137H24V135H23L24 138L21 136L20 130H21L22 134H25L24 132H26V130H25L26 127H27V126H28V127L32 126V125H33L32 123L35 122V120L32 121V119H30L29 121H30L31 123H30V122H29V123H30L31 125H29V123H28ZM44 120H45V119H44ZM44 120H43V121H44ZM65 120H66V119H65ZM65 120L60 121V124L62 125V124L65 122L64 124L67 125V123H69L70 120L68 119V120H69L68 122H67V120H66V121H65ZM77 120H78V119H77ZM110 120H112V119H109L108 122H109ZM175 120H176V119H175ZM177 120H176V121H177ZM209 120H210V119H209ZM209 120H208V122H209ZM217 120H216V121H217ZM246 120H247V119H246ZM256 120H258V118H256ZM57 121H58V120H57ZM57 121H56V122H57ZM79 121H78V122H79ZM84 121H85V120H84ZM165 121H166V120H165ZM165 121H164V124L166 123ZM168 121H170V120L168 119ZM173 121H174V120H173ZM188 121H189V120H188ZM190 121H192V119H190ZM190 121H189V122H190ZM213 121H215V119H214ZM232 121H233V120H232ZM235 121H236V120H235ZM241 121H242V120H241ZM241 121H240L239 123H241ZM261 121H262V119H261ZM10 122H11V121H10ZM10 122H9V123H10ZM61 122H63V123H61ZM153 122H154V121H153ZM161 122H162V121H161ZM180 122H179V123H180ZM193 122H194V121H193ZM210 122H211V124L206 122L205 126H208V127H209V125H207V124L212 125V120H211ZM222 122H223V121H222ZM246 122H247V121H246ZM1 123H2V122H1ZM38 123L35 122V124H38ZM70 123H72V122H70ZM70 123H69V124H70ZM79 123H82V125H83V121H82V122H79ZM106 123H107V121H106ZM106 123H105V121H104V124H106ZM156 123H157V121H156ZM174 123H175V122H174ZM183 123H182V124H183ZM185 123H186V122H185ZM191 123H192V122H191ZM204 123H205V121H204ZM214 123H215V124H216V123L218 124L219 122H214ZM223 123H224V122H223ZM236 123H238V122H236ZM244 123H245V122H244ZM252 123H255V122L252 121ZM257 123H258V121H256V124H257ZM259 123H260V122H259ZM5 124H6V123H4V125H5ZM16 124H17V125H16ZM21 124L23 125V127H24L25 129L22 128V125H21ZM27 124H28V125H27ZM35 124H34V125H35ZM56 124H57L58 126H61V125H59V122H57ZM56 124H55V125H56ZM77 124H78V123L76 122V124H75V125H72V127L76 126ZM101 124H103V123H101ZM104 124H103V125H104ZM108 124H113V123H112V122H109ZM108 124H107V125H108ZM157 124H158V123H157ZM159 124H160V120H159ZM161 124H162V123H161ZM168 124H170V122H168ZM182 124H181L180 126H182ZM187 124H188V122H187ZM193 124H195V123H193ZM230 124H231V122L229 123V125H230ZM232 124H233V123H232ZM245 124H246V123H245ZM260 124H261V123H260ZM260 124H259V125H260ZM263 124H264V122H263ZM9 125H10V124H9ZM65 125H64V127H66ZM78 125H79V124H78ZM154 125H155V124H154ZM176 125H178V124H176ZM185 125H186V124H185ZM185 125H184V126H185ZM218 125H219V124H218ZM218 125H217V126H218ZM220 125H221V124H220ZM224 125H225V124H224ZM227 125H228V124H227ZM238 125H239V124H238ZM240 125H241V128H242V123H241ZM247 125H249V124H247ZM1 126H2V124L0 125V129H2V132H3V128H2ZM6 126H8V125H6ZM16 126H17V127L20 126V128H22V129L18 128V129H19V130H18L19 132H17V127H16ZM25 126H26V127H25ZM50 126H51V127H50ZM58 126H57V127H58ZM67 126H68V125H67ZM83 126H84V125H83ZM114 126H115V125H114ZM161 126H162V125H161ZM165 126H166V124H165ZM168 126H169V125H168ZM171 126H172V124H171ZM171 126L168 127V129L171 128ZM174 126H175V124H174ZM178 126H179V125H178ZM186 126H187V125H186ZM213 126H214V125H213ZM215 126H216V125H215ZM222 126H223V125H222ZM254 126H255V125H254ZM15 127H16V129H15ZM28 127H27V128H28ZM36 127H37V126H36ZM36 127H34V128H36ZM76 127L78 128V127H80V126H76ZM81 127H82V126H81ZM105 127H106V126H105ZM105 127H103V128H105ZM157 127H158V126H157ZM176 127H177V126H176ZM176 127H173L172 130L175 129ZM190 127H191V125H190ZM195 127H197V124H195L194 128H195ZM224 127H225V126H224ZM224 127H222V128H224ZM227 127H229V126H227ZM227 127H225V128L227 129ZM231 127L233 128V126H231ZM236 127H237V125H236ZM252 127H253V124H252ZM258 127H259V126H258ZM37 128H38V127H37ZM39 128H40V127H39ZM39 128H38V130H37V129H36V130H37V131H40ZM49 128H50V129H49ZM55 128H56V126H55ZM62 128H63V126H62ZM62 128L59 127V129H61V130H62ZM70 128H71V125L69 126V128H66V129L71 130V131H75V132L78 131V130L76 131L74 128H71V129H70ZM85 128H86V127H85ZM85 128H84V129H85ZM164 128L167 129L166 127H164ZM181 128H182V127H181ZM183 128H185V127H183ZM183 128L180 129V130L184 131ZM188 128H189V127H188ZM192 128H193V126H192ZM192 128H190V129H192ZM205 128H206V127H205ZM211 128H213V127H211ZM216 128H217V127H216ZM229 128H230V127H229ZM243 128H244V127H243ZM243 128H242V129H243ZM249 128H250V127H249ZM57 129H58V128H57ZM63 129H65V128H63ZM66 129H65V131H66ZM79 129H81V128H79ZM82 129H83V127H82ZM105 129H106V128H105ZM161 129H163V128H161ZM176 129H179V128H176ZM195 129H197V128H195ZM195 129H194V131H196ZM207 129H208V128H206V130H205V131H206L205 134L207 133V136L204 135L205 137H208L209 135H211V134L214 133V132H213V133H211V134L208 135V133L211 132L212 129H211V130H208L209 132L207 131ZM209 129H210V127H209ZM226 129H225V133H226ZM242 129H241V131L244 133L245 131H243ZM247 129H248V127H247ZM255 129H256V128H255ZM24 130H25V131H24ZM27 130H29V128H28ZM31 130H32V127H31ZM31 130H29V131H27V132H30ZM33 130H35V129H33ZM45 130H46V127H45ZM170 130H171V129H170ZM170 130H168L169 133H170ZM217 130H218V129H217ZM217 130L215 129V132H216ZM219 130H221V129H219ZM219 130H218V131H219ZM222 130H224V129H222ZM222 130H221V131H222ZM227 130L229 131L230 129H227ZM237 130H238V129H237ZM261 130H263V129H261ZM23 131H24V132H23ZM65 131H64V132H65ZM71 131H70V132H71ZM80 131H81V130H80ZM80 131H79V133H80ZM83 131H84V130H83ZM83 131H82V132H83ZM110 131H111V129H110ZM159 131H160V130H159ZM159 131H158V132H159ZM161 131H162V130H161ZM174 131H175V130H174ZM178 131H179V130H178ZM191 131H193V130H191ZM191 131H190V133L187 131V133L191 134ZM213 131H214V130H213ZM221 131H220V132H221ZM228 131H227V132H228ZM234 131H236V130H234ZM238 131H239V130H238ZM27 132H26V133H27ZM53 132H54V129H53ZM70 132H69V133H70ZM82 132H81V133H82ZM84 132H86V131H84ZM166 132H167V130H166ZM171 132L174 133L173 131H171ZM176 132H177V131H176ZM196 132H197V131H196ZM236 132H237V131H236ZM0 133H1V132H0ZM19 133H20V134H19ZM32 133L36 136V139L38 140V141L35 140L36 142H39V140L41 141V140H44V139H45V138L42 139V138L40 137L41 135H43V134L40 135V132H38V133L36 132L37 134H35L34 132H32ZM32 133H31V134H32ZM71 133H72V132H71ZM71 133H70V134H71ZM112 133H113V132H112ZM112 133H111V134H112ZM164 133H165V132H163V134H164ZM198 133H200V132H198ZM223 133H224V132H223ZM225 133H224V135H225L224 138H225V140H226V139H228V138H226V134H227V133H226V134H225ZM229 133L232 134L231 131L228 132V134H229ZM243 133H242V134H243ZM253 133H254V132H253ZM31 134H30V135H31ZM45 134H46V135H45ZM53 134H54V135H53ZM65 134H67V133L65 132ZM65 134H64V135H65ZM83 134H84V133H83ZM161 134H162V133H160V135H161ZM163 134H162V135H163ZM179 134H180V133H179ZM184 134H186V132H185ZM194 134H196V133H194ZM203 134H204V133H203ZM217 134H218V132H217ZM220 134H221V133H220ZM220 134H219V135H220ZM234 134H235V133H234ZM246 134H247V132H246ZM251 134H252V133H251ZM38 135H39L40 138L38 137ZM58 135H59V133H58ZM58 135H56L57 138H58ZM68 135H69V134H68ZM74 135H75V133H74ZM78 135H79V134H78ZM166 135H167V133H166ZM170 135H171V133H170ZM199 135H201V134H198V136H199ZM229 135H230V134H229ZM236 135H237V133H236ZM35 136H34V137H35ZM49 136H50V137H49ZM76 136H77V135H76ZM76 136H75V138L79 137V136H77V137H76ZM110 136H112V135H110ZM155 136H156V135H155ZM163 136H165V135H163ZM177 136H178V135H177ZM182 136H183V133H182ZM191 136H192V135H191ZM194 136H195V135H194ZM212 136H213V135H212ZM214 136H215V134H214ZM216 136H217V135H216ZM232 136H233V135H232ZM238 136H239V135H238ZM244 136H245V134H244ZM244 136H243V138H244ZM21 137H22V138H21ZM27 137L32 138V137H30V136H27ZM37 137H38V138H37ZM42 137H43V136H42ZM62 137H63V136L61 135L59 138L62 139ZM65 137H66V135H65ZM153 137H154V136H153ZM159 137H160V136H159ZM169 137H170V136H169ZM174 137H175V136H174ZM174 137H173V138H174ZM185 137H186V135H185ZM187 137H188V136H187ZM189 137H190V136H189ZM196 137H197V136H196ZM205 137H204V139H205ZM210 137H211V136H210ZM241 137H242V136H241ZM245 137H246V136H245ZM12 138H13V137H12ZM29 138H28V139H29ZM53 138H52V139H53ZM66 138H68V137H66ZM71 138H72V136H71ZM154 138H156V137H154ZM157 138H158V137H157ZM160 138H162V140H163L164 137H160ZM165 138H166V137H165ZM173 138H172V139H173ZM176 138H177V137H176ZM178 138H179V137H178ZM180 138H181V136H180ZM182 138H183V137H182ZM182 138H181L180 140H182ZM219 138H220V136H219ZM222 138H223V137H222ZM230 138H231V136H230ZM234 138H235V137H234ZM234 138H233V139H234ZM52 139H51V140H48V141H50V142L53 141V142H54V140H56L55 143H57V144H58V142H60L59 139H58V140L55 139V138H54L53 140H52ZM61 139H60V140H61ZM169 139H171V138H169ZM200 139H203V137H201ZM200 139H197V140H200ZM206 139H207V138H206ZM213 139H214V138H212V141H210V143H209L210 146H211V142H213ZM216 139H217V138H216ZM220 139H221V138H220ZM237 139H240V138H237ZM250 139H251V138H250ZM18 140H16V141H18ZM45 140H47V139H45ZM69 140H70V139H69ZM75 140H77V139H75ZM174 140H175V138H174ZM180 140H179V141H180ZM197 140H196V141H197ZM223 140H224V139H223ZM16 141H15V143H16V144H19V142L17 143ZM35 141H33V142H35ZM57 141H58V142H57ZM155 141H158V140H154V142H152V141H150V142H151V144L153 145V143H155ZM165 141H166V140H165ZM165 141H163V142H165ZM172 141H173V140H172ZM172 141H170V142H172ZM177 141H178V140H177ZM182 141H183V140H182ZM185 141H186V140H185ZM191 141H192V140H191ZM215 141H216V140H215ZM240 141L242 142V139H241ZM240 141H239V142H240ZM250 141H251V140H250ZM252 141H253V140H252ZM25 142H26V141H25ZM33 142H30V143H32L31 145H33ZM45 142H46V141H45ZM45 142L42 141L43 144H44ZM63 142H64V140H62V142H60V144L63 143ZM65 142H66V141H65ZM160 142H162V141L160 140ZM189 142H190V139H189ZM192 142H193V141H192ZM200 142H202V141H200ZM200 142L197 143V144H200ZM207 142H208V140H207ZM222 142H223V141H222ZM230 142H231V141H230ZM232 142H233V141H232ZM234 142H235V141H234ZM245 142H246V141H245ZM254 142H255V141H254ZM26 143H27V142H26ZM26 143H25V144H26ZM28 143H29V141H28ZM30 143H29V144H30ZM46 143H47V142H46ZM46 143H45V144H46ZM69 143H70V142H69ZM156 143H157V142H156ZM167 143H168V142H167ZM172 143H173V142H172ZM175 143H176V142H175ZM213 143H214V142H213ZM228 143H229V142H228ZM236 143H238V142L236 141ZM29 144H28V145H29ZM35 144H36V143H35ZM39 144H40V143H39ZM63 144H64V143H63ZM63 144H62V145H63ZM66 144H67V143H66ZM160 144H161L160 148H157L156 146H154V145H155V144H154V145H153L154 149L157 148L158 150L160 149V151H161V147L163 148V146H162V143H160ZM169 144H170V143H169ZM193 144H194V143H193ZM197 144H196V145H197ZM202 144H206V142L203 141ZM218 144H219V143H218ZM251 144H252V143H251ZM258 144H259V143H258ZM20 145H23V144H20ZM26 145H27V144H26ZM36 145H38V143H37ZM36 145L30 146V147L32 148V147H34V146H36ZM53 145H54V143H53ZM158 145H159V142H158ZM163 145H164V144H163ZM170 145H172V144H170ZM187 145H188V144H187ZM231 145L233 146V144H231ZM242 145H243V143H242ZM47 146H49V142H48V145H47ZM50 146H52L51 143H50ZM54 146H55V145H54ZM54 146H52V147H54ZM56 146H57V145H56ZM56 146H55V148H56ZM60 146H61V145H60ZM60 146H59V147H60ZM144 146H145V145H144ZM176 146H177V144H176ZM179 146H180V145H179ZM183 146H184L183 149L186 150V148H185V144H184ZM189 146H191L190 143H189ZM194 146H195V145H194ZM214 146H215V145H213V147H214ZM216 146H217V145H216ZM218 146H219V145H218ZM221 146H222V144H221ZM253 146H254V145H253ZM259 146H260V145H259ZM23 147H24V149H25V145H24ZM26 147H27V146H26ZM28 147H29V146H28ZM28 147H27L26 149L29 151L30 148H28ZM62 147H63V146H62ZM62 147H61V148H62ZM65 147H66V145H65ZM170 147H171V146H170ZM181 147H182V146H181ZM202 147H205V146H202ZM206 147H207V146H206ZM213 147H210V151H212L211 148L214 149ZM229 147H231L230 144H229ZM240 147H241V145H240ZM246 147H247V146H246ZM250 147H251V146H250ZM250 147H249V148H250ZM262 147H263V145H262ZM262 147H261V148H262ZM35 148H36V147H35ZM35 148H34V150H35ZM37 148H38V147H37ZM146 148H147V147H146ZM146 148H142V149H146ZM151 148H152V147H151ZM164 148H165V147H164ZM173 148H175V146H174ZM187 148H188V147H187ZM192 148L194 149V147H192ZM192 148H191V149H192ZM200 148H201V147H200V145H199V148H198V149H200ZM218 148H219V147H218ZM222 148H223V146H222ZM224 148H225V146H224ZM232 148H233V147H232ZM237 148H238V147H237ZM244 148H245V147H244ZM252 148H253V147H252ZM256 148H257V147H256ZM32 149H33V148H32ZM50 149H51V148H50ZM62 149H64V148H62ZM168 149H169V148H168ZM168 149H166V150H168ZM171 149H172V147H171ZM171 149H169V150H171ZM203 149H204V148H202L201 150H203ZM205 149H206V148H205ZM208 149H209V147H208ZM216 149H217V148H216ZM27 150H26V151H27ZM37 150H39V148H38ZM37 150H35V151H37ZM52 150H53V149H52ZM150 150L152 151L153 148H152V149H149V151H150ZM163 150H164V149H163ZM163 150H162V151H163ZM176 150H177V149H176ZM181 150H182V148H181ZM201 150H199V151H201ZM224 150H226V149H224ZM229 150H230V149H229ZM236 150H237V149H236ZM251 150H252V149H251ZM256 150H257V149H256ZM258 150H259V149H258ZM30 151H32V150H30ZM54 151H55V150H54ZM54 151H53V152H54ZM58 151H59V150H58ZM143 151H144V150H143ZM155 151H156V149H155ZM172 151H173V149H172ZM178 151H179V150H178ZM188 151H190V150L188 149ZM191 151H192V150H191ZM213 151H214V150H213ZM219 151H221V148H220ZM231 151H232V150H231ZM248 151H249V150H248ZM248 151H247V152H248ZM144 152H145V151H144ZM156 152H157V151H156ZM176 152H177V151H175V153H176ZM184 152H185V151H184ZM193 152H194V151H193ZM195 152H198L197 149H196ZM195 152H194V154H191L190 152H189V153H190L192 156H194V155L196 154ZM206 152L209 153L208 150H207ZM214 152H216V151H214ZM258 152H259V151H258ZM33 153H34V151H33ZM39 153H40V151H38V153L36 152V155L39 154ZM146 153H148V151H147ZM149 153H150V152H149ZM152 153H153V152H152ZM152 153H150V155H151ZM159 153H160V152H159ZM182 153H183V152H182ZM198 153H201V152H198ZM217 153H218V152H216V154H217ZM227 153H228V152H227ZM235 153H236V152H235ZM237 153H238V152H237ZM30 154H32V153H30ZM68 154H69V153H68ZM165 154H166V153H165ZM165 154H162L161 156H164ZM184 154H185V153H184ZM184 154H182V156H183ZM204 154H205V152L202 154V156H203ZM210 154H211V152H210ZM216 154H215V156H216ZM221 154L223 155V153H221ZM221 154H220V155H221ZM253 154H254V153H253ZM32 155H33V157L35 158L34 154H32ZM39 155H40V154H39ZM39 155H38V156H39ZM124 155H125V154H124ZM150 155H147V156L150 157ZM157 155H160V154H157ZM157 155H156V156H157ZM166 155L169 156L170 154L167 153ZM187 155H188V153H187ZM187 155H186V156H187ZM225 155H226V154H225ZM225 155H224V156H225ZM42 156H43V155H42ZM144 156H145V155H144ZM147 156H146V158H147ZM161 156H160V157H161ZM170 156H171V155H170ZM174 156H175V155H174ZM188 156H189V155H188ZM196 156H197V155H196ZM199 156H200V154H199ZM204 156H205V155H204ZM206 156H207V155H206ZM230 156H231V155H230ZM244 156H245V155H244ZM244 156H243V157H244ZM256 156H257V155H256ZM36 157H37V156H36ZM134 157H135V156H134ZM149 157H148V158H149ZM153 157H155V156L153 155ZM166 157H167V156H166ZM172 157H173V156H172ZM172 157H171V158H172ZM176 157H177V156H176ZM176 157H175V158H176ZM184 157H185V156H184ZM184 157H183V158H184ZM212 157H213V156H212ZM218 157H219V156H218ZM253 157H254V155H253ZM39 158H40V157H38V159H39ZM41 158H42V157H41ZM151 158H152V156H151ZM180 158H182V157L180 156ZM185 158H186V157H185ZM196 158H197V157H196ZM199 158H200V157H199ZM199 158H198V159H199ZM204 158H205V157H204ZM204 158H203V159H204ZM35 159H36V158H35ZM142 159H143V158H142ZM152 159L155 160L156 158H152ZM177 159H178V157H177ZM189 159H190V158H189ZM207 159H208V157L206 158V160H207ZM225 159H226V157H225ZM225 159H224V160H225ZM229 159H230V158H229ZM231 159H232V158H231ZM231 159H230V160H231ZM237 159H238V158H237ZM237 159H235V161L233 160V161H234V162H233V165H234V163H236V160H237ZM263 159H264V158H263ZM130 160H131V158L129 159V161H130ZM150 160H151V159H150ZM160 160L162 161L163 159L160 158ZM168 160H169V157H168ZM174 160H175V159H174ZM174 160H172V161H174ZM194 160H195V157H194ZM199 160H200V159H199ZM206 160H205V161H206ZM246 160H247V159H246ZM251 160H252V159H251ZM261 160H262V159H261ZM125 161H126V159H125ZM140 161H141V159H140ZM142 161H145V160H142ZM142 161H141V163H142ZM152 161H153V160H152ZM158 161H159V159H158ZM164 161H165V158H164L163 162H161L162 165H163ZM179 161H180V160H179ZM185 161H186V160H185ZM192 161H193V159H192ZM192 161H191V162H192ZM197 161H198V160H197ZM213 161H214V160H213ZM213 161H212V162H213ZM237 161H238V160H237ZM135 162H136V161H135ZM154 162H155V161H154ZM168 162H169V161H168ZM175 162H176V160H175ZM183 162H184V160H183ZM193 162H194V161H193ZM207 162H208V160H207ZM210 162H211V161H210ZM214 162H215V161H214ZM225 162H226V161H225ZM238 162H239V161H238ZM136 163H137V162H136ZM139 163H140V162H139ZM139 163H138V165H139ZM145 163L147 164V162H145ZM150 163H151L150 166H152V164H154V163H152V162H149L147 165H149ZM169 163H170V162H169ZM188 163H190V162H188ZM188 163L186 162L187 165H188ZM251 163H252V162H251ZM129 164H130V162H129ZM156 164H157V163H156ZM156 164H154V165L156 166ZM178 164H179V163H178ZM186 164H185V165H186ZM190 164H192V163H190ZM194 164H196V162H195ZM199 164H200V163H199ZM207 164L209 165V163H207ZM212 164H213V163H212ZM230 164H231V163H230ZM246 164H247V163H246ZM132 165H133V164H132ZM147 165H145V166H147ZM187 165H186V166H187ZM197 165H198V163H197ZM205 165H206V164H205ZM226 165H229V164H226ZM238 165H239V164H238ZM135 166H136V165H135ZM170 166H171V165H170ZM179 166H180V165H179ZM182 166H183V165H182ZM191 166H192V165H191ZM202 166H203V165H202ZM206 166H207V165H206ZM206 166H205V167H206ZM220 166H221V163H220ZM244 166H245V165H244ZM255 166H256V165H255ZM258 166H259V165H258ZM153 167H154V166H153ZM156 167H157V166H156ZM156 167H154V168L156 169ZM184 167H185V166H184ZM189 167H190V166H189ZM195 167H197V166H195ZM211 167H212V166H211ZM231 167L233 168V166H231ZM240 167H243V164H242V166H240ZM245 167H246V166H245ZM251 167H252V166H251ZM251 167H250V168H251ZM261 167H262V166H261ZM142 168H143V166H142ZM147 168H148V167H147ZM170 168H171V167H170ZM182 168H183V167H182ZM193 168H194V167H193ZM193 168H192V169H193ZM217 168H218V167H217ZM223 168H224V167H223ZM234 168H235V167H234ZM237 168H238V167H237ZM237 168H236L235 170H237ZM246 168H247V167H246ZM258 168H259V167H256V170H257ZM262 168H264V165H263ZM128 169H129V168H128ZM133 169H134V168H133ZM133 169H132V170H133ZM137 169H139V167H138V168L136 167V170H137ZM140 169H141V168H140ZM140 169H139V170H140ZM157 169H158V168H157ZM157 169H156V171H157ZM162 169H164V168L162 167ZM175 169H176V168H175ZM187 169H188V168H187ZM198 169H199V168H198ZM226 169H227V168H226ZM240 169H241V168H240ZM248 169H249V168H248ZM252 169H253V168H252ZM141 170H142V169H141ZM141 170H140V172H141ZM152 170H153V169H152ZM185 170H186V169H185ZM195 170H196V169H195ZM195 170H194V173H195ZM216 170H218V169H216ZM233 170H234V169H233ZM233 170H232V171H233ZM238 170H239V169H238ZM238 170H237V171H238ZM244 170H245V169H244ZM244 170H242L243 173H245ZM249 170H250V169H249ZM249 170H247V171H249ZM259 170H260V169H259ZM128 171H129V170H128ZM134 171H135V170H134ZM142 171H143V170H142ZM145 171H146V168H145ZM147 171H148V169H147ZM178 171H180V170H178ZM181 171H182V170H181ZM203 171L205 172V171H207V170H203ZM208 171H209V170H208ZM237 171H236V172H237ZM260 171H261V170H260ZM43 172H44V171H43ZM137 172H138V171H137ZM137 172H136V173H137ZM172 172H173V171H172ZM182 172H183V171H182ZM213 172H214V171H213ZM229 172H231V171H229ZM229 172H228V173H229ZM240 172H241V171H240ZM258 172H259V171H258ZM261 172H263L262 174H264V170L261 171ZM34 173H35V172H34ZM145 173H146V172H145ZM147 173H148V172H147ZM161 173H162V172H161ZM174 173H175V172H174ZM187 173H188V172H187ZM192 173H193V171H192ZM192 173H191V174H192ZM194 173H193V174H194ZM197 173H198V172H197ZM206 173H207V172H206ZM209 173H211V172H209ZM224 173H225V172H224ZM226 173H227V170H226ZM137 174H138V173H137ZM142 174H144V173L142 172ZM177 174H178V173H177ZM200 174H201V173H200ZM200 174L198 173L199 176H201ZM204 174H205V173H204ZM238 174H239V175H238ZM238 174H237L238 176L236 175L237 178H236V176H235L236 179H238V177L241 175L240 173H238ZM245 174H247V173H245ZM248 174H249V172H248ZM139 175H140V174H139ZM175 175H176V174H175ZM188 175H189V174H188ZM188 175H187V176H188ZM140 176H141V175H140ZM144 176H146V175H144ZM147 176H148V175H147ZM156 176H157V174H156ZM162 176H163V175H162ZM196 176H197V175H196V173H195L193 176L188 177V180H191V179H194V180H195V179H196ZM202 176H203V175H202ZM226 176H227V175H226ZM231 176H233V175H231ZM46 177H47V176H46ZM137 177H138V176H137ZM157 177H159V176H157ZM176 177H177V176H176ZM197 177H198V176H197ZM210 177H211V176H210ZM224 177H225V176H224ZM243 177H245V176L243 175ZM243 177H242V178H243ZM252 177H253V176H252ZM125 178H126V177H125ZM140 178H141V177H140ZM145 178L147 179V177H145ZM164 178H165V177H164ZM164 178H162V180H164ZM178 178H179V181H186V180H187V177H181V176H178ZM203 178H204V177H203ZM232 178H233V177H232ZM235 178H234V179H235ZM48 179H49V178H48ZM113 179H114V178H113ZM128 179H129V178H128ZM135 179H136V178H135ZM135 179H134V180H135ZM149 179H150V175H149ZM155 179H156V177H155ZM198 179H199V177H198ZM211 179H212V178H211ZM229 179H230V178H229ZM236 179H235V181L233 180V183H234V182L237 183V182H236ZM240 179H241V177H240ZM245 179H246V178H245ZM27 180H28V179H27ZM130 180H131V179H130ZM134 180H131V181L134 182ZM138 180H139V179H138ZM140 180H141V179H140ZM144 180H145V179H143L142 182H145ZM152 180H153V178H152ZM202 180H203V179H202ZM225 180H226V184H228L229 181H227V179H224V181H225ZM231 180H232V179H231ZM231 180H230V181H231ZM112 181H113V180H112ZM131 181H130V182H131ZM136 181H137V180H136ZM149 181H150V180H149ZM154 181H155V180H154ZM164 181H165V180H164ZM179 181H177V182H179ZM210 181H211V180H210ZM210 181H209V182H210ZM217 181H218V180H217ZM224 181H223V182H224ZM237 181H238V180H237ZM240 181H241V180H240ZM117 182H118V180H117ZM121 182H122V181H121ZM121 182H120V183H121ZM123 182H125V181H123ZM137 182H138V181H137ZM147 182H148V180H147ZM157 182H158V181H157ZM161 182H162V181H161ZM166 182H167V181H166ZM257 182H258V181H257ZM111 183H112V182H111ZM159 183H160V182H159ZM168 183H169V182H168ZM179 183H180V182H179ZM212 183H213V182H212ZM224 183H225V182H224ZM262 183H263V182H262ZM118 184H119V183H118ZM124 184H125V183H124ZM124 184H123V185H124ZM142 184H143V183H142ZM142 184H141V186H142ZM172 184H173V183H172ZM172 184H171V185H172ZM184 184H185V183H184ZM239 184H241V183L239 182ZM112 185H113V184H111V186H112ZM115 185H116V184H115ZM128 185H129V184H127V187H128ZM136 185H137V184H136ZM144 185H145V184H144ZM153 185H154V184H153ZM158 185H159V184H158ZM161 185H162V184H161ZM177 185H178V184H177ZM210 185H211V184H210ZM220 185H222V184H220ZM228 185H229V184H228ZM235 185H236V184H235ZM134 186H135V185H134ZM134 186H132V187H134ZM163 186H164V185H163ZM166 186H167V185H166ZM166 186H164V188H165ZM172 186H173V185H172ZM181 186H182V185H181ZM229 186H230V185H229ZM236 186H237V185H236ZM263 186H264V185H263ZM263 186H262V187H263ZM145 187H146V186H145ZM147 187H148V186H147ZM167 187H168V186H167ZM174 187H175V186H174ZM188 187H189V186H188ZM188 187H187V188H188ZM23 188H24V187H23ZM117 188H118V187H117ZM119 188H120V187H119ZM124 188H125V187H124ZM150 188H152V187L150 186ZM154 188H155V187H153L152 189H154ZM158 188H159V187L157 186V189H158ZM161 188H162V187H161ZM259 188H260V187H259ZM129 189H130V188H129ZM133 189H134V188H133ZM139 189H140V188H139ZM139 189H138V190H139ZM144 189H145V188H144ZM168 189H169V187H168ZM172 189H173V188H172ZM196 189H197V188H196ZM124 190H125V189H124ZM138 190H137V192H138ZM163 190H164V189H163ZM134 191H135V190H134ZM141 191H142V190H141ZM155 191H157V190H155ZM196 191H197V190H196ZM58 192H59V191H58ZM116 192H117V191H116ZM118 192H119V191H118ZM139 192H140V191H139ZM167 192H168V191H167ZM169 192H170V190H169ZM132 193H134V192H132ZM141 193H142V192H141ZM162 193H163V192H162ZM164 193H165V192H164ZM171 193H172V192H171ZM173 193H174V192H173ZM33 194H34V193H33ZM37 194H38V193H37ZM108 194H109V193H108ZM122 194H123V193H122ZM125 194H126V193H125ZM128 194H129V193H128ZM137 194H138V193H137ZM145 194H146V193H145ZM148 194H149V192H148ZM156 194H157V193H156ZM174 194H175V193H174ZM109 195H110V194H109ZM141 195H143V194H141ZM141 195H140V196H141ZM194 195H195V194H194ZM196 195H197V193H196ZM196 195H195V196H196ZM134 196H135V195H134ZM144 196H145V195H144ZM156 196H157V195H156ZM161 196H162V195H161ZM169 196H170V195H169ZM114 197H115V195H114ZM136 197H137V195H136ZM149 197H150V196H149ZM172 197H173V196H172ZM180 197H181V196H180ZM18 198H20V196H19ZM45 198H47V197H45ZM109 198H110V197H109ZM119 198H120V197H119ZM121 198H122V197H121ZM137 198H138V197H137ZM147 198H148V197H147ZM54 199H56V198H54ZM61 199H62V197H61ZM61 199H60V198H59V199L57 198V200H61ZM107 199H108V198H107ZM124 199L127 200L126 198H124ZM142 199H143V198H142ZM164 199H165V198H164ZM166 199H167V197H166ZM169 199H170V198H169ZM175 199H176V198H175ZM216 199H218V198H216V197H212V198H211V197H207V198H206V200H208V201H212V200L217 201ZM120 200H121V199H120ZM125 200H124V201H125ZM150 200H152V199H150ZM167 200H168V199H167ZM54 201H56V200H54ZM62 201H64V200H62ZM163 201H164V200H163ZM168 201H169V200H168ZM174 201H175V200H174ZM52 202H53V200H52ZM143 202H144V199H143ZM153 202H154V200H153ZM178 202H179V201H178ZM53 203H54V202H53ZM57 203H58V202H57ZM134 203H135V202H134ZM148 203H149V202H148ZM218 203H219V202H218ZM63 204H64V203H63ZM79 204H80V203H79ZM82 204H83V202H82ZM100 204H101V203H100ZM159 204H160V203H159ZM169 204H170V203H169ZM175 204H176V203H175ZM50 205H52V203H51ZM59 205H61V204L59 203V204H58V207H60ZM66 205H68V204L66 203ZM76 205H77V204H76ZM80 205H81V204H80ZM87 205H88V204H87ZM98 205H99V204H98ZM151 205H152V204H151ZM54 206H55V204H54ZM69 206H70V205H69ZM69 206H68V207H69ZM96 206H97V205H96ZM117 206H118V205H117ZM121 206H122V205H121ZM125 206H126V205H125ZM154 206H155V205H154ZM20 207H21V206H20ZM22 207H23V206H22ZM52 207H53V206H52ZM52 207H51V208L49 207V208L52 209ZM68 207L65 208V209H66V213H65L64 208H62V206H61L60 208H57V209H58V210H62V212H63V210H64V212L62 213V214L64 215V213L67 214V211H70V210H71V209H69V208H72V207H69V208H68ZM81 207H82V206H81ZM86 207H87V206H86ZM88 207H89V206H88ZM100 207H101V206H100ZM102 207L105 208L104 206H102ZM109 207H110V206H109ZM149 207H150V206H149ZM168 207H169V205H168ZM41 208H42V207H41ZM44 208H45V207H44ZM53 208L56 209V206L53 207ZM78 208H79V207H78ZM98 208H99V207H98ZM98 208H95V209H98ZM121 208H123V207H121ZM150 208H151V207H150ZM157 208H158V207H157ZM157 208H156V209H157ZM166 208H167V207H166ZM171 208H172V207H171ZM214 208H215V211L213 210V212H211V213H210V212H205V213L203 212V213H201V214L203 215L201 221H207V220L211 219L210 217L216 216L217 213H218V211H217V208H218V207H214ZM9 209H10V208H9ZM45 209H46V208H45ZM57 209H56V210H57ZM67 209H69V210H67ZM99 209H100V208H99ZM106 209H107V208H105V210H106ZM124 209H125V208H124ZM139 209H140V208H139ZM39 210H40L39 208H38V210L36 209V211H38V213L40 214V213H41V210H40V211H39ZM48 210H49V209H48ZM52 210H53V209H52ZM52 210H51V211L49 210L50 213L52 212ZM81 210H82V209H81ZM81 210H80V211H81ZM83 210H84V209H83ZM88 210H89V209H88ZM88 210H86V211H88ZM108 210H109V209H108ZM161 210H162V209H161ZM21 211H23V209H22ZM34 211H35V210H34ZM43 211H44V209H43ZM43 211H42V212H43ZM45 211H46V210H45ZM53 211L56 213L55 210H53ZM74 211H75V210H74ZM112 211H113V210H112ZM130 211H131V210H130ZM134 211H135V210H134ZM166 211H167V210H166ZM191 211H192L191 207L188 206L187 204H186V206L176 208L175 210H174V208H173L172 210L170 209V212L173 213V215H174V214L176 215L178 212H179V213H184V214L191 213L190 215H192V216H191L192 219H190V220H189V219H188V220L186 219V221H184L183 223H180V224H178V223L175 224V225L173 224L169 229L165 230V231L163 232V235L160 236V237H162V238H161L162 241H164V243L161 244V246L159 247L161 250L166 249V248L172 246V244H174V243L177 242V241L179 242V241L181 240V238L183 237V233H184V231H185L186 229H188V228H191L193 225H195V224L197 223V222L195 223V221L193 220L195 214H193L194 212H191ZM46 212H47V211H46ZM57 212H58V211H57ZM59 212H60V211H59ZM70 212H72V211H70ZM75 212H76V211H75ZM109 212H110V211H109ZM158 212H159V211H158ZM160 212H161V211H160ZM197 212L199 213V212H200V209H199ZM197 212H196V213H197ZM22 213H23V212H22ZM38 213H34V214H35V215L37 214L36 216L39 217ZM47 213H48V212H47ZM47 213L44 214V216L48 215ZM52 213H53V212H52ZM79 213H80V212H79ZM130 213H131V212H130ZM149 213H150V212H149ZM166 213H168V212H166ZM25 214L27 215V213H25ZM29 214H30V213H29ZM29 214H28V215H29ZM41 214H42V213H41ZM60 214H61V213H60ZM68 214H69V213H68ZM86 214H87V213H86ZM139 214H140V213H139ZM201 214H200V215H201ZM35 215H34V216H35ZM55 215H58V214H55ZM63 215H59V219H58V220H61V219H62L63 221H65L63 218H65L66 216L68 217V215H64V217H62ZM71 215H72V214H71ZM74 215H76V214H74ZM79 215H80V214H79ZM79 215H78V216H79ZM112 215H113V214H112ZM119 215H120V214H119ZM126 215H128V214H126ZM133 215H134V213H133ZM145 215H146V214H145ZM145 215H144V216H145ZM164 215H165V213H164ZM169 215H170V214H169ZM169 215H168V216H169ZM34 216H33V217H34ZM44 216H43V217H44ZM52 216H53V214H52ZM80 216H81V215H80ZM130 216H131V215H130ZM134 216H135V215H134ZM21 217H22V216H21ZM21 217H20V218H21ZM37 217H36V219H37ZM41 217H42V215H41ZM41 217L38 218V219H39V220H40V219H41V220L44 219L43 217H42V218H41ZM46 217H47V216H46ZM48 217H49V216H48ZM50 217H51V216H50ZM54 217H55V216H54ZM61 217H62V218H61ZM67 217H66V221H68V220L70 221L71 217H70V216L68 217V218H70V219H68ZM76 217H77V216H76ZM195 217H196V216H195ZM20 218H19V219H20ZM31 218H32V217H30V220H31V221H29V224L33 221V222L35 223V226H36V225H37L36 222H35L36 219L33 218V220H32ZM60 218H61V219H60ZM72 218H74V217H72ZM126 218H127V217H126ZM218 218H219V217H218ZM52 219H53V218H52ZM80 219H81V218H80ZM161 219H162V218H161ZM213 219H214V218H213ZM54 220H55V219H54ZM62 220H61V222H62ZM71 220H72V219H71ZM147 220H148V219H147ZM154 220H155V219H154ZM197 220H198V219H197ZM219 220H220V219H219ZM224 220H225V218H224ZM19 221L21 222L22 219L19 220ZM23 221H24V220H23ZM23 221H22V222H23ZM46 221H48V220H46ZM55 221H57V219H56ZM69 221H68V222H69ZM74 221H75V219H74ZM77 221H78V220H77ZM182 221H183V220H182ZM20 222H19V223H20ZM22 222H21V223H22ZM33 222H32V224H33ZM61 222H60V223H61ZM95 222H96V221H95ZM229 222H230V221H229ZM229 222L226 221V223H227L228 225H229ZM25 223H27V222H24V223H22V224H25ZM37 223H38V222H37ZM48 223H49V222H48ZM51 223H52V222H51ZM62 223H63V222H62ZM65 223H66V222H65ZM72 223H74V222H72ZM96 223H98V222H96ZM110 223H111V222H110ZM218 223H219V222H218ZM22 224H20V225H22ZM29 224H28V225H29ZM38 224H39V223H38ZM63 224H64V223H63ZM67 224H68V223H67ZM76 224H77V223H76ZM105 224H106V223H105ZM111 224H112V223H111ZM148 224H149V223H148ZM168 224H169V223H168ZM207 224H208V223H207ZM28 225L25 224L26 227H28ZM33 225H34V224H33ZM33 225H32V227H33ZM50 225H51V224H50ZM65 225H66V224H65ZM70 225H71V224H70ZM121 225H122V224H121ZM154 225H155V221H154ZM201 225H202V224H201ZM66 226H67V225H66ZM72 226H74V225H72ZM108 226H109V225H108ZM119 226H120V225H119ZM206 226H207V225H206ZM211 226H212V225H211ZM229 226H230V225H229ZM17 227H18V225H17L15 228H17ZM214 227H215V226H213V228H214ZM20 228H21V227H20ZM50 228H51V227H50ZM115 228H116V227H115ZM134 228H135V227H134ZM147 228H148V227H147ZM193 228H194V227H193ZM205 228H206V227H205ZM209 228H210V227H209ZM213 228H212V229H213ZM24 229H26V228L23 227L22 231H23ZM28 229H30V228H28ZM45 229H46V228H45ZM45 229H44V231H45ZM101 229H102V228H101ZM110 229H111V228H110ZM116 229H117V228H116ZM122 229H123V228H122ZM131 229H132V228H131ZM143 229H144V228H143ZM217 229H218V228H217ZM237 229H238V228H237ZM237 229H235V230H237ZM240 229H241V228H240ZM49 230H50V229H49ZM219 230H220V229H219ZM221 230H222V229H221ZM24 231H25V232H24ZM24 231H23V232H24V234L26 233V237H27V235H28V233H29V230H28V232H26L27 230H24ZM39 231H40V230H38V232H39ZM51 231H52V230H51ZM83 231H84V230H83ZM94 231H95V230H94ZM119 231H120V230H119ZM128 231H129V230H128ZM11 232H13V231L11 230ZM15 232H16V231H15ZM15 232H14V233H15ZM30 232H31V230H30ZM33 232H35L34 234H35V236H36V235H37V234H36V230L33 231ZM46 232H47V231H46ZM86 232H87V231H86ZM109 232H110V231H109ZM117 232H118V231H117ZM149 232H151V231H149ZM189 232H190V230H189ZM226 232H227V231H226ZM14 233H13V234L11 233V235H13V237H12V236L10 237V238L13 239V240H15V239L17 238V237L15 236V234H16L17 232H16L15 234H14ZM42 233H43V230H42V232H41V234H40V235H41V238H42V236H43ZM153 233H154V232H153ZM191 233H192V232H191ZM229 233H230V230H229ZM20 234H21V233H20ZM24 234H23V235H24ZM29 234H30V233H29ZM32 234H33V233L31 232L30 235H32ZM62 234H63V233H62ZM75 234H76V233H75ZM89 234H90V233H89ZM129 234H130V233H129ZM236 234H237V233H236ZM242 234H243V233H242ZM94 235H95V234H94ZM118 235H119V234H118ZM185 235H186V234H185ZM225 235H226V234H225ZM225 235H224L222 232H220V231H216V228H215L214 231H212V232H211L210 234H208V235H203V234H201L200 232H199V233H195V234H193V235L191 236V246H194V247H195V246H196V247H197V246H202V247H208V248H211V249H216V248H217V245L221 242V239L227 238V236L225 237ZM227 235H228V234H227ZM229 235H230V234H229ZM229 235H228V236H229ZM233 235H234V234H233ZM238 235H239V234H238ZM247 235H248V234H247ZM14 236H15L16 238H15ZM33 236H34V235H33ZM35 236H34V237L29 236L30 238L28 237L29 239H26V240H29V242L31 241V242H30V244H31V243L34 242V241H32L33 238H34V240L36 239ZM37 236H38V235H37ZM37 236H36V237H37ZM95 236H96V235H95ZM186 236H187V235H186ZM242 236H243V235H242ZM253 236H254V235H253ZM22 237H23V236H22ZM24 237H25V235H24ZM24 237H23V238H24ZM31 237H32V238H31ZM38 237H39V236H38ZM44 237H45V236H44ZM52 237H53V236H52ZM248 237H249V236H248ZM14 238H15V239H14ZM91 238H92V237H91ZM105 238H106V237H105ZM117 238H118V237H117ZM128 238H129V237H128ZM188 238H189V237H188ZM230 238L233 239L234 236H230ZM237 238H238V237H237ZM7 239H8V237H7ZM20 239H21V237H20ZM31 239H32V240H31ZM89 239H90V238H89ZM13 240H12V243H9V242L7 243L6 241H5V242H6V244H13V246H14V245H15V244H14L15 242L13 243ZM36 240H37V239H36ZM36 240H35V241H36ZM39 240H40V237H39ZM44 240H45V239H44ZM70 240H71V239H70ZM91 240H92V239H91ZM125 240H126V238H125ZM185 240H186V239H185ZM227 240H228V239H227ZM235 240H236V238H235ZM239 240H240V238H239ZM239 240H238V241H239ZM243 240H246V239H243ZM10 241H11V240H10ZM15 241H16V240H15ZM24 241H25V240H24ZM93 241H94V240H93ZM102 241H103V240H102ZM128 241H129V240H128ZM241 241H242V240H241ZM17 242H18V241H17ZM29 242H28V243H29ZM37 242H38V240H37ZM37 242H35V243H37ZM40 242H43V241H40ZM68 242H69V240H68ZM96 242H97V241H96ZM235 242H236V241H235ZM245 242H246V241H245ZM26 243H27V242H25L24 244H26ZM28 243H27V244H28ZM50 243H51V242H50ZM50 243H49V244H50ZM58 243H60V242H58ZM74 243L76 244V242H74ZM91 243H92V242H91ZM120 243H121V241H120ZM233 243H234V242H233ZM243 243H244V242H243ZM243 243H242V244H243ZM20 244H21V243H20ZM30 244H28V245L30 246ZM42 244H45V242L42 243ZM89 244H90V243H89ZM115 244H116V243H115ZM129 244H130V243H129ZM240 244H241V243H240ZM240 244L238 243V245H240ZM35 245H36V244H35ZM38 245H40V243L37 244V246H38ZM46 245H47V244H46ZM46 245H44V246H46ZM50 245H51V244H50ZM60 245H61V244H59L58 246L60 247ZM65 245H66V241H65ZM68 245H69V244H68ZM104 245H105V244H104ZM229 245H230V244H229ZM13 246H11V248H12ZM33 246H34V245L32 244L31 247H33ZM42 246H43V245H42ZM86 246H87V245H86ZM86 246H85V247H86ZM100 246H101V244H100ZM102 246H103V245H102ZM223 246H224V245H223ZM233 246H234V245H233ZM248 246H249V245H248ZM250 246H251V245H250ZM5 247H6V245H5ZM24 247H25V245H24ZM47 247H49V246H47ZM56 247H57V246H56ZM56 247H55V248H56ZM95 247H96V246H95ZM172 247H173V246H172ZM194 247H193V249H194ZM3 248H4V247H2L1 249H3ZM14 248H15V250H18V251H19V249H16V247H13V249H14ZM22 248H23V247H22ZM29 248H30V247H29ZM36 248H37V247H36ZM43 248L45 249L46 247H43ZM57 248H58V247H57ZM74 248H75V247H74ZM101 248H102V247H101ZM187 248H188V246H187ZM249 248H250V247H249ZM13 249H10V250L8 249V252H7V253H9L8 255L12 254V253H11V250L14 251V254H16V251L13 250ZM24 249H25V248H24ZM24 249H23V250H24ZM26 249H27V248H26ZM33 249H34V248H33ZM38 249H39V248H37V250H38ZM44 249H42V250H44ZM49 249H50V247H49ZM58 249H59V248H58ZM61 249H62V248H61ZM64 249H65V248H64ZM77 249H78V248H77ZM103 249H104V248H103ZM127 249H128V248H127ZM174 249H175V248H174ZM223 249H224V251H225V248H223ZM243 249H244V248H243ZM243 249H241V250H243ZM21 250H22V249H21ZM42 250H41V251L39 250V251L42 252ZM52 250H53V249H52ZM59 250H60V249H59ZM65 250H66V249H65ZM68 250H70V249H68ZM71 250H72V249H71ZM79 250H81V249H79ZM96 250H97V249H96ZM167 250H168V249H166V251H167ZM177 250H178V249H177ZM245 250H246V249H245ZM3 251H4V250H2V254H3ZM18 251H17V253H18ZM44 251L47 252V250H44ZM53 251H55V250H53ZM60 251H62V250H60ZM60 251H59V252H60ZM82 251H83V250H82ZM101 251H102V250H101ZM157 251H158V250H157ZM170 251H171V249H170ZM209 251H210V250H209ZM228 251H229V250H228ZM239 251H240V250H239ZM239 251H238V252H239ZM20 252H21V251H20ZM20 252H19L18 254H20ZM24 252L27 253L28 251L25 250ZM24 252L22 251V253H24ZM46 252H45V253H46ZM63 252H64V251H63ZM90 252H91V251H90ZM163 252H164V251H163ZM175 252H176V251H175ZM242 252H243V251H242ZM244 252H245V251H244ZM5 253H6V251H4V254H5ZM28 253H29V252H28ZM32 253L34 254L33 251H32ZM37 253H38V252H37ZM45 253L43 254V252H42L43 256L46 255V257H47L49 254L47 255V254H45ZM48 253H49V252H48ZM56 253L58 254V251H56ZM56 253H55V254H56ZM71 253H74V251H71ZM76 253L79 254V252H77V251H76ZM80 253H81V255L85 254L84 252H83V254H82L81 251H80ZM86 253H87V252H86ZM88 253H89V252H88ZM138 253H139V252H138ZM194 253H195V252H194ZM216 253H217V252H216ZM246 253H247V252H246ZM14 254H13V255H10V256L13 257ZM30 254H31V253H30ZM30 254H26V255H25V253H24L23 255H25V259L23 258V256L21 257L23 260H21V259L18 257V259H19V263H20L21 261H25V260L27 261V258H29V257L32 258L33 256H35V257L33 258L32 261H37L36 259L38 258V255H39V256L42 255L41 253L36 255V252H35V255H32V254L30 255ZM57 254H56V255H57ZM109 254H110V253H109ZM109 254H108V255H109ZM218 254H219V253H218ZM236 254H237V252H236ZM243 254H244V253H243ZM248 254H250V253H248ZM5 255H6V254H5ZM20 255H21V254H20ZM20 255H18V256H20ZM28 255H29V256H28ZM59 255H60V254H59ZM81 255H79V256H81ZM90 255H91V254H90ZM209 255H210V254H209ZM223 255H224V254H223ZM232 255H233V254H232ZM238 255H239V254H238ZM36 256H37V258H36ZM51 256H52V255H51ZM125 256H126V255H125ZM128 256H129V255H128ZM132 256H133V255H132ZM166 256H167V254H166ZM173 256H174V255H173ZM175 256H176V255H175ZM181 256H182L181 259L183 260V262H186V261H188V260L191 258V252L187 249L186 251L183 252V254H182ZM194 256H196V255H194ZM241 256H242V255H241ZM3 257H5V256H3ZM14 257H15V256H14ZM14 257H13V258H14ZM16 257H17V256H16ZM41 257H42V256H41ZM41 257H39V261H41V260L43 261V258H44V257H42V258H41ZM46 257H45V258H46ZM53 257H54V256H53ZM66 257H67V256H66ZM66 257H65V258H66ZM77 257H78V256H77ZM104 257H105V256H104ZM110 257H111V256H110ZM118 257H119V256H118ZM140 257H141V256H140ZM157 257H158V256H157ZM205 257H206V256H205ZM212 257H213V256H212ZM233 257H234V256H233ZM249 257H250V256H249ZM261 257H262V256H261ZM8 258H9V256H8ZM31 258H30V259H31ZM40 258H41V260H40ZM47 258H48V257H47ZM65 258H64V259H65ZM75 258H76V257H75ZM106 258H107V257H106ZM4 259H5V258H4ZM18 259L16 258V260H18ZM51 259H52V258H51ZM56 259H57V258H56ZM62 259H63V258H62ZM64 259H63V260L60 259V260L62 261V263H63ZM66 259H67V258H66ZM69 259H70V258H69ZM82 259H84V257H82ZM128 259H129V258H128ZM135 259H136V258H135ZM236 259H237V258H236ZM7 260L10 261V258L7 259ZM11 260H12V258H11ZM28 260H29V259H28ZM49 260H50V259H49ZM78 260H79V259H78ZM78 260H77V262H78ZM101 260H102V259H101ZM108 260H109V259H108ZM115 260H117V259H115ZM150 260H151V259H150ZM174 260H175V259L173 258L172 261L174 262ZM179 260H180V258H179ZM246 260H247V258H246ZM260 260H261V259H260ZM14 261H15V260H14ZM30 261H31V260H30ZM54 261H56V260H54ZM103 261H104V260H103ZM110 261H111V260H110ZM128 261H129V260H128ZM139 261H141V260L139 259ZM170 261H171V260H169V261H168V260H167V261H164L163 264H170ZM212 261H213V260H212ZM214 261H215V260H214ZM221 261H222V260H221ZM226 261H227V260H226ZM226 261H225V262H226ZM238 261H239V260H238ZM12 262H13V261H11V263H12ZM37 262H38V261H37ZM52 262H53V261H52ZM203 262H204V261H203ZM230 262H231V261H230ZM6 263H7V262H5L4 264H6ZM16 263H17V262H15V264H16ZM23 263H25V262H23ZM38 263H39V262H38ZM40 263H42V262H40ZM70 263H71V261H70ZM223 263H224V262H223ZM242 263H243V262H242ZM242 263H241V264H242ZM21 264H22V263H21ZM25 264H27V263H25ZM47 264H49V263H47ZM52 264H53V263H52ZM54 264H57V263H54ZM112 264H113V263H112ZM134 264H135V263H134ZM146 264H147V263H146ZM154 264H162V262L154 263ZM184 264H185V263H184ZM200 264H201V263H200ZM206 264H207V263H206ZM234 264H235V263H234ZM237 264H238V263H237Z\"/></svg>",
  "mask_w": 264,
  "mask_h": 264
}]
</instances>
